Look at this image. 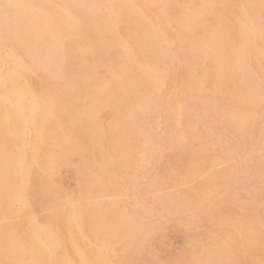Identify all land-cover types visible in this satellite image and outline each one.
<instances>
[{"label": "rangeland", "instance_id": "rangeland-1", "mask_svg": "<svg viewBox=\"0 0 264 264\" xmlns=\"http://www.w3.org/2000/svg\"><path fill=\"white\" fill-rule=\"evenodd\" d=\"M17 1V2H16ZM19 0H0V4H2V5H0V78H2V81H4L5 83H7L6 84V86H7V90L8 91H10V90H13L14 89V87L16 88L15 89V91H10V101H11V98L14 100V98H15V93L14 92H17V93H21L20 95L22 96L23 95V97H25V98H23L22 97V99L23 100H25V101H22V99H21V110L24 112V116L25 117H29V115H30V107L29 106H31V101H30V96L32 95V94H34V95H38L37 97H39L38 99L39 100H42V101H44V102H42V101H40V103H39V106H42V107H40L41 109H42V111L43 112H46V110H47V112H49V113H51V109L53 110V112H52V119H51V117H50V115H44L45 117H46V120H42V119H37V121H35L33 124H30V127H29V124H26L25 126H26V128H28L29 129V134L27 133V131H28V129H26L25 127H24V129H25V131H24V135H26L25 137H24V135H23V137H24V140L25 141H23L24 143H25V147H23V148H25L26 149V151H24L23 153H24V161H25V165H26V167L24 166V165H22V168L21 167H18L17 168V170H16V167H13L11 164V162H8V158H9V161H11V159H10V148L9 149H6V150H4L2 153H0V154H2V155H0V161H1V164H0V170H1V172H0V177L3 175L4 176V174H5V178L3 177H1L0 179H2V180H5L6 178L9 180V177H11V181H19L20 180V182H16L15 181V184L14 185H16V186H14V188H16V191H15V193L17 192V188H18V193H16V195L18 194V198L20 197L22 200L20 201V199H18L17 201H18V204L16 203V201L14 202L15 204L12 206V209L15 207V209H11V211H13V212H10L11 213V215H9V217L10 218H13V219H11V221H9L10 220V218L8 217V215H6L5 214V212L3 211V210H1V208H0V211H1V213H0V222L2 221V222H4L3 224H5L3 227H0L1 228V232H0V240L2 239V238H6V242H5V238H4V240L2 239L1 241H0V243H3V241L5 242L4 243V247L2 246V245H0V247L2 246V248L0 249V260H1V264H7V262L8 263H10V264H25V263H27V264H29V261H30V264H42L41 262L43 261H45V260H49V261H45L44 262V264L46 263V264H52V262H53V260L55 261L56 259L55 258H60L63 262H65V258L64 257H66V255L63 253V252H68L67 254L68 255H70V254H72V255H70V256H74V258H76V259H82L81 258V256L83 257V264H98V262H100V264L102 263V264H108V263H110V264H156L155 262V259L159 256V259L157 258L156 260H158L157 261V264L159 263V264H165V262H166V264H169V262H171L172 263V261H173V264L175 263V264H177V263H179V264H185V263H187V264H202V263H204L203 261L204 260H206L205 262L206 263H204V264H207V262H208V264H210V262H213L214 264H220V263H222V264H232V263H234V264H258V261L259 262H261L262 263V261H264V260H258V256H260V250L262 249V251H264V239H262V238H264V233L262 234L261 232H263L264 230V203H263V201H264V187H263V185H264V175L263 174H261V173H258V172H262V173H264V159H263V157H264V136L262 135V134H264V96H262L263 94H264V91H261V90H263L264 88V81H263V79H264V59H263V57H264V49L262 48V47H264L263 45H264V42H263V40H264V0L262 1V0H252V2H250L251 0H247L245 3H244V0H234L233 2H232V0H215L214 2L212 1V0H199L200 2H202L203 4H205V6L204 5H201V3L198 1V0H190V2H189V0H166V1H164V0H161V1H159V0H88V2L86 3V1L87 0H71V2L73 3V4H71V5H69V3L68 2H70L69 0L66 2V1H64V0H56V1H54V0H39L38 2L36 1V0H28V1H26V0H23V2H22V0H20L19 2H18ZM65 2L66 3V5L64 6L63 5V3H61V2ZM81 1V2H80ZM82 1H85V4H84V2H82ZM169 1H171L170 3H172V4H170L169 3ZM182 1V2H181ZM188 1V2H187ZM193 1V2H192ZM203 1H205V2H203ZM210 2V3H208V2ZM218 1V2H217ZM230 1H231V3H230ZM243 3H242V2ZM254 1V2H253ZM255 1H258L257 3L255 2ZM8 2H10V3H8ZM15 2V3H14ZM42 4H44V5H42ZM53 4H52V3ZM59 2V3H58ZM74 2L76 3V4H74ZM79 2V3H78ZM103 2V3H102ZM116 4H115V3ZM122 2H123V4L126 6V7H128L129 8V10H128V8H126V7H124L123 6V4H122ZM146 2V3H145ZM161 2V3H160ZM167 2V3H166ZM199 4H198V3ZM208 4H207V3ZM219 2H220V4L221 5H219ZM234 2H235V4H234ZM237 2V3H236ZM261 2H262V5L263 6H261L260 4H261ZM7 3V4H6ZM16 3H18V4H16ZM27 3V4H26ZM34 3V4H33ZM51 3V4H50ZM81 3V4H80ZM101 3V4H100ZM105 3V4H104ZM121 3V4H120ZM126 3V4H125ZM147 3L149 4V5H147ZM178 4V6L176 7V8H174L176 5ZM188 3V4H187ZM194 5H193V4ZM196 3V4H195ZM216 3V4H215ZM230 3V4H229ZM247 3H248V5H247ZM254 5H253V4ZM255 3H256V5H257V7H256V5H255ZM4 4V5H3ZM9 4H11L10 6H11V8L13 7V6H17V5H19V6H17V8L16 7H13V8H15V9H13L12 8V10L10 9V7L8 6ZM12 4H13V6H12ZM25 4V5H24ZM48 4H49V6L51 7V5H53V7H54V5L55 6H57V7H55V8H58L57 10L58 11H56V9H54L53 7H51L52 9H53V11H52V9L48 6ZM84 4V5H83ZM87 4V5H86ZM109 6H108V5ZM112 4L115 6V5H122L121 7L123 8H121L120 6H115V7H117V8H115L114 6H112ZM151 4V5H150ZM210 7V8H208V6ZM213 4V5H212ZM223 4H225V6L227 7L228 6V8L230 9H225L224 8V5ZM227 4H229V5H227ZM236 4H237V6H236ZM239 4V5H238ZM246 5V6H243V5ZM252 4V5H251ZM258 4H259V7H258ZM23 5V6H22ZM33 5H35V7L33 6ZM48 6V8H46L45 6ZM74 5V6H73ZM77 5H79V6H82V7H86V8H88V9H86V8H82V7H79V6H77ZM86 5V6H85ZM99 5V6H98ZM110 5H111V7H110ZM163 5V6H162ZM175 5V6H174ZM179 5L180 6H182V8H180L179 7ZM188 5V6H187ZM190 5V6H189ZM223 5V6H222ZM251 6V8H252V10H254L253 12H252V10H251V8H250V6ZM21 6H22V8H21ZM26 6V7H25ZM27 6L28 7H32L31 9L33 10H31V9H29V8H27ZM42 6L44 7V8H42ZM68 6V7H67ZM73 8H75V11H74V9H72V7ZM104 6V7H103ZM107 6H108V8H107ZM165 6H168V8H170L169 9V11H171V12H168V8L167 7H165ZM174 6V7H173ZM198 6V7H197ZM204 6V7H203ZM207 6V7H206ZM213 6V7H212ZM232 6V7H231ZM248 6H249V8H248ZM253 6V7H252ZM25 7V8H24ZM41 7V8H40ZM61 9H63L64 10V12H63V10H60L59 11V9L60 8ZM64 7V8H63ZM69 7H71L70 9L71 10H67V8H69ZM98 7H100V8H102L101 10H100V8H98ZM164 7L166 8V10L164 9ZM174 9H173V8ZM181 9V10H183V16H185L186 15V17H184V19L182 20V12H181V16H179L178 15V13L180 12V10H179V8ZM187 7V8H186ZM197 7V8H196ZM199 7H203L202 9L201 8H199ZM212 7V8H211ZM232 9H231V8ZM248 9H247V8ZM255 7V8H254ZM261 7V8H260ZM77 8V9H76ZM78 8H81L82 10L84 9H86V12L87 11H89V13L87 12V13H85V11H83V12H81V10L79 11L78 10ZM104 8H106V10H104ZM126 8V9H125ZM132 8V9H131ZM149 8V9H148ZM163 8V9H162ZM178 8V9H177ZM221 8V9H220ZM224 8V9H223ZM244 9L243 11L241 10L240 11V9ZM260 8V9H259ZM16 9L18 10V11H16ZM37 9H38V11H37ZM46 9V10H45ZM49 9H51V10H49ZM99 9V10H98ZM111 9V10H110ZM119 11H118V10ZM121 9H122V11H124L123 13H122V11H121ZM144 9V10H143ZM146 9L147 10H149V11H146ZM157 9V10H156ZM174 11V10H178V13L176 12V11H172V10ZM184 9H187V11L185 10L184 11ZM193 9H195V10H193ZM201 9V10H200ZM216 9V10H215ZM223 9V10H222ZM239 11H238V10ZM249 9H250V12H249ZM256 9H258L259 11H258V13H257V10ZM26 10V11H25ZM27 10H28V12H27ZM45 10V11H44ZM73 10V11H72ZM94 11L95 13H93L92 11ZM108 10V11H107ZM109 10L111 11V12H113V13H111V12H109ZM116 10V11H115ZM125 10H127V11H129L130 12V14H129V12H127L128 14H126V12H125ZM132 12H131V11ZM133 10H135V11H133ZM145 12V14H144V12ZM189 10H191L192 12L191 13H193V14H195V15H200L201 13L202 14H204L205 13V11H206V13L204 14V15H200V16H198V17H196V18H198V20L200 19V21H198L196 18H194V16H191L192 14H189L188 12H190ZM214 10V11H213ZM219 10H221V15L223 16V15H225L226 14V16L228 17V18H225V16L223 17V19H225L226 21H224V23H223V19H222V16L220 15V13H219ZM229 10V11H228ZM235 11V12H233L234 13V15L233 16H235L236 17V12H239V13H241V14H238V15H240V16H237L236 18H237V21L238 22H236V18L235 17H233L232 16V11ZM256 10V11H255ZM19 11H20V13H19ZM35 11V12H34ZM65 11L67 12V11H71V12H67V13H65ZM81 12L80 13V15H77V14H79V13H76L75 14V12ZM118 11V12H117ZM140 11H141V14H143V15H141V14H138V13H140ZM159 11V13H157L156 14V12H158ZM200 11V12H199ZM204 13H203V12ZM228 11V12H227ZM26 12V13H25ZM32 12V13H31ZM36 12L37 13H39L38 15L36 14ZM43 14V16H42V14ZM48 14H47V13ZM53 14H52V13ZM59 12V13H58ZM98 12V13H97ZM121 13L122 15H120V14H118V13ZM135 13V15H134V13ZM138 12V13H137ZM155 12V13H154ZM211 12V13H210ZM215 12H216V14H215ZM219 13V16H218V13ZM224 12H225V14H224ZM245 12V13H244ZM247 12H249V13H247ZM252 12V13H251ZM254 12H256L255 14H254ZM63 13V14H62ZM71 13V14H70ZM86 15H85V14ZM97 13V14H96ZM110 13H111V15H110ZM131 13L135 16V17H132L133 15H131ZM169 13H171V14H169ZM200 13V14H199ZM209 13V14H208ZM223 13V14H222ZM231 13V14H230ZM236 13V14H235ZM243 13H244V15H243ZM26 14H28V16L26 15ZM31 16H30V15ZM65 14L66 15H68V17L67 16H65ZM81 14H83V15H81ZM89 14H92V15H94L93 17L91 16V15H89ZM96 14V15H95ZM136 14H138V15H140L139 17H138V15H136ZM150 14H151V16H150ZM156 16H155V15ZM168 14H169V16H168ZM174 14V15H173ZM248 14H250L251 15V17H250V20H248L247 21V18H245V16L246 15H248ZM253 14H254V16H253ZM46 15V16H45ZM64 15V16H63ZM77 15V16H76ZM100 16V18H99V16ZM102 15H105L104 17L102 16ZM106 15H107V18H109V16H111V17H113V18H110L109 20L106 18ZM114 15H115V17H114ZM118 17H117V16ZM119 15H120V17H119ZM123 15H126V17L125 16H123ZM149 15V16H148ZM163 17V19L160 17ZM173 15V16H172ZM175 15H177L176 17L178 18V20H179V22L181 23L182 22V24H179V22H178V20L174 17ZM256 15H257V17L258 16H261V17H258L257 19H256ZM15 18H17V19H15ZM19 16H21V20H20V18H19ZM39 16H42L43 18H45L47 21L46 22H42L43 21V18H41V17H39ZM79 16H81V17H83V18H80V19H83L82 20V22L79 20ZM102 16V17H101ZM123 16V17H122ZM131 16V17H130ZM137 16V17H136ZM146 16H148V17H146ZM154 16V17H153ZM171 16H172V18H173V20H172V18H171ZM179 16V17H178ZM202 16H204L203 18H205V19H202V20H205V21H202L201 22V18H202ZM218 16V21H217V18L216 17ZM241 16H243V17H241ZM31 17H32V19H31ZM71 17V18H70ZM73 17V18H72ZM85 17V18H84ZM97 17V18H96ZM161 19H160V18ZM164 17H167V18H165L164 19ZM169 17V18H168ZM181 17V18H180ZM189 17V18H188ZM240 17V21H239V18ZM248 17V19H249V16H247ZM253 17H255V18H253ZM22 18H25V19H23V21H22ZM34 18V19H33ZM38 19V20H40L41 19V21H38V20H36V19ZM40 18V19H39ZM62 19V20H59L58 21V19ZM75 18V19H74ZM101 18H103V19H101ZM115 18V19H114ZM117 18H118V21H117ZM120 18V19H119ZM126 18V19H125ZM128 18V19H127ZM129 18H131V19H129ZM135 18H137V19H135ZM139 18V19H138ZM207 18V19H206ZM216 18V19H215ZM221 18V19H220ZM233 18H235V19H233ZM244 19V20H242V22H241V19ZM251 18H253L252 20H251ZM260 18V19H259ZM16 21H15V20ZM19 19V20H18ZM113 19V20H112ZM132 19H134V21L132 20ZM142 19H146L147 21H149V25L147 24V22H146V20H142ZM152 19H153V21H152ZM156 19V20H155ZM181 19V20H180ZM188 19H189V21H188ZM192 19V20H191ZM214 19H215V22H214ZM227 19H229V20H227ZM245 19H246V23H245ZM255 19V20H254ZM259 19V20H258ZM36 20V21H35ZM63 20H65V23L66 24H69L70 26H68L67 25V27H68V29H69V27L71 28L69 31H66V32H68V33H66L65 31H64V29L66 30L67 29V27L66 26H64L65 24H64V21ZM73 20V21H72ZM84 20H88V21H86L85 22V24H87V25H85L84 26ZM99 20V21H98ZM101 20H102V22H101ZM123 20V21H122ZM126 20H128L127 22H126ZM130 20L132 21V23L133 24H130L131 22H130ZM137 20V24L135 23V21ZM158 20V21H157ZM163 20L166 22L167 20H169V21H167L166 22V24L163 22ZM177 20V22L175 23L176 25H174V23L173 22H175V21ZM254 20V22H256L254 25H256V26H254L253 25V23H252V21ZM25 21H27V23H31V24H27V25H25L26 24V22ZM53 21V22H52ZM57 21V22H56ZM62 21V22H61ZM95 21V22H94ZM103 21H105V22H103ZM109 21V23H107V22ZM124 22L125 23V25H124V23H122V22ZM142 21H144V23H142ZM198 21V22H197ZM207 21V23L208 22H211V23H215V25L214 24H212L211 25V23H208V24H210V27H211V29H210V27H209V25L207 24V23H203V22H206ZM223 23V28H222V23ZM231 23H230V22ZM243 21H244V23L246 24V26H249L250 28H252V29H250V30H252L251 31V33H247L249 36H250V38H251V36H252V33L254 32V30L253 29H255V31H256V33L254 32L253 33V35L255 34V35H257L256 37H254L253 36V38H259L258 40L256 39V42H257V44L254 42L255 40L253 39L252 40V38L250 39V38H247V34L245 33H241V27L243 26L244 27V25H242L241 26V24H244L243 23ZM261 21H263L262 23H260ZM15 22L17 23L16 25H15ZM19 22H20V24H22V25H20L19 24ZM22 22V23H21ZM50 22H52L53 24L52 25H54L55 27L53 28L51 25H48V24H51ZM56 22V23H55ZM75 22V23H74ZM88 22L90 23V24H88ZM99 24H97V23ZM114 22H116V23H114ZM117 22L119 23L118 25H117ZM154 22V23H153ZM157 22H159V23H157ZM170 22H172V23H170ZM184 22H186L185 24H184ZM194 22H195V24H194ZM216 22H217V25H216ZM226 22V23H225ZM250 22V23H249ZM259 22V23H258ZM25 23V24H24ZM46 23V24H45ZM96 23V24H95ZM102 23H106L105 25H103ZM110 23H112V25L110 24ZM114 23V24H113ZM128 23H129V25H128ZM140 23H142V24H140ZM157 25H156V24ZM190 23L192 24V26L190 25ZM234 23H239L238 24V26L237 25H235ZM252 23V24H251ZM25 26H24V25ZM44 24V25H43ZM56 24V25H55ZM57 24H59L58 26H57ZM61 24V25H60ZM78 24V25H77ZM81 24H83V25H81ZM94 24V25H93ZM108 24V25H107ZM136 24V26H134ZM140 24V25H139ZM155 24V25H154ZM200 24V25H199ZM226 24V25H225ZM232 24H233V26H232ZM2 25V26H1ZM18 25H20V26H18ZM32 25V26H31ZM48 25V26H47ZM77 25V26H76ZM104 28V29H107V31H106V33H104L105 31L104 30H102L103 28L101 27V26ZM109 25H111L110 27H109ZM117 25V26H116ZM124 25V26H123ZM127 25L128 26H134L133 28L131 27V29L129 28V27H127ZM138 25V26H137ZM144 26V29L146 30H144L143 31V28H141L142 26ZM145 25H147V26H149L147 29H148V32L150 33V35H149V33L147 32V29H146V26ZM151 25V26H150ZM167 27H166V26ZM173 25V26H172ZM180 26V30H182L183 29V27H182V25L183 26H186V30H188V31H185V29H183V33H180L181 31H179V28H177V27H179ZM204 26L205 25V29L202 27V26ZM230 26V28H229V26ZM251 25H252V27H251ZM24 28H23V27ZM30 26V27H29ZM34 26V27H33ZM49 26H51V27H49ZM58 28H57V27ZM59 26H61V27H59ZM87 26H89V27H87ZM93 27V28H95L94 30L96 31H94L93 30V28H91V27ZM100 26V27H99ZM121 26H123V28H122V30H120L121 29ZM140 26V27H139ZM155 26H156V29L158 30V32L156 31V29H154L155 28ZM175 26V27H174ZM190 26V29H191V37H192V39L190 40L189 38H187V37H185V36H187L188 35V33L190 34V31H189V27ZM194 26L195 27H197L196 28V30H193V29H195L194 28ZM199 26H201V27H199ZM207 26L209 27V28H207ZM218 26H219V28H218ZM225 26L227 27L226 29H225ZM232 26V27H231ZM261 26H262V28H261ZM3 29H2V28ZM33 27V28H32ZM62 27H64V28H62ZM99 27V28H98ZM114 27H116L117 29H119V31H120V33H119V31L118 30H116V29H114ZM120 27V28H119ZM135 27H136V29H135ZM137 27H139L140 29L138 30V28ZM157 27H159V29L157 28ZM162 27V28H161ZM168 29H166V28ZM235 27V28H234ZM237 27V28H236ZM242 27V28H243ZM47 28V29H46ZM49 28V29H48ZM55 28H57V29H55ZM90 28L92 29V32H91V30H90ZM124 28H125V30H124ZM169 28H171L170 30H169ZM182 28V29H181ZM193 28V29H192ZM206 28H207V31H206ZM212 28H213V30H212ZM215 28H218V30H216ZM259 30H258V29ZM6 29V30H5ZM7 29H9L8 31H7ZM20 29V30H19ZM21 29H22V31L23 32H21ZM53 29H55V30H57V33L55 32V30H53ZM63 29V30H62ZM67 29V30H68ZM83 29V30H82ZM84 29H85V32H84ZM126 29H127V31H126ZM128 29H129V32H128ZM151 29H152V31H151ZM175 29H177V30H175ZM197 29H198V31H200V34L202 35V36H205V37H203L202 39H205L207 36H208V34H210L209 36V40H203L205 43H206V41H209V42H207L208 44H209V46L211 47H209V46H207V43H206V45L205 44H203V42H199L200 41V34H199V32L197 31ZM201 29V30H200ZM215 29V30H214ZM3 30H5V32H2ZM11 30V31H10ZM45 32H44V31ZM97 30H99V32L98 33H100V32H103V33H100V34H97ZM100 30H102V31H100ZM108 30L110 31V34H109V36H110V38H111V36H112V38L110 39L109 38V36H108ZM133 30H135V32L133 31ZM140 30H142V31H140ZM162 32H161V31ZM192 30H193V32H195V33H193L192 32ZM227 30H232V31H234V33L235 34H237L236 35V37H238V38H241V37H243L242 38V40L241 39H236L235 41H234V37H233V35H235L232 31H230V32H232V34L231 33H229V34H227V32L226 31ZM263 30V31H262ZM52 31L53 33L55 32V36H53L54 34L51 32ZM61 31H63V33L64 34H67V35H64V34H62V32ZM74 31V32H73ZM76 31V32H75ZM115 31H117V32H115ZM136 31H139V32H136ZM170 31V32H169ZM173 31V32H172ZM176 31V33H174ZM201 31L203 32V31H205V32H209L208 34L207 33H205V32H203V33H201ZM211 31H215L213 34H212V32ZM223 31V32H222ZM260 31V32H259ZM25 32H27L26 33V35L24 34ZM49 32V33H48ZM69 32H71V34H69ZM78 32V33H77ZM111 32H112V34H113V32H114V36L111 34ZM124 32V33H123ZM132 32V33H131ZM144 33L146 36H144L143 34H141V33ZM155 32H156V34H155ZM167 33V35H161V34H163V33ZM186 32V33H185ZM188 32V33H187ZM217 32V33H216ZM262 32V33H261ZM42 33H44V36H43V34ZM58 33H60V37H58L59 36V34ZM121 33H123V34H121ZM139 34V36H137V35H135V34ZM149 35V37H148V35ZM157 33H158V35H157ZM165 33V34H166ZM171 33V34H170ZM177 33H178V35L180 34V36H182L184 33V35L181 37L183 40H181V43H183V44H181L180 42H175V41H180V39H178V38H180V36H178L177 35ZM258 33V34H257ZM25 36H24V35ZM29 35V37H28V35ZM34 35V37H33V35ZM45 34H51L50 35V38L52 37V40L49 38V36L48 35H46L45 36ZM73 34V35H72ZM76 34H78V36L80 35V36H82L83 38H80V36L78 37ZM85 34H87V36L85 35ZM96 34V35H95ZM101 34H103V35H101ZM107 34V37H105V35ZM124 34H126L125 35V37H127V38H125L124 37ZM127 34H129V35H131V36H129V35H127ZM141 34V35H140ZM160 34V35H159ZM174 34H176L177 36H178V38H177V36L176 35H174ZM182 34V35H181ZM194 34H197V35H194ZM207 36H206V35ZM217 35V36H215V38H214V36H212V35ZM231 34V35H230ZM238 34H240V35H238ZM242 34H244V35H242ZM263 34V35H262ZM8 35H9V37H8ZM14 35V36H13ZM30 35L33 37V39H31L32 37H30ZM90 35H91V37H90ZM98 35V36H97ZM118 35V36H117ZM135 35V36H134ZM157 37H156V36ZM193 35H194V37H196V38H193ZM221 35V38H223V39H220L219 38V36ZM224 35V36H223ZM231 36V38L229 39V40H233V41H231L233 44H231V42L228 40V39H226V38H228V37H230ZM3 36V37H2ZM26 36H27V38H26ZM65 36V37H64ZM69 36H72L73 38V40H69L70 39V37ZM75 36H77V38H78V40H77V38L75 37ZM95 36V37H94ZM115 36H117V38H115L114 39V37ZM142 36L145 38L144 40L142 39ZM158 36H160V37H158ZM161 36H162V38H161ZM165 38H164V37ZM171 37V39H169L170 37ZM173 36V37H172ZM176 36V37H175ZM189 35H188V37H190ZM211 36H212V38H214L215 40L214 41H216V42H214V41H212V42H210V40H213V39H211ZM240 36V37H239ZM248 36V37H249ZM262 36V37H261ZM5 37V38H4ZM8 37V38H7ZM14 37V38H13ZM17 37V38H16ZM39 37H40V39H39ZM63 37V38H62ZM69 37V38H68ZM75 37V38H74ZM129 37H131V38H129ZM132 37H134V39H135V37H136V39L138 38L139 40L141 39V41H139L138 39L137 40H134ZM140 37V38H139ZM148 39H147V38ZM153 37H155L156 39H154ZM167 37V38H166ZM199 37V38H198ZM235 37V38H236ZM244 37H246L245 39H244ZM47 38V39H46ZM58 38V39H57ZM65 38V41L63 40ZM68 38V39H67ZM86 38V39H85ZM100 38H101V40H102V38L104 39L103 40V42H101V40H100ZM119 38V39H118ZM128 38H129V40L131 39V41H129L128 40ZM150 38V39H149ZM161 38V39H160ZM177 38V39H176ZM184 38L186 39V40H184ZM216 38H218V39H216ZM224 38H225V40L226 41H224ZM10 39V40H9ZM13 41H12V40ZM15 39H18L17 41H19V42H15L14 40ZM22 39V40H21ZM26 39V40H25ZM30 39H31V41H30ZM62 39V40H61ZM88 39H89V42H88ZM154 39V40H153ZM164 39H166V40H163ZM171 41V43H169L170 41ZM176 39V40H175ZM201 39V40H202ZM262 39V40H261ZM9 40V41H8ZM23 40H25V41H23ZM77 41V42H75V41ZM83 40H84V42H83ZM106 40V41H105ZM107 40H108V42H107ZM115 40H118V41H115ZM119 40H122V41H120V46H121V48H120V46H119V44H118V42H119ZM148 42H147V41ZM152 40V41H151ZM155 40H156V43H157V45L158 46H161V47H159V49L160 50H158L157 48L158 47H155V46H157L154 42H155ZM173 40H175V41H173ZM193 40H195L196 41V44H195V41H193ZM199 40V41H198ZM218 40V41H217ZM224 42H223V41ZM241 40V41H240ZM251 40V41H250ZM23 41V42H22ZM39 41V42H38ZM64 41V42H63ZM136 41H139L138 43H136ZM163 42V45H161V43ZM167 41H169L168 42V44L171 46V47H169V45H167ZM183 41V42H182ZM227 41H229V44H228V42ZM238 41V42H237ZM244 41H246V42H244ZM249 41V43H247ZM11 42H15V43H12V45H11ZM43 44H42V43ZM65 42H74V43H76V44H74V43H65ZM88 42V44H86ZM92 42V43H91ZM105 42H107V43H105ZM132 42H133V44H135V45H133L132 44ZM140 42L142 43V42H146V45H144V43H142V44H140ZM150 42L152 43V45L150 44ZM165 42H166V44H165ZM174 42V43H173ZM184 42H190V43H184ZM193 42V43H192ZM218 42V43H217ZM220 42H222L221 43V45H219V43ZM244 42V43H243ZM253 42V43H252ZM261 42H263V43H261ZM3 43V44H2ZM19 43H23V44H21L20 46H17ZM86 44V45H83V44ZM122 43V44H121ZM160 43V44H159ZM175 43H177V44H175ZM197 43H199V44H201V51L200 50H198V52L196 53V54H194L193 53V51H195L196 52V50L197 49H200V46L199 45H197ZM224 43V44H223ZM227 43V44H226ZM236 43H240V44H236ZM255 43V44H254ZM262 44V46H260L261 44ZM5 44V45H4ZM41 44H42V46H41ZM62 44V45H61ZM66 44L68 45L67 47H66ZM73 44V45H72ZM78 44L80 45V47H78ZM97 46H96V45ZM98 44L100 45V47L98 46ZM110 44V45H109ZM114 44H115V47H113L114 46ZM118 44V45H117ZM125 45V46H123L124 48H122V45ZM138 44V46H136ZM149 44L151 45V50L150 51H148L146 48L147 47H150L149 46ZM153 44H155L154 46H153ZM194 46H193V45ZM212 44V45H211ZM216 44V45H215ZM247 44H249V45H247ZM258 44H260L259 46L261 47V48H259L257 45ZM4 45V46H3ZM15 45V46H14ZM63 46L64 48H66V49H64L63 47H61V46ZM65 45V46H64ZM107 45V46H106ZM113 45V46H112ZM139 45L141 46V45H143L142 46V48H144V49H142L141 47H139ZM167 45V46H166ZM177 45H181L180 46V49H179V46H176ZM186 45V46H185ZM203 45V46H202ZM217 45H219V46H221L222 48H220L219 46H217ZM226 45V46H225ZM228 45H230L229 47H228ZM235 45H236V47H235ZM244 45H246L245 47L247 48V53H245L246 52V48L244 47ZM250 45H252L251 46V48H252V50H251V48L249 47ZM255 45V46H254ZM7 46V47H6ZM14 46V47H13ZM39 46V47H38ZM57 46H59V48L57 47ZM86 48H85V47ZM91 47V49H90V47ZM110 46V47H109ZM128 46H129V48H128ZM182 46H184V47H182ZM192 46V48H190ZM199 46V47H198ZM205 46H207V47H205ZM213 46V47H212ZM257 46V47H256ZM16 47V48H15ZM22 47H25V48H22ZM70 47V48H69ZM84 47V48H83ZM107 47H109V50H110V52H109V50H108V48ZM112 47V48H111ZM133 47H135L136 49H134ZM153 47H155L156 48V51L155 50H153L154 48ZM164 47V48H163ZM174 47V48H173ZM196 47H198L196 50H195V48ZM202 47H205V48H209L208 50H206L205 48H204V50H203V48ZM217 47L218 48H220L221 50L219 51V49H217ZM224 47H225V52H224ZM237 47H239V50H238V48ZM243 48V50H242V48ZM248 47H249V49H250V51L248 50ZM33 48V49H32ZM41 48H42V50H41ZM88 48H89V50H88ZM114 48V49H113ZM127 48H128V50H127ZM164 50H162V49ZM166 48L167 49H169V50H166ZM178 48V49H177ZM228 48V49H227ZM241 48V49H240ZM257 48H259L258 49V51H260L261 52V54L263 55H261V57L259 58V53L260 52H256L257 51ZM4 51H3V50ZM15 49V50H14ZM18 51H17V50ZM25 49V50H24ZM38 49L40 50V51H38ZM68 49V50H67ZM122 49V50H121ZM136 50V51H134V50ZM145 49H146V51H145ZM149 49V48H148ZM177 49V50H176ZM183 51H182V50ZM187 49V50H186ZM262 49V50H261ZM59 50V51H58ZM63 50H65V51H63ZM71 52H70V51ZM100 50H102V51H104V52H102V51H100ZM123 50H125V52H127L128 53V59H127V56L125 55L126 53H124V51ZM127 50V51H126ZM171 50H172V52L175 50V53H172L171 52ZM180 50V51H179ZM188 50H189V52H188ZM210 50V52H207L206 53V51H209ZM218 50V51H217ZM227 50V51H226ZM228 50L229 51H231L232 53L230 54L229 52H228ZM233 50V51H232ZM239 52V55L240 56H236V55H234V54H236L237 52ZM7 51V52H6ZM9 51V52H8ZM43 51V52H42ZM73 51V52H72ZM82 51V52H81ZM89 51L90 52V58L88 57V55H89V52L87 53V52ZM92 51V52H91ZM115 51V52H114ZM118 51V52H117ZM120 51H122L121 53H119ZM136 54V55H138V57H136V55L135 54H132L133 52ZM155 51V52H154ZM167 51V52H166ZM178 51H179V54H178ZM192 51V53H190ZM199 51H200V53L201 54H199ZM204 51V53H205V55H204V53H202ZM221 51H223V52H221ZM242 51H243V53H242ZM249 51V52H248ZM253 51V54L251 53ZM13 52V53H12ZM16 52H17V54H16ZM55 52V53H54ZM78 52V53H77ZM81 53V55H80V53ZM84 52H86V53H84ZM97 52V53H96ZM106 52V53H105ZM109 52V53H108ZM114 53L113 54V57H112V55L110 56V54L111 53ZM117 52V53H116ZM132 52V53H131ZM139 52V53H138ZM145 52H147V53H145ZM148 52H149V55H151V57L149 56V55H147L148 54ZM159 52H160V56H162V57H159V58H157V56H159ZM164 52V53H163ZM217 52H219L221 55H222V57L220 56V54H219V56L217 55ZM241 52V53H240ZM14 54V55H12V54ZM92 53H94L95 54V56H94V54H92ZM150 53H152V54H154V56L152 55V54H150ZM157 53V54H156ZM167 54V56H166V54ZM172 53V54H171ZM183 53V54H182ZM225 53V54H224ZM226 53H228V54H226ZM251 53V54H250ZM4 54V55H3ZM43 54V55H42ZM55 54H56V56H55ZM107 54V55H106ZM118 54H119V56H118ZM124 54V55H123ZM130 54H131V56H134V57H136L138 60H139V58L140 57H144V59H143V57L142 58H140V60L138 61H135L136 63H138V65L137 64H135V62L132 60V57H130ZM142 56H141V55ZM162 54V55H161ZM177 54V55H176ZM182 54V55H181ZM184 54H188L187 56H189V54H194V58H193V55L192 56H189V57H192V58H187V56L186 55H184ZM212 54V55H211ZM232 54L234 55V56H232ZM238 54V53H237ZM248 54V55H247ZM59 57H58V56ZM73 55V56H72ZM86 55V56H85ZM118 56L117 58H116V56ZM123 55V56H122ZM147 55V56H146ZM181 56V57H179V56ZM198 55V56H197ZM208 55H209V59H208ZM224 55H226V56H230V57H226V56H224ZM246 55V56H245ZM250 55V56H249ZM255 56V59H256V61H252V59L254 58V56ZM257 55H259V56H257ZM8 56V57H7ZM10 56V57H9ZM71 56V57H70ZM98 56V57H97ZM109 56V57H108ZM148 56H149V58H148ZM156 56V57H155ZM177 56V57H176ZM200 56V57H199ZM207 56V59H208V61H207V59H205V57ZM213 56V57H212ZM218 56V58L217 59H215L216 57ZM223 56H224V58H223ZM243 56H244V58H243ZM253 56V57H252ZM17 57H19V58H17ZM57 57L59 58V59H57ZM67 57V58H66ZM87 57V58H86ZM95 59H94V58ZM101 57V58H100ZM103 57H105V59L103 58ZM115 57V58H114ZM121 57L124 59H122L121 60ZM130 57V58H129ZM154 57V58H153ZM165 57V58H164ZM166 57H167V59H169V57H170V59L169 60H167L166 59ZM198 59H197V58ZM203 57V59H205V61L203 60V59H200V58H202ZM210 57H212V58H210ZM227 59H226V58ZM236 57V58H235ZM238 57H239V59H238ZM28 58V59H27ZM68 58L70 59V61L68 60ZM89 58V59H88ZM91 58H93V59H91ZM100 58V59H99ZM108 60H107V59ZM110 58V59H109ZM145 58H146V60H148V61H150V62H152L153 61V59H154V61L153 62H155V63H153L152 62V65H149L150 63L148 62V61H145ZM155 58L156 59H159V60H156L155 61ZM161 58H162V60H161ZM172 58V59H171ZM176 58V59H175ZM178 58H180V59H178ZM186 58V59H185ZM223 58V62H222V59ZM230 58V59H229ZM233 58H234V60H233ZM241 58V59H240ZM252 58V59H251ZM262 58V59H261ZM3 59V60H2ZM17 61H16V60ZM19 59V60H18ZM57 60V62H56V60ZM61 59L63 60L62 62H64L66 59H67V61L68 62H64V63H62L61 62ZM97 59V60H96ZM99 59V60H98ZM104 59V60H103ZM119 59H120V61H119ZM133 59H135V58H133ZM151 59H152V61H151ZM188 59V60H187ZM194 59H197V62H196V60H194ZM211 59V60H210ZM224 59H225V61H228V64H227V62H225L226 64H224ZM230 60V62H229V60ZM249 59V61H248V63H247V61L246 60H248ZM7 60V61H6ZM14 60V61H13ZM35 61L38 65H36L35 64V62L33 63V61ZM85 61V64L84 63H82V62H84ZM95 60V61H94ZM128 62H127V61ZM163 60H164V62L166 61L167 62V65H166V62H165V64H164V62H163ZM172 60V61H171ZM177 60V61H176ZM191 60V61H190ZM200 60H202V61H200ZM210 60V61H209ZM235 60H237L238 61V63H236L237 61H235ZM254 60V59H253ZM262 60V61H261ZM24 61V62H23ZM27 61V62H26ZM59 61V62H58ZM82 61V62H81ZM88 62V64H87V62ZM99 61V62H98ZM104 61V62H103ZM109 61V62H108ZM114 61H118L117 63L115 62L114 63ZM131 61L132 62H134V65L131 63ZM177 63H176V62ZM179 61V62H178ZM185 61V62H184ZM189 61L191 62V63H193V61L196 63L195 65H199V66H196L195 67V65H194V63L190 66V63H189ZM212 61H213V63L215 64H213L212 63ZM215 61V62H214ZM216 61H218V65L216 64ZM221 61V62H220ZM231 61H234V62H231ZM7 62V63H6ZM9 62V63H8ZM18 62H19V65H18ZM27 64H26V63ZM29 62V63H28ZM32 62V63H31ZM73 62L75 63V62H77L76 64H73ZM100 62H102V63H100ZM108 62V63H107ZM120 62H121V64H122V62H123V64H125V67L123 66V64L121 65L120 64ZM126 62H127V64H126ZM148 62V63H147ZM158 62L159 63H161L162 64V66L163 65H165L164 67H160L161 65L159 64L158 65ZM173 64H172V63ZM199 62V63H198ZM202 62V63H201ZM205 62V65L203 64ZM209 62H211L210 64V66L208 65L209 64ZM251 62V63H250ZM257 64L256 66H258L259 67V69H258V67H257V69H256V66H255V63ZM261 64H260V63ZM24 63H25V65H24ZM59 63H62V64H59ZM65 63H69L68 65H66ZM70 63L71 64H73V66L75 67V66H78V68L80 67V69H78L77 67V69H74V67L72 66V65H70ZM107 63V64H106ZM169 63V64H168ZM174 63H176V64H174ZM179 63V64H178ZM201 63V64H200ZM221 63V64H220ZM231 63H233V64H235L234 66L235 67H237V68H231L230 69V66L231 67H233V65L231 64ZM240 63V64H239ZM254 63V64H253ZM11 64H13V66H11ZM23 66H22V65ZM56 64H58L59 66H64V68H65V70L63 69V67L62 68H60L59 66L57 67L56 66ZM82 64V65H81ZM100 64L101 66H98V65ZM128 64H129V68H128ZM142 64L144 67H142V66H140V65ZM145 64L147 65V67L145 66ZM154 64V65H153ZM182 64H184V67H186V70H185V68H183V73L185 72L186 73V75L187 76H185L183 73L181 74V72H182ZM187 64H189V65H187ZM202 64H203V66H202ZM220 64V65H219ZM28 65V67L26 68V66ZM29 65H31V67L29 66ZM70 65V66H69ZM93 65V66H92ZM105 65V66H104ZM114 65V66H113ZM119 65H121V66H123V68H121V66H119ZM169 65V66H168ZM178 65H179V67H178ZM194 65V67H192ZM201 65V66H200ZM214 65V66H213ZM224 65V66H229V67H227L228 69H226V70H224L225 69V67H224V69H222L221 67ZM254 65V66H253ZM3 66V67H2ZM11 67L12 68V70H11V68H9V67ZM37 66V67H36ZM42 66H44V70L42 69L43 67ZM82 66V67H81ZM91 66H92V68H91ZM111 66V67H110ZM134 66V67H133ZM138 66V67H137ZM156 66V67H155ZM157 66H159V67H157ZM175 66V67H174ZM190 66V67H189ZM204 66H206V68H204ZM244 66V67H243ZM6 67V68H5ZM40 67V68H39ZM85 67H86V69H85ZM87 67H89V69L87 70ZM97 67V68H96ZM131 67H133L132 69H131ZM141 67V68H140ZM199 67H203V68H199ZM207 67H208V69H207ZM209 67L210 68H212L213 70H212V72H214V75H213V73L210 71L211 69H209ZM216 67V68H215ZM2 68H4V69H6L5 71H4V69H2ZM19 68V69H18ZM22 68H24V70L22 69ZM33 68H35V69H33ZM59 68H60V70H59ZM106 68V69H105ZM143 68V69H142ZM145 68H147V69H145ZM150 68H152L153 70H154V73L156 74V69H157V71H161V72H163L162 73V75H163V78H162V76L160 77V73L159 72H157L158 74H154L153 72H152V69L150 70L151 71V73L152 74H150L149 73V71H146V70H149ZM154 68H156V69H154ZM161 68V69H160ZM172 68V70H168V69H171ZM175 68V69H174ZM178 68V69H177ZM180 68V69H179ZM190 69L191 68V70L192 69H195V70H188V69ZM198 68V69H197ZM220 68V69H219ZM239 68V69H238ZM242 68V69H241ZM249 68H250V71H248V74L246 75V76H244L245 74H246V72H247V69L249 70ZM255 68V69H254ZM263 68V69H262ZM13 69H17L18 71H13ZM28 69V72H26V70ZM39 70V71H37V70ZM40 69H42V70H40ZM56 69H57V71H59V72H57L56 71ZM82 69V70H81ZM84 69V70H83ZM115 71H114V70ZM117 69V70H116ZM122 71H121V70ZM124 69V70H123ZM125 69H127L126 71H125ZM160 69V70H159ZM163 69H165V71L163 70ZM200 69H202V71L200 70ZM203 69H205L204 70V72H203ZM222 69V70H221ZM230 69V73H229V71H227V70H229ZM234 69V70H233ZM244 69H245V71H244ZM61 70L63 71V72H61ZM71 70H74L75 72H77V74L74 72V71H71ZM85 70H87V72L85 71ZM110 70H112V71H110ZM137 70H139V71H137ZM140 70H141V72H143V73H138V75H137V72H140ZM178 70V71H177ZM179 70H180V72H179ZM197 70V71H196ZM200 70V71H199ZM207 70H209V72H207ZM226 71L227 72V76H226V72H224V71ZM234 72H232V71ZM237 70H239L240 71V74H241V76H240V74H239V72H238V74L239 75H237ZM253 70H255V71H253ZM260 71V72H257L256 73V71ZM6 71H11L12 73H13V76H12V78H9V80L7 81V77H6V75L4 74ZM21 71V72H20ZM25 71V72H24ZM34 71H36V73L34 72ZM42 71H44V72H42ZM45 71H47V73L49 74H46V72ZM67 71H71L70 72V74H68L69 72H67ZM80 71V72H79ZM84 72L83 74L85 75V73H86V76H87V74L88 73H90L89 74V78H87V79H85L86 77L83 75L82 76V73L81 72ZM90 71H92V72H90ZM107 72V73H104L106 76L107 75H109L110 77L112 76V78L114 79L113 80V82H112V79H110L109 80V76H108V78H106V76L103 74V72ZM119 73H121L120 74V76H119V74H117L118 72ZM169 71V72H168ZM170 71H172L173 73H174V75H172L171 74V72ZM175 71V72H174ZM189 71L190 72V74H188L187 72ZM201 72V73H199V72ZM219 71V73H217ZM242 71H244L243 73H241ZM18 72V73H17ZM41 72H42V74H41ZM53 72V73H52ZM67 73V74H65V73ZM73 72V73H72ZM78 72H79V74H78ZM117 72V73H116ZM125 72H126V75H125ZM130 74H129V73ZM133 72H134V74H133ZM136 72V73H135ZM145 72H148L149 73V76L151 77V76H153V74H154V76H155V78H157L158 79V81L156 82L157 84H159L158 86H157V84L156 83H152V82H148V80L147 79H145L146 77V75H148L147 73H145ZM178 72L180 73V75L178 74ZM203 72V73H202ZM225 73L224 75L225 76H220V74L221 73ZM233 74H236V76L234 77V76H230L232 73ZM253 74H252V73ZM3 73V74H2ZM7 73V72H6ZM26 73H28V74H26ZM50 73H52L53 74V76H52V74L50 75ZM55 73H57V74H59V76L57 75H54ZM60 73H62L61 75H60ZM75 73V74H74ZM81 73V74H80ZM95 73V74H94ZM98 73V74H97ZM116 75H115V74ZM123 73V74H122ZM128 73V74H127ZM168 73H170L171 75H172V77L168 74ZM193 73H198L197 75L196 74H194L193 76H192V74ZM207 73V74H206ZM230 75H229V74ZM18 74V75H17ZM20 74V75H19ZM30 74H31V76H30ZM38 74H40V76L38 75ZM45 74V75H44ZM63 74H64V76H63ZM94 74V75H93ZM96 74H97V76H96ZM111 74V75H110ZM134 76H133V75ZM160 74V75H159ZM212 74V75H211ZM217 74H219V75H217ZM244 74V75H243ZM251 74V75H250ZM3 75H4V77H3ZM23 75V76H22ZM44 75V76H43ZM65 75H68L67 77L65 76ZM73 75V76H72ZM80 75L82 76V77H80ZM104 76V77H101V76ZM125 75V80L124 79H122V78H124L123 76ZM129 77H128V76ZM130 75H132V76H130ZM135 75H137L136 77H135ZM157 75H159V76H157ZM167 75V76H166ZM181 75H184L185 77L183 78V76H181ZM205 75V76H204ZM209 75V76H208ZM221 75H223V74H221ZM230 77H229V76ZM253 75H256V77L255 76H253ZM15 76V77H14ZM20 76V77H19ZM39 76V77H38ZM45 76H48L47 78H49V76H50V80H48ZM52 76V77H51ZM55 76V77H54ZM61 76V77H60ZM75 76H77L76 78H75ZM91 76H93L94 78H92ZM95 76H96V78H95ZM100 76V77H99ZM121 76H122V78H121ZM126 76L128 77V80L129 81H133V82H128L127 81V78H126ZM141 76V77H140ZM199 76H203L201 79H199ZM210 76H211V78H210ZM218 76H220V77H218ZM238 76H240V77H242V78H238ZM262 76V77H261ZM43 77V78H42ZM65 79H64V78ZM78 77L80 78V79H78ZM85 77V78H84ZM88 77V76H87ZM117 77V78H116ZM133 77V78H132ZM142 77H144V79L142 78ZM173 78L174 80H171V78ZM179 77V78H178ZM188 77V80H191L192 81V79H190L191 77H194L193 79V82L191 83L190 81H188L187 82V79H185V78H187ZM190 77V78H189ZM227 77H229V78H227ZM233 77H234V80H236L237 79V81H238V79H239V81L238 82H246V83H244L243 85H241L242 84V82H241V84L240 83H238L237 81H231V78L233 79ZM16 78V79H15ZM21 78V79H20ZM27 78H29V79H27ZM42 78V79H41ZM52 78H54V82L52 81ZM56 78V79H55ZM67 78V79H66ZM69 78H72L71 79V82H73V84L71 83V85H70V83H68V82H70V79ZM82 78H84L85 80H88V79H90V80H88V81H85V80H83L84 82H86L85 83V85H87V86H85L84 85V82L83 81H81L80 82V80L82 79ZM106 78V79H105ZM119 78V79H118ZM164 78H166V79H164ZM176 78H177V80H179L178 82L176 81ZM183 78V79H182ZM197 78V79H196ZM223 78V79H222ZM225 78H227V79H225ZM244 78H246V79H248L249 78V81H248V83L249 84H247V81L244 79ZM255 78V79H254ZM4 79V80H3ZM23 79V80H22ZM39 79H41L40 81H39ZM44 79H46L47 81V83H45L44 81ZM63 79V80H62ZM69 79V80H68ZM74 79V80H73ZM79 81H78V80ZM94 79H95V81H97V82H95L94 81ZM100 79H103L105 82H103V80H101V81H99ZM108 79V80H107ZM118 79V80H117ZM144 81H147L146 82V84H145V82H142L143 80ZM152 79H154V77H151V80ZM157 79H155L154 81H156ZM162 79H164V81L162 80ZM199 79V80H198ZM212 79V80H211ZM230 79V81H228ZM243 79V80H242ZM28 80V81H27ZM30 80V81H29ZM55 80H58V81H60V83H58V81H55ZM62 80V81H61ZM67 80H68V82H67ZM73 80V81H72ZM92 80V81H91ZM136 80H138V82H136ZM162 80V81H161ZM168 80H169V82H168ZM186 82H185V81ZM201 80H204V81H201ZM226 80V81H225ZM241 80V81H240ZM256 80V81H255ZM259 82H261V83H257L258 81ZM50 81V82H49ZM63 81H65V83L66 84H68V86L66 85V84H64L63 83ZM108 81V82H107ZM111 81V82H110ZM116 81V83H117V81H118V83H117V85H116V83H114ZM127 81V82H126ZM153 81V80H152ZM153 81V82H154ZM161 81V82H160ZM165 81H166V83L168 82L169 84H171V85H168V83L166 84L165 83ZM174 81V82H173ZM194 81H197L198 82V84H197V82H194ZM223 83H222V82ZM253 81H255V82H253ZM12 82H13V85H10V84H12ZM110 82V83H109ZM139 82H140V84H139ZM176 82H177V85H176ZM179 82H180V84H179ZM182 82L184 83L183 85H182ZM204 82V83H203ZM212 82V83H211ZM218 82H219V84H218ZM227 82V83H226ZM233 82H237L235 85L234 84H232ZM251 82H253V85L251 86ZM45 83V84H44ZM63 83V84H62ZM104 83V84H103ZM105 83H107V84H105ZM109 83V84H108ZM112 83V84H111ZM120 83V84H119ZM123 83V84H122ZM130 83H133V84H130ZM134 83L136 84V85H134ZM138 83V84H137ZM145 85H148V86H145ZM150 83L151 84H153L157 89H155V87H154V89L156 90L155 92H157V94L160 92V93H163V91H164V93L163 94H161V97H162V99H159V97H160V94H156V93H154V91H152V90H154L153 88H149V87H152V85H150ZM163 85H162V84ZM175 83V84H174ZM188 83V84H187ZM194 83H196L197 85H198V88H195L197 85L196 84H194ZM205 83H206V85H205ZM215 83V84H214ZM254 83H256V86L254 85ZM55 84V85H54ZM59 84V86L62 88V90H64V91H62L61 90V88H57V87H59V86H57ZM60 84H62V85H64V86H62V85H60ZM88 84H90L89 85V87H91V89L88 87ZM91 84H96V85H98V87H95L94 86V88L92 87L93 85H91ZM121 84H122V86H121ZM127 84V85H126ZM128 84H130V85H128ZM162 85V87H160L161 85ZM187 84V85H186ZM190 84V85H189ZM210 84V86H213V88H211L210 86H208ZM212 84V85H211ZM221 84H225V85H222L223 87L221 88ZM234 86V91L236 92V94H234L235 92L232 90L233 89V87H231L232 85ZM238 84H239V86H238ZM48 85V86H47ZM53 85V86H56V87H52V89H51V86ZM73 85V86H72ZM79 85L81 86H83L82 88H84V89H82L81 88V90L79 89L78 90V87H79ZM102 87H101V86ZM113 87H112V86ZM122 87L121 89H120V86ZM124 85H125V87H124ZM131 85H133V87L131 86ZM140 85H141V87H140ZM169 86L168 87V89H167V91L168 92H166L165 91V89L167 88V86ZM179 85H182L183 86V88H182V86H180V87H178ZM185 85V86H184ZM215 85V86H214ZM219 85H220V87H219ZM238 86L237 88H235V86ZM248 85V86H247ZM251 87H250V86ZM258 85L259 86H262V87H258ZM12 86H13V88H12ZM33 86V87H32ZM41 86V87H40ZM46 87L47 89H48V87L50 88V89H48V90H51V91H49L50 93H48L47 91H46V88H44V87ZM75 86V87H74ZM101 88H100V87ZM117 87V89H116V87ZM128 86H129V90H130V87H131V90L132 91H134V92H132L131 90H130V95L128 94V92H129V90H126V88L128 89ZM139 87V88H136V87ZM166 88H165V87ZM174 87V91H175V93H174V91L172 90L171 91V89H173V87ZM175 86L176 87H178V88H176L175 89ZM191 87V86H194L193 87V89L196 91H194L193 92V90H192V88H186V87ZM199 86L200 87H204L203 89H204V91L206 92H203V91H201V90H203L202 88H199ZM253 86H255V88L253 87ZM9 87V88H8ZM11 87V88H10ZM70 87H71V89H70ZM103 87H105L104 89H106V90H103ZM119 87V88H118ZM144 87V88H143ZM146 87H148L149 88V90H148V88H146ZM170 87H171V89H170ZM185 87V88H184ZM211 89H210V88ZM217 87V88H216ZM246 87H248V88H246V89H251V88H253V89H251L250 91L249 90H247L248 92H250V93H252V95H250V93H249V95L250 96H247L248 95V93L246 94H243V92H245V91H243V90H246L245 88ZM45 90H44V89ZM53 88H55V89H53ZM56 88L57 89H59V90H56ZM64 88V89H63ZM89 88V89H88ZM133 88V89H132ZM135 88L136 89H138L139 90V92L138 93H140V94H138V95H136V96H138V97H136V99L138 100L140 97V99L137 101L136 99H134L135 97L132 95V94H136L135 92H137L136 90H135ZM141 88V89H140ZM182 89L181 91H180V89ZM218 88H220V90L222 91V94H220L221 93V91L219 90V91H217L218 90ZM230 89L231 88V90L234 92H232V91H230L229 92V90H227V89ZM238 88H242V90H240V89H238ZM18 89V90H17ZM23 89V90H22ZM27 89V90H26ZM30 89V90H29ZM34 89H36V90H34ZM39 89H43L42 91L41 90H39ZM69 89V90H68ZM111 89V90H110ZM120 89V90H119ZM125 89V90H124ZM147 89V90H146ZM152 89V90H151ZM179 91H178V90ZM199 89H200V91H199ZM208 90V92H210V94L207 92V90ZM225 89H226V91L230 94V95H228L227 94V92L225 91ZM258 89L260 90V92L262 93V95H260L261 93H259L258 92ZM20 90V92H18ZM37 90H39V91H37ZM89 90H92V91H90L89 92ZM96 90V91H95ZM99 90V91H98ZM112 90H114V92L112 91ZM123 90V91H122ZM141 90H146V92L148 91V93L149 94H151V95H149V94H147V93H145V91L142 93V91ZM151 90V91H150ZM160 90V91H159ZM184 90V91H183ZM191 90H192V92H191ZM210 90V91H209ZM213 90V91H212ZM223 90H224V92H223ZM238 90H240V92H242V95H246V97L245 96H242L241 95V93L240 92H238ZM254 90H257V91H254ZM36 91V92H35ZM62 91V92H61ZM93 91H95L94 92V94H93V96L95 97V100L93 99V96H92V92ZM104 91L107 93L108 92V95L107 94H105L104 93ZM119 91H122V92H124L125 91V96H127V95H129L130 96V98H128V96L127 97H124V94H122V92H119ZM170 91V92H169ZM188 91H190V92H188ZM213 92V94H211L212 92ZM254 91V92H253ZM12 92V93H11ZM28 92L30 93V95L28 94ZM43 92H44V95H43ZM46 92V93H45ZM86 92V93H85ZM98 92V93H97ZM151 92V93H150ZM171 92H173V93H171ZM176 92H178V94L176 93ZM186 92H188L189 94H183V93H186ZM201 93V94H199V96L201 97H199L198 96V93ZM216 92V93H215ZM217 92H220V93H217ZM225 92H226V94H225ZM238 92V93H237ZM256 92H258L259 93V95H257L258 93H256ZM53 93H55V94H57L56 95V98H55V94H53ZM60 93H64V94H62V95H60L61 97H59L58 95L60 94ZM100 93V94H99ZM111 95H110V94ZM113 93V94H112ZM115 93H116V95H115ZM120 93V94H119ZM173 94V96L171 95V94ZM197 95V96H195V94ZM223 93H224V95H223ZM231 93H233L234 94V96L235 97H230V96H232V94ZM239 93H240V96H242V97H240L239 96ZM254 93V94H253ZM52 94H53V96H52ZM82 94V95H81ZM88 94V95H87ZM156 95L155 96V99H154V95ZM169 94V95H168ZM183 95L184 96V98H186V99H184L183 100V96H181V95ZM191 94V95H190ZM192 94H194V95H192ZM203 94H208V95H203ZM256 94V95H255ZM14 95V96H13ZM49 95L51 96V97H49ZM101 95V96H100ZM120 95H122V96H120ZM153 95V96H152ZM178 97V95H179V97L178 98H181V99H178L176 96ZM186 95V96H185ZM210 95H211V97H215V98H212L214 101H212V99H211V97H210ZM213 95V96H212ZM223 97H222V96ZM253 95H255L254 97H251V96H253ZM29 96V97H28ZM48 96V97H47ZM58 96V97H57ZM99 96H100V98H99ZM149 96H152V97H149ZM166 96V97H165ZM168 96H170V97H168ZM172 96V97H171ZM194 97V99L192 98H190V97ZM208 96H209V98L211 99H208ZM218 96V97H217ZM262 96V97H261ZM27 97V98H26ZM62 97H64V98H62ZM89 97V98H88ZM113 97V99H111ZM115 97H117V98H115ZM121 97H124L125 99H126V103L128 104V101H129V108L127 107L128 105L127 104H125V100H124V98H121ZM131 97H134V98H131ZM196 97H198V99H196ZM204 97V98H203ZM217 97V98H216ZM238 97H240V99H238ZM244 97L247 99H244ZM249 97H251V101H254V102H251L250 100H249ZM257 97H259V100H257L258 98ZM28 98H29V100H28ZM41 98V99H40ZM43 98V99H42ZM149 98H150V100H149ZM153 98V99H152ZM168 98H170L169 100H168ZM173 98H175V99H177L176 101H173L174 99ZM199 98H200V100H199ZM220 98V99H219ZM225 98V100L227 101H225V100H222V99H224ZM228 98V99H227ZM229 98H230V100L232 101V103H236L235 105H236V107L234 106L233 107V104L232 103H229V102H231L230 100H229ZM231 98H235L236 99V101H234L233 102V99H231ZM261 98V99H260ZM45 99V100H44ZM50 99H51V101H50ZM54 99H57V102L54 100ZM59 99V100H58ZM68 99V100H67ZM86 99H90V101L88 100H86ZM98 99V100H97ZM105 99H107V100H105ZM130 99H133L132 101L130 100ZM157 99H159L158 101H160L161 102V104L163 103V105H159V103H158V101H157ZM165 100V99H167V100H165V101H162V100ZM173 99V100H172ZM188 99H190V102H189V100ZM234 99V100H235ZM241 99H243L244 101H242ZM255 99V100H254ZM12 100V101H13ZM66 100V101H65ZM76 100V101H75ZM79 100H81V101H79ZM99 100H101V101H103V103L100 101L99 102ZM121 100H123V101H121ZM155 100V101H154ZM188 101V105L190 106V107H192V109L193 110H195L194 112H192L193 110L189 107V109H191V110H189L188 109V107L186 106V103H184V102H186V101ZM203 100V101H202ZM204 100H207L206 102L208 103V105H207V103H205V101ZM216 100V101H215ZM237 100H239V101H237ZM248 100H249V102H248ZM26 101L28 102V103H26ZM45 101H47V103H45ZM85 101L88 103V104H86L85 103ZM94 101H96V103L94 102ZM132 103H131V102ZM141 101H142V103H141ZM168 101L170 102V103H168ZM173 101V103H172V105L174 106H172L171 105V102ZM208 101H211V103L210 102H208ZM219 102V104H218V107H217V105L216 104H214V102L216 103V102ZM223 101V102H222ZM246 101V102H245ZM255 101H258V102H255ZM260 101V102H259ZM118 102V103H117ZM120 102V103H119ZM121 102H124V104L125 105H122L123 103H121ZM138 102V103H137ZM147 102L148 103H150L149 105L147 104ZM156 102V103H155ZM174 102H177V103H174ZM180 102H181V104H180ZM197 102V103H196ZM241 102V103H240ZM245 102V103H244ZM248 102V103H247ZM251 102V103H250ZM261 102L263 103L262 105H261ZM30 103V104H29ZM44 103V104H43ZM54 103V104H53ZM64 103H65V106H64ZM93 103V104H92ZM97 103H99V104H97ZM134 103L136 104V106H134ZM153 103H155V104H153ZM166 103V104H165ZM195 103H196V105H195ZM203 104V105H200V104ZM223 103H228V105L227 106H225V105H223ZM238 103H240V104H238ZM250 103V104H249ZM256 104L257 106V108H255L254 106H253V108L256 110V111H252V105L251 104ZM23 104H25V105H23ZM28 104V105H27ZM45 104H46V106H45ZM79 104V105H78ZM83 104H85V105H83ZM97 104V105H96ZM104 104V105H103ZM111 106H113V105H115L116 106V108H114L115 109V113H116V110H117V113L115 114V117H114V112H112L113 110L111 109V108H109V107H111ZM117 104V105H116ZM118 104H120L121 105V108H120V105H118ZM158 104V106H156ZM175 104H179V106L178 105H175ZM214 106H213V105ZM223 106H222V105ZM230 104V105H229ZM249 104V106H247V105ZM89 105V106H88ZM92 105V106H91ZM106 105V107H105V109L103 110V107L102 106H105ZM107 105H109L108 107H107ZM130 105H133V106H130ZM141 105H143V107L141 106ZM145 105V106H144ZM148 107H147V106ZM185 105V106H184ZM207 105V106H206ZM216 105V106H215ZM222 106V109H221V107L220 106ZM240 105V106H239ZM243 105H246V107H248V108H246L245 106V110H246V112H245V110L243 109L242 110V106ZM258 105H260V108L258 107ZM60 106V107H59ZM67 106V107H66ZM72 106V107H71ZM73 106H74V108H73ZM79 106V107H78ZM84 106V107H83ZM119 106V107H118ZM124 108H123V107ZM137 106L138 107H142V108H137ZM176 106V107H175ZM197 106V107H196ZM206 106V107H205ZM210 106V107H209ZM212 106V107H211ZM237 106H238V108H237ZM29 107V108H28ZM70 107V108H69ZM78 107V108H77ZM81 107H83V109L81 108ZM87 107V108H86ZM93 107V108H92ZM102 107V108H101ZM147 107V108H146ZM157 107H159V108H157ZM162 107H164L163 108V110H161V108ZM172 107H173V109H172ZM180 107H182V108H180ZM218 108V109H220V110H215L214 108ZM225 108V111H226V108H227V111L231 108L232 110H229V113H230V115L229 114H226L227 113V111H226V113H223V115H221L222 113H221V111L223 110L224 111V108ZM240 107H242V108H240ZM25 108H28V112H26V109ZM67 108V109H66ZM71 108H73V109H75V108H77V110L75 111V110H73V109H71ZM80 108V109H79ZM97 108V109H96ZM107 108V109H106ZM136 108V109H135ZM144 108V109H143ZM179 110H178V109ZM195 108H197V109H195ZM201 108L202 109H205L206 111H208V114H207V112L206 111H204V110H202V111H200L201 110ZM208 108V109H207ZM210 108L213 110V111H215V112H213V111H211L210 110ZM229 108V109H228ZM233 108H235L236 110H239V111H237V112H235V110L233 109ZM240 108V109H239ZM45 109V110H44ZM70 109V110H69ZM86 109H88V110H86ZM89 109H93V111L91 110H89ZM94 109H96V110H94ZM112 110L111 112H110V110ZM120 109H124V110H120ZM146 109V110H145ZM154 110V111H152V110ZM158 109V110H161V111H156V110ZM175 109H177V110H175ZM183 109H185V110H187V111H183V112H186V114H188L190 111L192 112V113H194V115H192L191 113H189L187 116H188V118H187V116H185L186 114L184 113V114H182V115H180L181 113H183V112H181L180 113V111H182ZM200 109V110H199ZM2 110H4V107L3 106H0V112L2 113ZM56 110V111H55ZM58 110L60 111L59 112V115L60 116H62V117H64V118H62V117H60L59 115H58ZM79 110V112H80V110H81V114L82 115H84V114H87V113H89V115L90 114H92V115H88L87 114V116L85 117V115L82 117L81 116V114L80 113H78L77 111ZM85 110H86V112L87 113H85ZM103 110V111H102ZM128 110V111H127ZM135 111V113H134V111ZM141 110V111H140ZM168 110V112H166ZM198 110H199V113H198ZM210 110V111H209ZM247 110L249 111V110H251V112H247ZM261 110V111H260ZM100 111V112H99ZM102 111V112H101ZM108 111L110 112V114H107L108 113ZM119 111V112H118ZM120 111H124V112H120ZM143 111H149V112H151L150 114H148L147 112L146 113H144ZM156 111V112H155ZM171 111H173V112H171ZM220 114H218L217 112ZM231 111H233V112H231ZM242 111V112H241ZM263 111V112H262ZM22 112V113H23ZM70 112V113H69ZM83 112V113H82ZM91 112V113H90ZM94 112H97L98 114H96V113H94ZM125 112H126V114H127V116H125L126 114H125ZM137 112H140V114L143 112L144 114H145V116H147V117H145L144 115H143V113L140 115L139 113V116H141L142 117V119H141V117H138L137 116ZM153 112V113H152ZM158 112V113H157ZM160 112V113H159ZM177 112H179L178 114H177ZM204 113L203 114V116H207L206 117V119H205V117L203 118V117H201V115H202V113ZM214 114V118H213V114ZM240 112V113H239ZM244 112V113H243ZM1 113H0V119H1ZM111 113H113V115H111ZM121 113H122V115H121ZM129 113V114H128ZM132 113V114H131ZM165 113V114H164ZM169 113V120H170V122L169 123H165V122H168V120H167V116H166V114H168ZM172 115H171V114ZM174 113V114H173ZM241 113H243V115L241 114ZM248 114V115H246V114ZM251 113V114H250ZM253 113L255 114V115H253ZM65 114L67 115L66 117L67 118H69L68 116H69V114L71 115L70 116V118H69V120H67L66 119V117H65ZM99 114H100V116H99ZM132 116H131V115ZM136 114V115H135ZM147 114V115H146ZM196 114V115H195ZM235 114V115H234ZM240 114L241 116H243V117H240V115L238 116V115ZM257 114H259V117L257 116ZM262 114V115H261ZM57 115V116H56ZM96 115H98V116H96ZM107 115V116H106ZM109 115V116H108ZM123 115H124V117L126 118V120H124L125 118L123 117ZM143 115V116H142ZM149 115V116H148ZM151 115V116H150ZM158 117H157V116ZM161 115L163 116L162 117V121H163V123H162V121H160V119H161ZM174 115V117H172ZM176 115H178V117L176 116ZM212 115V116H211ZM217 115H219V117L217 116ZM231 116L230 118L232 119V121H231V119L228 117H223V116ZM234 115V116H233ZM252 115V116H251ZM43 116V115H42ZM78 116H79V119H78ZM102 116H104V117H102ZM106 116V117H105ZM111 116H112V118H111ZM117 116H120V118L122 117V119H120L119 118V121H118V117ZM156 118H155V117ZM170 116L172 117V119L174 118V121L172 120V119H170ZM189 116H190V118L191 119H189ZM192 116H195V118H193ZM197 116H200V117H198V119H197ZM221 116V117H220ZM237 116H238V119H239V122L237 121L238 119H237ZM249 118V116H251V118L250 119H248L247 117ZM254 116H256V118H258V119H255V117ZM82 117V119H80ZM88 117H90V118H88ZM94 117V118H93ZM96 117H97V119H96ZM108 117V118H107ZM145 117V118H144ZM148 117L150 118V119H152V117H153V120L155 119L156 120V123H154V121L153 120H151V127H150V119H148ZM180 117H182L183 118V120L186 118V120L187 121H185L186 122V124L188 123V124H190V123H192V121H193V123L191 124V127H190V125H186L187 127V129H189V131H184V136H183V131L182 132H180V131H178L179 130V128H180V125L181 126H184L185 125V122L183 123L182 122V119L180 118ZM213 119H212V118ZM30 118V117H29ZM48 118H50V121L48 120ZM54 118H56L55 120H56V122H55V120H54ZM61 118V119H60ZM90 121V119L92 118V119H94L93 121L95 122V129L93 128V126L90 128V126L91 125H93V124H88V120ZM101 118H103V119H101ZM105 118V119H104ZM135 118V119H134ZM138 120H137V119ZM140 118V119H139ZM143 118H144V120H143ZM147 118V120H148V122L146 121L145 122V119ZM176 118H179V120H180V122L176 119ZM193 118V119H192ZM221 118V119H220ZM235 120H234V119ZM240 118H242L241 120L242 121H244L243 123L241 122V120H240ZM253 118V123H252V119ZM260 118V119H259ZM62 120V121H60V120ZM75 119V122H73L72 120H74ZM86 119V120H85ZM91 119V120H92ZM98 120V121H96V120ZM111 119H112V122H113V120H114V124H112V122H111ZM117 119V120H116ZM198 120V122H197V120ZM200 119H202V120H200ZM203 119H205V120H203ZM217 119V120H216ZM225 119H227V121H225ZM245 119H246V121L247 120H251V122H249L248 121V123H246V121H245ZM263 119V120H262ZM40 120H41V122H40ZM65 120V121H64ZM80 120H82L83 121V123H82V121H80ZM103 120V121H102ZM124 122H126V123H123V121ZM127 120H128V122H127ZM135 120H137L138 122H140V123H138V122H135ZM157 120H158V124H161V125H158L157 126ZM167 120V121H166ZM194 120H196V125H195V122H194ZM200 120V121H199ZM208 120V121H207ZM223 120V121H222ZM44 121V122H43ZM58 121H60V125L58 124ZM64 121V122H63ZM84 121H87L86 122V124H85V122ZM100 121V122H99ZM105 121V122H104ZM108 121V122H107ZM117 122V124H116V122ZM132 121V122H131ZM178 121V122H177ZM201 121H203V122H201ZM236 121V122H235ZM254 121H256V122H258V123H254ZM42 126V128H44L45 126H47L48 124L50 125V127H49V125H48V128L50 129H48V128H44V129H42L41 128V126L38 124V123ZM53 122L54 123H56L57 124V126H56V124H53ZM70 122V123H69ZM79 122V126L78 127H80V124L82 123V125H81V127H83L84 128V125H85V130L83 129V128H81L80 127V129L82 130L81 132L80 131H78L79 130V128L77 127V123ZM81 122V123H80ZM92 121H90L89 123H91ZM93 122V123H94ZM98 124H97V123ZM110 122V125L113 127V128H111V126L110 125H108V124H106V123H109ZM119 122L120 123H122L121 125L119 124ZM134 122H135V124H134ZM159 122H161V123H159ZM200 122V123H199ZM223 122H226V123H228V124H226L225 123V125H224V123ZM230 122H231V125H233V126H231V125H229L230 124ZM232 122H234L233 124H232ZM260 122V123H259ZM46 123H47V125H46ZM68 123V124H67ZM76 125H75V124ZM143 125H142V124ZM168 125L169 127H171L172 125H173V128H175V130H173L172 128H169L168 126V128L169 129H171V130H168V128H166V125ZM172 123H175V124H172ZM177 123L179 124L177 127H174V125L176 126L177 125ZM180 123H183L184 125H182V124H180ZM198 123V124H197ZM206 125H205V124ZM212 125V126H209L210 124ZM216 123V124H215ZM245 123H246V125H245ZM0 124L2 125V123H1V120H0ZM51 124H53V125H51ZM62 124H63V126H62ZM102 126H101V125ZM132 124V125H131ZM138 124V125H137ZM139 124H141L142 126H140ZM144 124H148V126L147 125H144ZM155 124H156V127H158V128H156L155 127ZM170 124H171V126H170ZM202 124V125H201ZM224 125V126H226V125H229V126H231V127H228V126H226L227 128H228V130L229 131H227V130H225L226 129V127H221L222 125ZM234 124H239V125H237V127H238V129L240 130L239 132H240V135H241V137H240V135H239V132H236V131H238V130H236L235 131V129L237 128L236 127V125L234 126ZM247 124H249V126L247 125ZM250 124H251V126H250ZM64 125H68L67 127H65ZM71 125V127H69ZM101 127H100V126ZM103 125H104V127H103ZM108 125V126H107ZM123 125H124V127H123ZM204 126L205 125V127H204V129H203V127H201V126ZM208 125V126H207ZM219 125V126H218ZM242 126V129H243V126H246V128H249V130H250V128H253V129H251L250 131L247 129V131L246 132H248L247 134L249 135V132H251L250 133V135H249V137L248 136H246L247 134H246V132L245 133H243V132H241V130L242 129H240L241 128V126ZM262 125V126H261ZM40 128H38V127ZM106 126L108 127V128H106ZM121 126V127H120ZM133 127V128H131V129H133V131L132 132H135L136 131V133H134L133 135L130 133L131 132V130H130V127ZM144 126V127H143ZM145 126H147V128L148 129H150V130H148L147 131V133H146V127ZM164 127L165 129H167L166 130V132L167 133H169L170 131L173 133V131L175 132L176 130H177V132L179 133H177L178 135H180V133H182V136L181 137H179L178 135H176L175 133V136H173L174 134H172L171 132V134H168V135H166L167 133H165L164 131H165V129L163 128L162 129V127ZM195 128H194V127ZM200 128H199V127ZM216 126V127H215ZM4 126H0V133H1V136L0 137H3L4 136V139H5V137L7 138V136H5V134L6 133H4L6 130H5V127L3 128ZM31 127H32V129H31ZM36 127V128H35ZM62 127H64V128H66L65 130H64V128H62ZM74 127H76V128H78V130L77 129H75ZM99 127H100V129H99ZM141 127V128H140ZM143 127V128H142ZM159 127H161V128H159ZM212 127V128H211ZM216 129H215V128ZM218 127V128H217ZM234 127H236L235 129H234ZM240 127V128H239ZM36 129V130H38L37 132H34V129ZM56 128H57V130H56ZM61 128V129H60ZM76 130H74V129ZM86 128L89 130V133H88V130L86 131ZM105 128V129H104ZM112 129V132H111V129ZM118 128V129H117ZM126 128V129H125ZM136 128V129H135ZM153 128H155L154 130H153ZM182 128V127H181ZM180 128V129H181ZM186 128H184L183 130H187ZM191 128V129H190ZM209 128V129H208ZM220 128V130H218ZM233 128V129H232ZM262 129V131H261V129ZM32 130V132L35 134V136H34V134L31 132V130ZM48 130L47 132H48V134L51 136L50 138H49V136H48V134L46 133L45 134V132H46V130ZM63 129V130H62ZM68 129V130H67ZM70 129H71V133H70ZM98 129V130H97ZM104 129V130H103ZM109 130V132L107 131V130ZM120 129V130H119ZM140 129L142 130V131H140ZM144 129H145V131H144ZM154 131V133L153 134H155V135H153L152 134V130ZM159 129V130H158ZM160 129L162 130V131H160ZM200 129H202V131H203V133H201L202 131L200 130ZM207 129V130H206ZM214 131H213V130ZM5 130V131H4ZM42 130L44 131L43 133L45 134H43V133H41L42 132ZM55 130V131H54ZM59 130V131H58ZM61 130V131H60ZM74 130V131H73ZM92 130H93V132H92ZM94 130H97V132L95 131L94 132ZM125 130V131H124ZM128 130V131H127ZM138 130V131H137ZM159 132H158V131ZM195 130V131H194ZM210 134L211 133V131H212V134H210V136H209V134L206 132V131ZM232 132H231V131ZM253 130V131H252ZM259 130H260V132H263L262 134L261 133H259ZM69 131V132H68ZM78 131V132H77ZM85 131V132H84ZM99 131V132H98ZM117 132V131H119V132H117V133H114L113 134V132ZM130 131V132H129ZM190 131L192 132V133H190ZM205 131V132H204ZM221 133L222 135H224V136H226V137H224V136H219V134L217 133ZM233 131H235V132H233ZM244 131H245V128H244ZM258 133H257V132ZM55 132L56 133H58V134H55ZM61 132H63V134H64V136H63V134L61 135ZM67 134H66V133ZM73 132L74 133H77V134H73ZM87 132V133H86ZM107 132V133H106ZM124 132V133H123ZM129 134V136L126 134ZM129 132V133H128ZM140 132H141V134H143V135H146L148 138H151L152 140H150V139H148L147 137H146V139H144L145 138V136H143V135H141L140 134ZM156 132H157V135H156ZM162 132H164L165 134H164V136H162L163 134H161ZM194 132V133H193ZM195 132H196V134H198V135H196L195 134ZM198 132V133H197ZM26 133V134H25ZM30 133H32V134H30ZM39 133V135L40 136H42V137H40L39 139H38V141H36V140H34V137L36 138V135ZM93 133H96V135L98 136V137H100L102 134V136L103 137H100L101 138V140H102V138H104L103 139V142H97V144L99 145V146H97L96 147V140H99V139H97V138H94L95 137V135L93 134ZM102 133V134H101ZM104 133H106V135L104 134ZM109 133V134H108ZM119 133V134H118ZM121 133L123 134V136L121 135ZM160 133V134H159ZM185 133H186V135H185ZM207 134V136H206V134ZM223 133H226V134H223ZM229 133V134H228ZM242 133L243 134H245V135H242ZM52 134V135H51ZM68 134H70V135H68ZM90 136H89V135ZM94 136H93V135ZM99 134V135H98ZM113 134V135H112ZM115 134H117V135H115ZM141 135V136H139V135ZM148 134V135H147ZM199 134L200 135H202L203 137H201L203 140L201 141V138L199 137ZM220 134V135H221ZM233 134H235V136L233 135ZM251 134H252V136L253 135H256V134H258L256 137L255 136H253V137H255L254 139L256 140V141H254V139H253V137L251 136ZM7 135V134H6ZM30 135L32 136V139H31V137H30ZM56 135V136H55ZM58 135V136H57ZM81 135H84L83 137L81 136ZM115 135V138L113 137ZM118 135H119V137H118ZM135 135V136H134ZM154 137H153V136ZM194 135V139L192 138V136ZM214 135H217L216 136V138L214 137ZM239 135V136H238ZM59 136H63L62 138H59ZM76 138H78L76 141L78 142H80V141H82L83 143H76V141H75V137ZM87 136H89V137H87ZM117 136V137H116ZM120 136H122V137H120ZM129 138H128V137ZM133 136V137H132ZM152 136V137H151ZM159 136V137H158ZM162 136V137H161ZM165 136H167L166 138H165V140H164V137ZM178 136V138H181V139H179V142H180V140H185L186 138H190V136H191V139H193V141L191 140V139H189V144H187V142H188V140H187V142H185V141H181V143L183 144V145H186L187 144V146H189V148H190V154L192 155V153H193V150L195 149V151L194 152H196V153H193L194 155H190V154H188V153H186L187 151H186V148L184 149V147L182 146V147H180V145H179V142L177 141V139H176V143H175V139L174 138H176ZM206 136V137H205ZM243 136L245 137V138H243ZM26 137H28V138H26ZM39 137V136H38ZM66 137V138H65ZM132 137V138H131ZM136 137H138V138H136ZM142 137H143V139H142ZM170 137V138H169ZM199 137V138H198ZM210 137V139H209V141H207V143H206V139H208ZM219 137H221V138H219ZM230 137H232V139L230 138ZM248 137V139H250V140H248V139H246ZM44 138V139H43ZM71 140H69V139ZM82 138V139H81ZM84 138V139H83ZM86 138V139H85ZM87 138H90V142L88 141V139ZM111 138V139H110ZM119 138H121V139H119ZM126 138V140L125 141H127L128 143H129V141H131V144H130V151H131V153H127V152H124V150H128V147L126 146L128 143L126 142V145L124 146L125 148L127 147V149H125L123 146H122V143L124 142H122V140H124ZM154 138H155V140L156 141H154V142H151V141H153L154 140ZM159 138V139H158ZM167 138H169L170 139V141L168 142V140L169 139H167ZM173 138V139H172ZM197 138V139H196ZM214 139V143H215V140H216V145L217 146H214V143H213V139ZM224 138V139H223ZM225 138H228V140L226 139V141H225ZM239 138H241V139H243L241 142H240V140H239ZM258 138V139H257ZM262 138V139H261ZM29 139H30V141H29ZM50 139H52L53 140V142H51L52 140H50ZM56 139H57V141H58V143H57V141H56ZM62 139V140H61ZM68 140V143H69V146L70 147H67L68 146V143L66 144V143H64V144H62L63 142V140ZM108 140V139H110V140H108V141H106L105 142V140ZM132 139H135L136 141H137V139L139 140V142H137L138 144H135V145H132V143L134 144V142H135V140L133 141ZM160 139H163V142H162V140H160ZM167 139V140H166ZM195 139L196 140H198V142L197 141H195ZM223 139V141H221ZM238 139V140H237ZM33 140V141H32ZM41 140V141H40ZM46 141V143H45V141ZM64 140V141H65ZM73 140V141H72ZM93 140H95L94 142H93ZM113 140V141H112ZM121 140V141H120ZM141 140V141H140ZM142 140H144V141H142ZM172 140H174V141H172ZM202 142H200V141ZM218 140L219 141H221V142H223L222 144H223V146L221 145V143L219 144V143H217L218 142ZM230 140H231V142L233 143H231L230 142ZM245 140H247V141H245ZM259 140V141H258ZM260 140H261V142H260ZM57 143H55V142ZM59 141H60V143H59ZM110 141H112V142H110ZM117 141H118V143H117ZM146 141V142H145ZM150 141V142H149ZM166 141V142H165ZM205 141V143L207 144V146L205 145V143H204V145L206 146L205 148H203L204 147V145H203V142ZM235 141V142H234ZM250 141V142H249ZM252 141V142H251ZM0 142L2 143V139H0ZM22 142V146H24V143ZM28 142V143H27ZM31 142V144L29 145V143ZM38 142V143H37ZM62 142V143H61ZM67 142V141H66ZM72 142V143H71ZM75 142V143H74ZM121 144H120V143ZM141 142H142V144L144 145V146H146V148H144L143 147V145L141 144ZM144 142V143H143ZM148 142V145L146 144ZM209 142H211V144L209 145ZM227 143V145H226V143ZM230 142V143H229ZM240 142V144H239V146H235L236 145V143H239ZM247 142V143H246ZM251 143V144H249V143ZM254 142V143H253ZM258 142V143H257ZM8 143H9V141H8ZM7 142H6V144H7V146L9 145ZM27 143V144H26ZM34 143V144H33ZM36 143V144H35ZM42 143V144H41ZM51 143H53L52 144V146L54 147V149H57V150H55L56 151V153L59 155H61V153H59L60 151L61 152H63L64 154H62V156L60 157L59 156V158H62L61 159V163L60 164H62V160H63V156H64V158L66 157V155L68 156L67 158H65L64 160H63V163L65 164V167H64V164H62L63 166L61 167V168H65V169H61L60 167H59V160L60 159H58V160H56V162L58 163H55V165H53V167H52V169L54 170H52L51 168H48L45 164H42L45 160L44 159H47V155H50V156H52L51 155V153H48V152H46V154L44 155V153L42 154L40 151H42L43 152V150H42V148L41 147H43L44 145H50V147H51V149H49L50 151H52V150H54L53 148H52V146H51ZM103 145H102V144ZM136 143V142H135ZM152 143H154V145H152V147H151V144ZM168 143H169V145H168ZM170 143H172V144H170ZM194 143H197V144H194ZM255 143H257L258 145H256ZM39 144V145H38ZM59 144L62 146V147H60L59 146ZM71 144H72V146H75L76 145V147L77 148H79V150L81 151V152H83V153H89V154H92L91 152L93 151V149H94V154H92V155H95V156H92L93 157V159H92V162L94 161L95 163V165L94 164H92L91 166H95L94 167V169H95V171H96V173H97V175H96V178H90V177H87V179H88V181H91V182H93V184L92 183H88L86 180V182L85 181H81V180H83L82 178H81V180H80V178L78 177V175L76 176V174L77 173H74L75 172V169H76V165H77V163H74V162H71V161H73L74 159V161H76L77 160V158H76V156H77V154L79 153H76L77 151H78V149L76 148L75 150H73V151H71V152H73V154L71 155V152L70 151H68V149L67 148H69V150H71L72 148H74V147H71ZM80 144H82V145H84L83 147H81L80 146ZM92 144V145H91ZM93 144H95V145H93ZM113 144V145H112ZM124 144H125V142H124ZM123 144V145H124ZM139 144H140V146L142 147V149H139ZM150 144V145H149ZM160 146L159 148H158V146ZM163 144V145H162ZM167 144V145H166ZM175 144H178V145H175ZM194 144V145H193ZM200 144V145H199ZM201 144H202V146H201ZM235 144V145H234ZM244 144V145H243ZM246 144V145H245ZM21 145V143H19V146ZM32 145V146H31ZM65 145H67L65 148L66 149H64L63 147L65 146ZM88 145H91V146H88ZM107 145V146H106ZM123 147V148H120L121 146ZM139 147H138V146ZM171 145H173V146H171ZM193 147H192V146ZM200 146V147H198V146ZM212 145V146H211ZM219 145V146H218ZM234 145V146H233ZM238 145V144H237ZM241 145V146H240ZM251 145V146H250ZM253 145H254V147H253ZM263 145V146H262ZM32 148L31 150H35V152L36 153H31V151H30V147ZM93 146V147H92ZM113 146V147H112ZM136 146V148H135V150H134V147ZM151 147L150 148V151L151 152H153V153H150L149 152V148L148 147ZM170 146V147H169ZM175 146H178V148L177 147H175ZM198 148H197V147ZM222 146V147H221ZM225 146H227V148H226V154L224 153V152H221V154L223 155H226L225 156V158H227V160L225 159V158H223L224 160H226V161H224V160H222V155L220 154V151H222V149H225L224 147ZM228 146H230V148L228 147ZM248 146V147H247ZM256 146H259V147H261V148H257ZM27 147V148H26ZM84 147H86V148H84ZM94 147H96V148H94ZM107 148V151H106V148ZM109 147H112L111 148V150H112V152H111V150H110V148ZM118 147H119V149H118ZM140 147V148H141ZM166 147H168L167 149H166ZM180 147V148H179ZM212 147L214 148V149H212ZM236 147H240L239 149L238 148H236ZM241 147H242V152H241ZM263 147V148H262ZM62 148L64 149V150H62ZM83 148H84V150H83ZM93 148V149H92ZM99 148H102V149H99ZM113 148H115V149H113ZM138 148V150H136ZM144 148V149H143ZM160 148H162V149H160ZM175 148H177V150L175 149ZM181 148L183 149L182 151H179V149L181 150ZM188 148V147H187ZM194 148V149H193ZM202 149V153L201 152H199L201 149ZM208 148H210V149H208ZM244 148V149H243ZM252 148V149H251ZM256 148V149H255ZM24 149V150H25ZM28 149V150H27ZM91 151H89V150ZM96 149V150H95ZM99 151H98V150ZM105 150V152H104V150ZM124 149V150H123ZM148 151H146V150ZM158 149V150H157ZM160 149V150H159ZM172 150V151H167V150ZM175 149V150H174ZM191 149H192V153H191ZM205 149H207V152H208V154H205V153H207V152H205L204 153V151H206ZM217 149V150H216ZM219 149H221V150H219ZM231 149L232 150H236V152L237 153H235L234 151L233 152H231ZM238 149V150H237ZM247 149H249L248 150V152H246L247 151ZM259 149V150H258ZM8 150V151H7ZM38 150H40L39 152H38ZM60 150V151H59ZM67 150V151H66ZM83 150V151H82ZM86 150H88V151H86ZM100 150H102V151H100ZM129 150H128V152H129ZM136 151V152H134V151ZM166 150V151H165ZM188 151H189V149H187ZM209 150V151H208ZM213 150V151H212ZM215 150H216V152H215ZM243 150H245V151H243ZM259 152H261V153H258V151ZM261 150V151H260ZM7 151V152H6ZM59 151V152H58ZM64 151H66V152H69V154L67 153H65ZM98 151V152H97ZM109 151V152H108ZM116 151V152H115ZM117 151H121L120 152V154L123 152L124 153V155L123 154H121V156H120V154H119V152H117ZM139 151V152H138ZM140 151H142V155H146V156H142L141 155V153H140ZM159 151V152H158ZM165 151V152H164ZM178 151H179V153H178ZM184 151V152H183ZM186 151V152H185ZM251 151H253V152H251ZM1 152V151H0ZM34 152V151H33ZM107 152V153H106ZM137 153L138 152V155L140 156L139 158H138V155L137 154H135L134 155V153ZM147 152V153H146ZM154 152L156 153V154H154ZM182 152V153H181ZM239 152V153H238ZM240 152L242 153L241 155H240ZM26 153H27V155H26ZM29 153L31 154V155H29ZM98 153H99V155H98ZM103 153V154H102ZM116 153H117V155H116ZM133 153V154H132ZM160 153V154H159ZM164 153V154H163ZM173 153H177V154H174L173 155ZM184 153H186V155H184ZM212 153V154H211ZM216 153V154H215ZM234 154V155H232V154ZM245 153H246V155H245ZM248 153V154H247ZM249 153H251V155L249 154ZM33 154H34V156H33ZM35 154H36V158H35ZM39 154V155H38ZM40 154H42V155H44L43 157H42V155H41V158H39L40 157ZM76 154V155H75ZM96 154H97V158H98V156H99V159H95V157H96ZM125 154H128L127 156H125ZM130 154L132 155V156H130ZM148 154H149V157H150V154H151V157L149 158V160H148ZM153 154V155H152ZM190 156V157H192L193 158V160L195 161V163H194V161H189V159H191V158H189L188 157V155ZM197 154V155H196ZM200 154V155H199ZM258 154H259V157H260V159L259 158H257L258 157ZM261 154H262V156H261ZM4 155H5V157H4ZM75 155V156H74ZM101 155V156H100ZM102 155L105 157H102ZM111 157H110V156ZM137 155V156H136ZM155 155V156H154ZM158 155H161V157L160 156H158ZM208 155V156H207ZM210 155L213 157V159L214 158H216V157H218V156H220V158L221 159H219V157L218 158H216L217 160H218V163L220 164L221 162H223L222 163V165H220V167L218 166L219 164L217 163V160L216 159H214V160H212V159H209L208 157H210ZM213 155H216V156H213ZM218 155V156H217ZM231 155V157H232V160H231V157H229ZM244 156V158L243 157H241V156ZM46 156V157H45ZM70 156V157H69ZM106 156H108V162H107V157ZM115 156H117V157H115ZM124 156V157H123ZM135 157V159L136 160H138V161H141V163L140 162H138V161H136L135 159H134V157ZM142 156V157H141ZM163 156V157H162ZM173 156V157H172ZM176 156H178L177 158H178V160H177V158H176ZM229 158H228V157ZM234 156V157H233ZM238 156V157H237ZM254 156V157H253ZM8 157V158H7ZM28 157V158H27ZM31 157H33L34 158V160H33V158H31ZM124 159H123V158ZM125 157L127 158V157H129V158H131L130 160H132V161H134V162H132V161H130L129 162V158H127V159H125ZM137 157V158H136ZM157 157V158H156ZM158 157H160L159 158V160H158ZM174 157L176 158V159H174ZM184 157V158H183ZM189 158V159H187V158ZM197 157H198V159H197ZM224 157V156H223ZM251 158V159H248V158ZM255 157H256V161H255ZM262 157V158H261ZM69 158H70V160H69ZM106 159V160H104V159ZM116 158V159H115ZM118 158V159H117ZM141 158V160H139ZM142 158H144V160H142ZM163 158V159H162ZM167 158V159H166ZM211 158V157H210ZM253 158V159H252ZM5 159H7V161H4ZM26 159V160H25ZM36 159V160H35ZM41 159H43L42 161H40ZM102 159V160H101ZM168 160V162H169V160H172L171 161V165H173V164H176V166H175V168H174V165L172 166V167H169V168H167V164H168V162H165L166 160ZM196 159V160H195ZM201 159V160H200ZM206 159H209V160H206ZM228 159H230L231 161H229ZM261 159H263V160H261ZM4 162H3V161ZM31 161V160H33V161H31V162H28V161ZM103 160H104V162H103ZM121 160V161H120ZM124 160V161H123ZM165 160V161H164ZM181 162H180V161ZM192 160V159H191ZM216 160V161H215ZM239 160H241V161H239V164H241V165H238V161ZM250 160V161H249ZM260 161L259 162V164H258V161ZM24 161H23V164H24ZM26 161H27V163H26ZM36 161V162H35ZM38 161V162H37ZM41 163H40V162ZM46 161H48V159L46 160ZM65 161H67V162H65ZM101 163H100V162ZM135 161H136V163H135ZM143 161H145L147 164H145ZM152 161V162H151ZM163 161V162H162ZM179 163H178V162ZM191 162V164L193 163V164H195V165H191V164H189V162ZM197 161H199L198 163H197ZM201 161H204V162H202L201 163ZM209 162V164L207 163V162ZM213 162V164H212V162ZM214 161H215V164H214ZM228 161H229V163L231 164L232 162V166L228 163ZM237 161V162H236ZM249 161V162H248ZM2 162H3V165L5 166V164L4 163H6V166L3 168L1 165H2ZM53 162V161H52ZM77 162V161H76ZM98 162V163H97ZM114 162H117L119 165V167H120V169L122 168L123 170H120L119 169V167L117 168V166H114L115 164H114ZM123 162V163H122ZM124 162H126L127 164H129L128 166L126 165V163H124ZM149 162V163H148ZM155 162V163H154ZM158 162V163H157ZM167 163L166 164V166H165V163ZM177 162V163H176ZM186 162H188L187 164H189V165H187L186 164ZM226 162V163H225ZM234 162H235V164L237 165V166H240V167H237V166H235V164H234ZM244 162V163H243ZM247 162V163H246ZM262 162H263V164H262ZM38 163H40V165L38 164ZM71 164V165H69V164ZM109 163V164H108ZM111 163V164H110ZM116 163V164H117ZM140 163V166L138 165ZM151 163V164H150ZM153 163V164H152ZM163 163V164H162ZM170 163V162H169ZM173 163V164H172ZM197 163V164H196ZM211 163V164H210ZM256 163V164H255ZM29 164V165H28ZM32 164H33V166H32ZM108 164V165H107ZM113 164V169H114V167H116L117 168V170H116V168H115V170L113 171L112 169H110V168H108V166L110 167L111 165ZM123 164H125V165H123ZM136 164V165H135ZM143 164H145V165H147V167L145 166L144 167V165ZM159 164V165H158ZM178 164H180V166L178 165ZM183 166H182V165ZM200 164V165H199ZM202 164H204V166H201ZM27 165L28 166H30V169H31V171L29 170V168H27ZM45 165V166H44ZM69 165V166H68ZM97 165V166H96ZM106 165V166H105ZM143 165V166H142ZM156 165V166H155ZM157 165H158V167H157ZM169 165V164H168ZM171 165H169V166H171ZM208 165V166H207ZM210 165V166H209ZM215 166L214 168H215V170H216V174L217 173H219L220 175H222L221 177H223V176H225L226 175V171L228 172L227 173V176L226 177H223V178H220V175L218 174L217 176H216V174H215V172L214 171H212V170H214V168H212L213 166ZM224 165H226V168H225V166ZM251 165H253V166H251ZM261 165V166H260ZM7 166H11L10 168H8ZM35 166L37 167V168H35ZM66 166H68L67 168H66ZM75 166V167H74ZM103 166V167H102ZM124 166V167H123ZM142 166V167H141ZM152 166H155V168L153 169L152 168ZM161 166V167H160ZM162 166H164L163 167V170H162ZM187 166V167H186ZM188 166H191L190 168H188ZM196 166H198V167H196ZM199 166H201V169H204L205 171H203V173H202V171H200L201 169H199L200 167ZM224 166V167H223ZM258 166H260L259 167V169H258ZM262 166H263V168H262ZM31 167H33V168H31ZM41 167H43V168H41ZM45 167V168H44ZM97 167V168H96ZM100 167H102V168H100ZM105 167H107V168H105ZM133 167V168H132ZM139 167V168H138ZM177 167H178V169H177ZM181 167V168H180ZM187 168V170H189L188 172L186 171V168ZM207 167V168H206ZM210 169H209V168ZM219 167V168H218ZM227 167H229V168H227ZM234 169H233V168ZM237 167V168H236ZM248 167H250V169L248 168ZM2 168H3V170H2ZM8 170V171H10V169L12 168V170L9 172V174L11 175L12 173H14V171L16 170V174H14L15 175V177H14V175L12 176H10L9 174H8V171L6 170V169ZM21 168V169H20ZM57 168H59L60 169V172L58 173V170L59 169H57ZM75 168V169H74ZM77 168H78V165H77ZM98 168H100V169H98ZM131 168V170H128V169H130ZM142 168H145L146 170H149L150 171V176L149 175H147L148 173V171L146 172L145 171V169H142ZM151 168V169H150ZM171 168L173 169V171H175L174 169H177V171L176 172H178L177 173V175H175L176 174V172H172V171H168V169L169 170H171ZM221 168H225L224 169V172L222 171V169ZM236 168V169H235ZM253 168H254V170H253ZM261 168V169H260ZM26 169V170H25ZM40 170V172L39 171H37V170ZM41 169L43 170V171H41ZM46 169V170H45ZM47 169H48V171H47ZM50 169V170H49ZM55 169H56V171H55ZM102 169H104V170H102ZM112 170L111 172H113V173H111L110 171H108V170ZM118 169L122 172H120V174L118 175V173H119V171H118ZM165 169V170H164ZM192 169V170H191ZM195 169V171H196V173L197 174H200L201 173V176L203 177H200V175H195V176H198V177H195L194 176V174H193V172H195V171H193ZM196 169H199V171H197ZM206 169H208V170H206ZM212 169V170H211ZM218 169V170H217ZM230 169H232V170H230ZM263 169V170H262ZM21 170H24V172L26 171L27 172V174L26 173H24L23 171H21ZM29 170V171H28ZM35 170L37 171V172H39V175L37 174V172H36V176L35 177H39V179L41 180V178L43 179V177H44V180L45 181H47V180H49V179H53L52 180V182L55 184V187H58L59 189H57L58 191H59V194H60V192H61V194H62V192L64 193V194H60L61 196H59L58 195V191L56 192L55 190H54V197H55V199H56V204H57V206L59 205V204H63V202H66V201H70V202H72V203H74V199H75V203H77L78 201V203H81V204H83L82 206L83 207H86V209H88V210H91L90 208V206H91V204L93 205H96V207H98V209L101 207V209L99 210V211H97L98 209L97 208H95L93 211H92V213L91 214H93V216H96L97 215V213H98V215L96 216V217H94L95 218V220L93 221H90V220H86V221H83V223H82V225H88L89 224V226L90 225H92L91 226V228H92V230L91 231H86L85 230V226H82V228H83V230L87 233V235H85L84 233L82 234L81 232H78L77 230H78V227L76 228L75 227V224H72V223H74V222H72V221H68V222H66L65 220H61V221H59L60 223H61V225H59V223H55V224H57V226H55V224H54V222H52L51 223V221H50V219L47 221V218H49V216H52L53 215V213H55L58 209H60V207L58 206V209H57V207H56V205L54 204V206H52V208H51V204H49V203H43V202H45L46 200L44 199L45 197H44V195H43V193H41L42 192V190H40L41 188V186L39 187L38 186V184H41V182H40V180L38 179H35L33 176V174L32 173H35ZM45 170V171H44ZM101 170V171H100ZM126 170V171H125ZM128 170V171H127ZM132 170H135L134 172L135 173H133V171ZM144 170V171H143ZM153 170L156 172V174H158L159 176H157L154 172H153ZM181 170H182V172H183V175L181 174ZM248 170V171H247ZM256 170V171H255ZM18 171L19 172H21V173H19V175L17 174L18 173ZM53 173H52V172ZM100 171V172H99ZM104 171V172H103ZM105 171L106 172H108V174L107 173H105ZM116 171H118L117 172V174H116ZM144 172L143 174H146V175H143L142 174V172ZM153 173H152V172ZM171 172V174L170 173H168V172ZM192 171V172H191ZM229 171H232V172H229ZM247 171V172H246ZM250 171H252V172H250ZM258 171V172H257ZM2 172H3V174H2ZM5 172V173H4ZM44 174H43V173ZM47 172V173H46ZM48 172H50V173H48ZM56 172H57V174H56ZM100 173V175H99V173ZM102 172V173H101ZM146 172V173H145ZM180 172V173H179ZM185 172H186V174H185ZM190 172V173H189ZM199 172V173H198ZM205 172H207V173H205ZM208 172H210V174H211V176H210V174L208 175ZM254 172V173H253ZM24 173V175H20V174H23ZM132 174V177L134 176L135 177V175H136V177H135V179H137V181L135 180V182H134V177L133 178H131V177H128V176H131V174ZM163 175H162V174ZM165 173H167V174H165ZM222 173V174H221ZM249 174V176L247 175L246 176V174ZM251 173V174H250ZM6 174H8V175H6ZM25 174H26V176H27V178H26V176H25ZM29 174H30V177H29ZM44 175L43 177L41 176V175ZM55 174V175H54ZM107 174V175H106ZM111 174V175H110ZM115 174V175H114ZM121 174H122V178H121ZM123 174H125L126 176H124ZM128 174H130V175H128ZM135 174V175H134ZM161 174V175H160ZM168 174H169V176H168ZM184 174H185V177H184ZM191 174V175H190ZM204 174H206V175H204ZM225 174V175H224ZM231 175V177H230V175ZM253 174H255V175H253ZM256 174H257V176H256ZM260 174V175H259ZM17 175V176H16ZM51 175H52V177H51ZM57 175V176H56ZM59 175H61V176H59ZM140 175V176H139ZM155 176L154 178H149V177H153V176ZM164 175H166V176H164ZM180 175H182V177L180 176ZM188 175V176H187ZM192 175L195 177L193 180H192ZM205 177H204V176ZM229 175V176H228ZM21 176H23V178L21 177ZM47 176V177H46ZM49 176V177H48ZM103 176H105V177H103ZM108 176V177H107ZM109 176H111V178H109ZM115 176V178L116 177H120L121 178V180H124V181H122L121 182V180H120V178L118 177V179L120 180L119 182L117 181L118 179H114V178H112V177H114ZM138 176L140 177V178H138ZM160 176H163V178H160ZM215 177V178H213V177ZM219 176V177H218ZM260 176L262 177V178H260ZM17 177H20V178H22L23 180L21 181V179L20 178H17ZM33 177V178H32ZM79 178V179H77V178ZM100 177H102V179L100 180L99 178ZM108 178V180H107V178ZM124 177H126V179H128V181L129 182H127V180L126 179H124ZM128 177V178H127ZM156 177H158V179H160V180H158ZM167 177L169 178L170 177V179L168 180L167 179ZM172 177H175L174 179L172 178ZM187 177H189L188 179H190L189 180V184L188 183H186V182H183V181H187L188 179H187ZM208 177V178H207ZM210 177H212L214 180H212V179H210ZM229 177L231 178V179H229ZM28 178H29V181H28ZM49 178V179H48ZM86 178V177H85ZM104 178V179H103ZM164 178H165V181H169V182H167V183H165V181H163L164 180ZM183 178H185L184 180H183ZM202 178V179H201ZM208 180H207V179ZM224 178H226L227 179V181H225L226 179H224ZM246 178V179H245ZM250 178V179H249ZM252 178V179H251ZM258 178V179H257ZM260 178V179H259ZM24 179H26V180H24ZM32 179V180H31ZM33 179H34V182H32L33 181ZM70 179H72V180H70ZM113 179H114V181H113ZM129 179H131V180H129ZM155 179H157V180H155ZM181 180L182 181V183H180L181 181H177V180ZM215 179H216V181H215ZM223 179H224V182H222V185L220 184L219 185V181H223ZM31 180V181H30ZM36 180V181H35ZM80 181V183H82V182H84L85 183V185H84V187L82 188V186H83V184H82V186H81V184L79 183L78 184V181ZM95 180V181H94ZM111 180V181H110ZM133 180V181H132ZM151 180V181H150ZM163 182H162V181ZM174 180V181H173ZM205 180H207V181H210V182H205ZM219 180V181H218ZM230 180V181H229ZM233 180V181H232ZM236 181V183H234L235 181ZM255 180V181H254ZM261 181V180H263L262 181V183H260V181H259V185H257V181ZM23 181H26V183H22ZM61 183H60V182ZM73 181H77L76 183L78 184H74V182ZM109 181V182H108ZM132 181V182H131ZM154 181H156V182H158V183H153ZM201 181V182H200ZM214 181H215V183L217 184L218 183V185H216L215 184V187H213L212 185H214ZM232 181V182H231ZM2 182V181H1ZM0 182V183H1ZM4 182V181H3ZM2 182V183H3ZM31 182V183H30ZM56 182H59V183H56ZM97 182V183H96ZM114 182H115V184H114ZM116 182H118V183H116ZM121 182V183H120ZM125 182V183H124ZM128 183V185H127V183ZM160 182H162L161 184L163 185H161L160 184V187H159V183ZM231 184H233V185H231ZM242 182V183H241ZM255 182V183H254ZM34 183V184H33ZM37 183V184H36ZM88 183V185L87 186H89L90 184V187L88 188V187H86V184ZM114 184L116 187H113L114 185H112V188L110 187V185H105V184ZM122 185H120V184ZM132 183H134L132 186L134 187H132L131 188V184ZM137 183H139V184H141V185H139V184H137ZM164 183H165V186H164ZM174 183V184H173ZM186 183V184H185ZM198 183V184H197ZM221 183V182H220ZM226 183V184H225ZM241 183V184H240ZM251 183H252V185L254 184L255 186H256V188L255 187H253L252 185H251ZM9 184H11V182L9 183ZM19 184V185H18ZM25 184V185H24ZM29 184L31 185V186H29ZM36 184V185H35ZM59 184V185H58ZM66 184V185H65ZM68 184V185H67ZM97 184V186L98 185H104V186H99V188L98 187H96L95 185ZM118 184L120 185L119 187L121 188V187H123L121 190L118 188ZM124 184H125V186H124ZM156 184V185H155ZM167 184H169V185H167ZM173 184V185H172ZM185 184V185H184ZM204 184H206L209 188H210V192H209V189H208V187L205 185V187H204ZM212 184V185H211ZM227 184H230V185H227ZM243 184V186H240V185H242ZM246 184V185H245ZM247 184H248V188H247ZM262 184V185H261ZM1 186L3 185V184H0ZM21 185V186H20ZM27 185V186H26ZM38 186V188L37 187H35V186ZM58 185V186H57ZM94 185V188L92 187ZM157 187V185H158V187L156 188L155 186ZM189 185H191V186H189ZM223 185L226 187V185H227V189L229 190V191H226L224 188L225 187H223ZM236 185V187H234ZM245 185V186H244ZM20 186V187H19ZM23 186H26L25 188H32L33 186V188L35 189H38L39 190V192L41 193H39L38 192V190H34L35 191V194H36V196H34L35 194H34V192H33V194L32 195H30V191L31 190H33V188L30 190V189H28L29 191H28V193H29V201H28V193H27V189L25 190V188L23 187ZM29 186V187H28ZM76 186V187H75ZM127 186V187H126ZM138 186H141V187H138ZM142 186H143V188H142ZM162 186V187H161ZM170 186V187H169ZM216 186H218V188L216 187ZM223 188H222V187ZM229 186V187H228ZM231 186H233V188L231 187ZM260 187V186H262V187H260L259 189H258V187ZM8 187H9V190H12L11 188H13L12 186H9L8 185ZM8 187L7 188H5L4 190H6L7 191V189H8ZM23 188V190L24 191H26V192H22V188ZM55 187H54V189H55ZM63 187H65V188H63ZM98 188V189H96V188ZM126 187V188H125ZM128 187H130V188H128ZM156 188V190H161V192L158 190V195L157 194H155L156 193V191L155 190H153V188ZM169 187V189H167ZM191 187V188H190ZM195 187V188H194ZM196 187H199V188H197L198 190H197V194L195 193V191H196ZM219 187H221L220 188V190H219ZM238 187V188H237ZM242 187V188H241ZM243 187H246V190H247V193H246V191H245V193H243V191L245 190V188H243ZM61 188V189H60ZM68 188V189H67ZM105 188H108V190H106ZM111 190H110V189ZM116 188V189H115ZM118 188V189H117ZM144 188H145V191H143L142 192V190H144ZM146 188H148V189H146ZM190 189V191H189V189ZM193 188V189H192ZM201 188V189H200ZM202 188H204V191L206 192H204V191H202ZM215 188H217V190L215 189ZM244 189V190H242V191H240V190H237L236 191V189ZM253 188H254V190H253ZM262 188V189H261ZM84 189V190H83ZM93 189H96V191L94 192V190ZM101 189H102V191L103 192H101ZM137 189L139 190V189H141L140 191H137ZM152 189V191H150ZM165 189V190H164ZM167 189V190H166ZM175 190L176 192H173L172 193V191H170V193H169V190ZM178 189V190H177ZM192 189V190H191ZM214 191H213V190ZM222 189H224V190H222ZM232 189V191L230 192V190ZM255 189L256 190H258L257 192L259 193V195H260V197L261 198H259L257 195H256V193L257 192H253V191H255ZM260 189L262 190L261 192L263 193V196H262V193L260 192ZM71 190V191H70ZM80 190V191H79ZM82 190V191H81ZM118 190V191H117ZM127 190H129L128 192H127ZM133 190V191H132ZM188 191V194H186L185 192H187ZM200 190V191H199ZM219 190V191H218ZM236 192H234V191ZM249 190V191H248ZM5 191V193H4V191H3V194H1L0 193V198L1 197H5V196H3L4 194L6 195V193H8V192H6ZM69 191H70V193H69ZM101 193H100V192ZM109 191V192H108ZM112 191V192H111ZM116 193H115V192ZM124 191H125V193L127 194H125L124 193ZM147 191V192H146ZM163 191H165V193L163 194ZM166 191L168 192V193H166ZM181 191L184 193H181ZM194 191V192H193ZM209 193H208V192ZM250 191H252L251 193H250ZM22 193V196H20L21 195V193ZM31 192V193H32ZM39 193V194H37V193ZM67 192V193H66ZM77 192V193H76ZM80 192H82V193H80ZM97 192V193H96ZM105 192V194H103ZM121 192H123V193H121ZM140 192H141V194H143V195H141V197H143L142 199L140 198ZM178 192V193H177ZM192 192V193H191ZM202 192H204L205 194H201ZM212 192V193H211ZM215 192V193H214ZM222 192H224L223 193V195H222ZM240 192V193H239ZM19 193H20V195H19ZM129 193H130V198H131V200L129 199ZM136 194V196L134 195V194ZM152 193H154L156 196H154L155 198H157V196H158V198H159V196H160V200L162 201V202H160V200L159 199H157V200H159V201H156V199L153 197V195L154 194H152ZM172 193V194H171ZM177 195H176V194ZM194 193H195V195H194ZM208 193V194H207ZM216 193H218V194H216ZM249 193V194H248ZM254 193V194H253ZM25 194V198H26V201H24V199H23V195ZM56 194V195H55ZM70 195L71 197H70V200H69V196L68 195ZM76 194H78V196L76 195ZM86 195V197L88 196V198H86L85 197V195ZM122 194H124L125 196L123 197V195ZM152 194V195H151ZM162 194H163V196L165 195V200H163L162 198H161V196H162ZM167 194V195H166ZM169 194V195H168ZM178 194H183V195H181L182 196V198L180 197V195H178ZM235 194V195H234ZM237 194V195H236ZM247 194H248V199L247 198H245V197H247ZM2 195V196H1ZM39 195V196H38ZM42 195V196H41ZM57 195H58V197H59V199H58V197H57ZM64 195H67V197H65ZM81 195H83V196H81ZM93 195V196H92ZM100 195H102V196H104V197H106L105 198V200H104V198L102 197V196H100ZM111 195V196H110ZM200 195H204V196H201L200 197V199H202L199 203H198V201L200 200L199 199V196ZM205 195H210L211 197L213 196V195H217L218 197H219V199H225L224 201H222V199L220 200V201H217V200H219L218 199V197H217V199H216V197L215 196H213V198H210V196L208 197V196H206L207 197V199H206V197H205ZM220 195H221V197H220ZM226 195H227V197H226ZM230 195H232V196H230ZM239 195V197H241V198H239V197H237ZM250 195V196H249ZM27 196V197H26ZM31 196V197H30ZM34 196V197H33ZM91 196V197H90ZM109 196V197H108ZM127 196V198L125 199V197ZM151 196V197H150ZM167 196V197H166ZM170 196H172L173 198H170ZM175 196L176 197H178V198H175ZM185 196H188V198H186ZM190 196V197H189ZM194 196V197H193ZM225 196V197H224ZM237 197V198H234V197ZM257 198H256V197ZM34 198V202H32L33 201V198ZM78 197H80V198H78ZM81 197H83L82 199H81ZM135 197H137V198H135ZM146 199H145V198ZM170 198L172 201H174V199H175V201L174 202H170L171 200L170 199H168V200H166V198ZM195 197L197 198L198 197V201L197 200H195ZM204 197V198H203ZM253 197H255L254 198V200L252 199ZM40 198V199H39ZM64 198H67V199H64ZM77 198H78V201H77ZM92 198H93V200H92ZM103 198V199H102ZM107 198H111V201L110 202H112V204H110V202L109 203H107V201H109V199H107ZM115 198H117V200H115ZM124 199V202H123V199ZM183 199L182 200V202H181V199ZM190 198V200L191 201H188V199ZM192 198V199H191ZM208 198H210V199H208ZM226 198H227V200H230V201H233V200H231V198H234V201H233V203L235 202V203H239V202H236V200L239 198L240 200L242 199L243 200V202L242 201H240V204H235V205H233V203L231 204V202L230 201H228L226 204H225V201H227L226 200ZM2 199V198H1ZM0 199V200H1ZM31 199V200H30ZM58 199V200H57ZM71 199H73V200H71ZM84 199V200H83ZM89 199V200H92L93 202H94V200H96L94 203H92V201H90V203L91 204H89V200L87 201V200ZM107 199V200H106ZM119 199V200H118ZM135 199V200H134ZM145 199V200H144ZM154 199V200H153ZM185 199H186V201H188V202H186V203H184L183 201H185ZM195 200V202H194V200ZM205 199V200H204ZM212 199V201H210ZM215 199V200H214ZM245 199V200H244ZM262 199V200H261ZM41 200H42V202H41ZM62 200H63V202H62ZM65 200V201H64ZM82 200V201H81ZM125 200H129V202H127V201H125ZM152 200V201H151ZM177 200H179L178 202H181V203H177V204H179V205H177L175 202H177ZM193 200V201H192ZM214 200V201H213ZM248 200V201H247ZM250 200H252V205H254L255 204V200L258 202L259 201V203H257L256 202V204L254 205V206H251V203H247V202H250ZM31 201V202H30ZM38 201L40 202V204L38 203ZM59 201H61L60 203H59ZM81 201V202H80ZM85 201H86V203H85ZM102 201V202H101ZM118 201V202H117ZM136 201V202H135ZM138 201V202H137ZM146 201V202H145ZM151 201V202H150ZM155 201H156V203H155ZM204 201H206V202H204ZM210 201V202H209ZM222 201V202H221ZM239 201V200H238ZM254 201V202H253ZM24 202V203H23ZM25 202H26V205H25ZM84 202V203H83ZM88 202V203H87ZM99 202V203H98ZM120 202H123L124 204H126L125 206H124V204L123 203H121L120 204ZM132 202H134L133 203V205L131 204ZM139 202H141V204H143V206L141 205V207H140V203ZM143 202V203H142ZM152 204H150V203ZM167 202H169L170 204H168ZM191 202H193V204L191 203ZM212 202V203H211ZM214 202H216V203H214ZM224 202V203H223ZM241 202H242V204H241ZM22 203V205H25V207L24 206H20L19 204H21ZM32 203V204H31ZM35 203V204H34ZM37 203H38V205H37ZM59 203V204H58ZM96 203V204H95ZM101 203H104V204H106V205H104V204H101ZM139 203V204H138ZM149 203V204H148ZM160 203V204H159ZM162 203V204H161ZM164 203H165V205H164ZM195 203H196V205H195ZM202 203L204 204L203 205V207H208L209 205H210V207H209V209L211 210V211H208L209 209L208 208H202ZM207 203H209V205L207 204ZM213 203H214V205H213ZM217 203H220V205L219 204H217ZM245 203H246V205H245ZM261 203V206L260 205H258V208L256 207V205L257 204H260ZM44 204H46V205H44ZM49 204V205H48ZM85 204H87V205H85ZM109 204V205H108ZM113 204H116V205H114V207L116 208L115 210H114V208H113ZM123 204V205H122ZM135 204H137V206L135 205ZM167 204V205H166ZM175 204L178 206V208H177V206H175ZM188 204H190V205H188ZM198 204H200V206L198 205ZM212 204V205H211ZM217 204V205H216ZM229 204V205H228ZM262 204H263V206H262ZM18 205V206H17ZM29 205V206H28ZM31 205H33V207L31 206ZM43 205H44V207H43ZM88 205H89V207H88ZM131 205V206H130ZM165 207H164V206ZM180 205H181V208H179L180 207ZM206 205V206H205ZM208 205V206H207ZM219 205V206H218ZM241 205H244V207H243V209H242V206ZM250 205V206H249ZM21 207V209L24 211V213H22L23 211L20 209V211H19V209H17V214H16V212H15V215H18V216H21V217H18V216H15V215H12V213H14V210L16 211V208L17 207ZM41 206H42V208H44L43 210H42V208H41ZM46 206V207H45ZM100 206V207H99ZM105 206V207H104ZM122 206H124V207H126V209L124 208H122ZM130 206V207H129ZM154 208H153V207ZM156 206V207H155ZM168 206V207H167ZM173 206H175V207H173ZM184 206V207H183ZM193 206H194V209H196V210H194L193 209ZM196 206H198V207H196ZM215 207V210L213 211V208ZM237 206V207H236ZM261 207V209L263 210V213H261L262 211H261V209H260V207ZM19 207V208H20ZM49 207V208H48ZM54 207V208H53ZM56 207V208H55ZM110 209H109V208ZM111 207L113 208V210L114 211H112V209H111ZM131 207H133V208H131ZM135 207V208H134ZM143 207V208H142ZM160 207H162V208H160ZM188 207V208H187ZM192 207V208H191ZM225 207H230V209H231V212H229V210L230 209H225ZM250 208V209H247V208ZM252 207V208H251ZM28 208L30 209V211H27L28 210ZM40 208H41V210L42 211H40ZM107 210V211H109V212H106L105 210ZM108 208V209H107ZM120 208V211L118 210ZM139 208H141V209H139ZM160 208V209H159ZM169 208H173L174 209V211H173V209L171 210V209H169ZM188 210V211H186V209ZM216 208L218 209L219 208V210H216ZM221 208V209H220ZM238 208H240V209H238ZM3 209V208H2ZM27 209V210H26ZM33 209V210H32ZM85 208H84V212L85 213H87L88 214V217L90 216L89 215V213L87 212V210H86ZM130 209H132V210H130ZM136 209H137V211H136ZM179 209V211L181 210V212H179V211H177ZM185 209V210H184ZM198 209H206V210H202L203 211V213H205V211H206V213H208L209 214V216H211L212 218L214 217L215 219L212 221V219H210V217H205V216H207L208 214H204L203 215V213H201ZM233 209H235V210H233ZM245 209H247V211H244ZM254 210L253 212H256V213H253V214H251V213H249V212H252V210ZM258 211H257V210ZM25 210H26V212H25ZM192 210V211H191ZM226 210V211H225ZM251 210V211H250ZM4 213H3V212ZM22 211V212H21ZM35 212V214H34V212L33 213H30V212ZM45 211L46 212H48V213H45ZM55 211V212H54ZM126 211H128L127 213H126ZM164 211H166V212H164ZM169 211V212H168ZM177 211V212H176ZM190 211V212H189ZM217 211V212H216ZM219 211V212H218ZM228 211V212H227ZM237 213L236 215H235V213ZM238 211H241V213L240 212H238ZM20 212H21V214L23 215H25V214H27L28 216H29V218H30V220L34 223V222H36V224L35 225H38V226H36V228H35V225H33L32 224V222H29L28 221V216L26 215L25 217H27V218H24V215H23V217H22V215L20 214ZM29 212V213H28ZM50 212L52 213V214H50ZM103 212V213H102ZM107 214H109V213H111V212H113L112 214H111V216H110V214L109 215H107ZM119 212V213H118ZM125 212V213H124ZM130 212H132V213H130ZM138 212H139V214H138ZM141 212H143L142 213V215H140L141 214ZM162 212V213H161ZM186 212H188L190 215H188V213H186ZM196 212V213H195ZM199 212V213H198ZM210 212V213H209ZM221 212H223V213H221ZM227 212V213H226ZM242 212H244V216H243V214H242ZM258 212V213H257ZM9 213V214H10ZM19 213V214H18ZM94 213H95V215H94ZM129 213V214H128ZM134 213H135V215H137V217L134 215ZM148 213V214H147ZM153 213V214H152ZM166 213V215L164 216V214ZM178 213V214H177ZM180 213H185L186 215H184V214H180ZM193 213V214H192ZM195 213V214H194ZM213 213H217V214H213ZM224 213L226 214L225 216H224ZM228 213H230L231 215H235V216H231V215H228ZM245 213H247L248 215L250 214V216H248V215H246ZM33 215V217H32V219H31V217L30 216H32ZM42 214H43V216H42ZM47 214H50V215H48V217H47ZM114 214V215H113ZM127 214V215H126ZM131 214V216H129ZM133 214V215H132ZM147 214V215H146ZM149 214H150V216L151 217H147V216H149ZM169 214V215H168ZM173 214H175V215H173ZM210 214H212V215H210ZM219 214L223 217L224 216V218L223 219H225V218H227V216L229 217H233V219L231 218V220L230 219H226V220H224V221H226V223H228V224H226L225 225V223H224V221L223 222H221V224H218V223H220V221H222L223 219H221V218H219L220 216H219ZM223 214V215H222ZM239 214H241V215H239ZM255 214V215H254ZM4 215V217L6 218H4V217H2ZM46 215V217L47 218H45L44 216ZM147 217H145V216ZM153 215H154V217H153ZM162 215H163V218L162 219H160L161 217H162ZM172 215H173V217H172ZM177 215V216H176ZM196 215V216H195ZM205 217V218H203V220L201 219V220H199L200 218H202L203 216ZM217 215V217L218 218H216L215 216ZM246 215V216H245ZM259 215V217H255V216H258ZM16 218H15V217ZM35 216H36V218H35ZM101 216V217H100ZM112 216H114V217H112ZM141 216H142V218H141ZM178 216H180V217H178ZM182 216V217H181ZM188 216V217H187ZM202 216V217H201ZM236 216H238V217H236ZM241 216L243 217V218H245V219H242L241 218ZM248 216V217H247ZM254 216V217H253ZM41 217V218H40ZM91 217V216H90ZM97 217H100V219H98ZM102 217H104L103 219H102ZM106 217L108 218V219H113V220H109V221H107V219H106ZM122 217H124V218H122ZM128 217H129V219H128ZM176 217V218H175ZM186 217V218H185ZM194 217V218H193ZM229 217V218H230ZM263 217V218H262ZM18 218V220H20V221H16V219ZM20 218V219H19ZM44 218V219H43ZM115 218H117V219H115ZM123 219V220H120V219ZM136 218V219H135ZM141 218V220H139ZM153 220H152V219ZM180 218H182L181 220L182 221H180ZM193 218V220H191V219ZM208 218H209V220H208ZM250 218V219H249ZM2 219V220H1ZM5 219V220H4ZM42 219V220H41ZM106 219V220H105ZM115 219V220H114ZM125 219V220H124ZM134 221H133V220ZM145 219H147L148 220V222H147V220L145 221ZM160 219V220H159ZM178 219H179V222H177L178 221ZM184 219V220H183ZM197 219V220H196ZM216 219H217V221H216ZM220 219V220H219ZM242 219V220H241ZM256 219H258V220H256ZM261 219H263V220H261ZM25 220H27L29 223H30V226H29V224H27L28 222L27 221H25ZM119 220V222H118V225L119 226H121L120 224H121V222L122 223H126L127 225H122V227H120L121 228V231H122V235H121V231H120V228H119V226L117 225V221ZM137 220H138V224H137ZM152 220V221H151ZM158 220V221H157ZM167 220V221H166ZM197 222H196V221ZM208 221V223H207V221ZM218 220H219V222H218ZM235 220V221H234ZM241 220V221H240ZM253 220L255 221V222H257V221H259L258 223H261V221H262V223H261V228H260V225L257 223V224H255V223H253ZM6 221V222H5ZM7 221H9V222H7ZM16 221V222H15ZM21 221H23V222H21ZM41 221V222H40ZM90 221V222H89ZM95 221H97V222H95ZM100 221H101V223L103 224H101L100 223ZM105 221V222H104ZM125 221V222H124ZM132 221V222H131ZM140 221V222H139ZM157 221V222H156ZM173 221L174 222H176V223H173ZM200 222V226L198 225V223ZM206 221V222H205ZM209 221H211L210 222V224H209ZM214 221H216V222H214ZM230 221V222H229ZM231 221H232V223H231ZM237 221V222H236ZM27 222V223H26ZM42 222H44L43 224H42ZM50 223V224H53L54 226H53V228L55 229V231H54V234H56L55 235V237L58 235V238L60 239V238H62L63 239V241L61 240V242H60V240L59 241H57L56 240V242L57 243H53V242H51L52 241V239L51 238H53V240L54 239H58L57 237L55 238V237H47V239H48V241H45V239L46 238H43V235H42V228L41 227H44V225H47L48 223ZM67 224H69V225H71L72 224V228H70V226H67L66 227V223ZM92 222V224H90ZM106 222H107V224H108V226H107V224H106ZM111 222V223H110ZM113 222H114V224H113ZM130 222V223H129ZM136 222V223H135ZM144 222H146V223H144ZM160 222V224H158ZM161 222H162V224H161ZM165 222V223H164ZM167 222V223H166ZM172 222V223H171ZM183 222V223H182ZM188 222V223H187ZM189 222H191V223H189ZM213 222V223H212ZM238 222H240V224H237L236 225V223H238ZM243 222V223H242ZM247 222V224H245ZM8 225H7V224ZM9 223H10V225L11 226H9ZM47 223V224H46ZM65 223V224H64ZM85 223V224H84ZM97 223V224H96ZM100 223V224H99ZM131 223H132V225H131ZM152 223H154V224H152ZM182 223V224H181ZM185 223V225H183ZM204 225H203V224ZM212 223V224H211ZM224 223V224H223ZM231 223V225H229ZM3 224H0V226L1 225H3ZM12 224L13 225H15V227L13 226V229H12ZM63 224H64V226H63ZM111 224V225H110ZM134 224L136 225V227L138 228L139 226H140V228H134ZM145 224V225H144ZM149 224H150V226H151V228H150V226H149ZM155 224H158V225H155ZM181 224V225H180ZM188 224V225H187ZM194 224L196 225V227H197V225L200 227L199 229L198 228H196L195 226H194ZM202 224V225H201ZM208 224V225H207ZM218 224V225H217ZM235 224V225H234ZM242 224V225H241ZM249 224H250V226H249ZM27 225V226H26ZM34 226V230H32L33 228V226ZM42 225V226H41ZM86 225V227H88ZM100 225V226H99ZM109 225L110 226H112V227H110L109 228ZM138 225V226H137ZM153 225V226H152ZM155 225V226H154ZM161 225H164L163 227L160 226ZM169 225V226H168ZM173 225H175V226H173ZM178 225V226H177ZM216 225V226H215ZM220 225V226H219ZM240 225V226H239ZM255 225H256V227H255ZM7 226L8 227H10L11 228V230H10V228H7ZM17 226H18V228H17ZM21 226V227H20ZM99 228H98V227ZM114 226V227H113ZM118 226V227H117ZM124 226H125V228H124ZM128 226H131V227H128ZM158 228H157V227ZM166 226H168V227H166ZM171 226V227H170ZM184 226V227H183ZM187 226V227H186ZM195 227V228H192V227ZM205 226V227H204ZM207 226V227H206ZM210 226H212V227H210ZM234 226H236V227H234ZM244 227L245 229L247 228V230L248 231H244L243 229H239L240 227ZM37 227L40 229H37ZM65 227H66V230H65ZM68 227H69V230H68V232H67V229H68ZM100 227H103V228H100ZM201 227H203V228H201ZM209 227V228H208ZM221 227L222 228H224V230L222 229L221 230ZM232 227V228H231ZM233 227H234V229L235 230H237V231H240V232H236L234 229H233ZM237 227H238V229H237ZM241 227V228H242ZM251 227H255V229H256V231H254L253 230V228H251L252 230H251V232H252V235H251V232H250V228ZM7 228V229H6ZM14 228L16 229V231H14ZM22 228V229H21ZM29 228V229H28ZM98 228L99 230H96V229ZM111 228H113L112 229V232L110 231L111 230ZM117 228H118V230H117ZM123 228V229H122ZM133 228V229H132ZM162 228V229H161ZM188 228V229H187ZM192 228V229H191ZM204 228H206V229H204ZM208 228V229H207ZM260 228V229H259ZM4 229V230H3ZM18 229H19V236L17 235V231H18ZM32 231H31V230ZM72 229V230H71ZM74 229H76V231L74 230ZM115 229V230H114ZM127 229H129V230H127ZM135 229H137V230H135ZM160 231H159V230ZM195 229V230H194ZM211 229H213V230H211ZM7 230V231H6ZM21 230V231H20ZM22 230H24L25 231V233L26 234H24L23 233V231ZM58 230V231H57ZM70 230H71V232H70ZM124 230V231H123ZM134 230V231H133ZM142 230H144V231H146V232H144V231H142ZM151 230H153L152 232H151ZM154 230H156L155 232H158L159 233V235L157 236V234L154 236V234H155V232H154ZM158 230V231H157ZM166 230V231H165ZM208 230V231H207ZM221 231V232H218V231ZM262 230V231H261ZM9 231V232H8ZM12 231H14V232H12ZM34 231L35 232H37V234L36 233H34ZM92 231H94L95 233H91ZM99 231V234H97V232ZM100 231H101V234H100ZM106 231H107V236H105L106 235ZM116 231V232H115ZM118 231H120L119 233H118ZM128 233H127V232ZM150 233H149V232ZM183 231V232H182ZM191 231H192V233H191ZM194 231H196V233L194 232ZM212 231V232H211ZM215 231V232H214ZM227 231H229V232H232V233H234V234H231V233H228L229 235H231V237L232 238H229L230 236L228 235V234H226V232ZM244 231V232H243ZM57 232V233H56ZM60 232V233H59ZM73 232L77 235V236H79V238L75 235V234H73ZM89 232H90V234H89ZM104 232V233H103ZM124 232V233H123ZM132 232H134V233H132ZM139 232H140V234H139ZM154 232V233H153ZM161 232V233H160ZM247 232H249V233H247ZM254 232V233H253ZM258 232H260V233H258ZM13 233V235H17V240H19L18 242L16 241L15 243V245H19V246H16V248H18L19 249V254H21L22 255V248L24 247V250L26 249V247L27 246H29L30 244H29V242L31 241V240H29V239H36L35 238V236L36 237H38L40 240H42L41 242L40 241H38L37 240V243H39L40 244V250L41 251H39V253L42 255V256H44L45 258H47L46 256L48 255V258L47 259H45L44 260V257H43V259H42V256H37V254H36V256L35 255H33L32 256V258L33 259H27V261H26V257H24V255H22V260H18V259H11V258H8L7 256H9V254L8 253H10L12 250H14L13 248H14V241L13 242H11L12 241V237H13V235H11V237H10V234H12ZM15 233V234H14ZM77 233H79V234H77ZM111 233H113L112 235H110ZM130 235V238H131V240H130V238H128V236L126 235ZM137 233H138V235H137ZM144 233V234H143ZM153 233V234H152ZM195 233V234H194ZM206 233V234H205ZM214 233V234H213ZM216 233V234H215ZM222 233V235L220 236V234ZM243 233H244V235H243ZM246 233L247 234H249V235H251V236H249L248 237V235H246ZM258 233V235H256V234ZM61 234V235H60ZM83 235V241H82V235ZM95 234V235H94ZM103 234H105V235H103ZM109 234V235H108ZM119 234H120V236H119ZM142 234H143V236H142ZM146 234L148 235V237L146 236ZM149 234H151L150 236H149ZM201 234V235H200ZM203 234V235H202ZM210 235V236H207L206 237V235ZM213 234V235H212ZM217 234H219V236L217 235ZM228 236V237H224V236H226V235ZM239 234H242V235H239ZM2 235V236H1ZM29 235H31V238H30V236ZM64 235V236H63ZM85 235V236H84ZM90 235H93V236H90ZM115 235V236H114ZM117 235V236H116ZM124 235V236H123ZM139 235H141V236H139ZM190 237H189V236ZM192 235V236H191ZM194 235H196L197 237L196 238H198L199 239V237L201 236V238H200V240H198V242L196 241L197 239L195 238V236ZM198 235H199V237H198ZM233 235V236H232ZM235 235V236H234ZM239 235V236H238ZM246 235V236H245ZM259 235L260 236H262V238L261 237H259ZM9 236V237H8ZM40 236V237H39ZM59 236H62V237H59ZM66 236V237H65ZM70 236H72V237H70ZM118 236H119V238H118ZM146 236V238H144ZM152 236H154V237H152ZM203 236V237H202ZM217 236H218V238H221V239H224L225 238V240H218V238H217ZM224 238H223V237ZM243 236V237H242ZM15 237V236H14ZM23 237V238H22ZM65 237V238H64ZM68 237V238H67ZM75 237V238H74ZM85 237H86V239H85ZM109 238V240H108V238ZM111 237V238H110ZM133 237H134V239H133ZM161 237V238H160ZM214 237V238H213ZM234 237H236V239L234 238ZM245 237V238H244ZM252 237H253V239H252ZM10 240H9V239ZM42 238V239H41ZM67 238V239H66ZM95 238V239H94ZM142 238H143V240H142ZM147 238H150L151 239V241L149 240V239H147ZM188 238V239H187ZM193 238H195L196 240H194ZM210 238V239H209ZM240 238H241V240H240ZM245 239L246 241L245 242H241L242 241V239ZM249 239V240H247V239ZM22 239H24V242L22 241ZM32 239V240H33ZM43 239H44V241H43ZM46 239V240H47ZM51 239V240H50ZM88 239V240H87ZM115 241H114V240ZM148 241H147V240ZM191 239V240H190ZM203 239H204V241H203ZM205 239H207L206 240V242H205ZM213 239V240H212ZM214 239L216 240V241H214ZM230 242V244L227 242V240ZM233 239V240H232ZM234 239H235V241L236 242H234ZM238 239V240H237ZM244 239H243V241H244ZM252 239V240H251ZM254 239H256V240H254ZM29 241V242H27L26 243V241ZM96 240V241H95ZM119 240V241H118ZM123 240V241H122ZM142 242H140V241ZM191 241V243H189L190 241ZM192 240H193V242H192ZM211 240V241H210ZM231 240V241H230ZM240 240V241H239ZM71 241V242H70ZM89 241H91L92 243H90ZM186 241V242H185ZM188 241V242H187ZM203 241V245L201 244V242ZM207 241H210V242H208V247H207ZM221 241H223L224 243H225V241H226V243L227 244H224L223 242H221ZM263 241V242H262ZM9 242L10 243H12L11 245L9 244ZM44 242V243H43ZM47 242H49L51 245H49ZM62 243L63 245H59V246H57V245H55V244H58V243ZM87 242H89V243H87ZM118 242V244H116ZM146 242V243H145ZM149 242V243H148ZM183 242V243H182ZM196 242V243H195ZM231 242H234V244L233 243H231ZM247 242V244H248V247H247V244H245ZM254 242V243H253ZM256 242V243H255ZM258 242V243H257ZM19 243V244H18ZM24 244V246L22 247L21 245H23ZM45 243H46V245H45ZM52 243H53V245L55 246V247H57V249L55 250L54 248L55 247H53V245H52ZM69 243V244H68ZM74 245H73V244ZM93 243H95V244H93ZM144 243L146 244V247H145V249H144ZM148 243V244H147ZM187 244V245H185V244ZM197 243H198V246H196L197 245ZM206 243V244H205ZM216 244V245H214V244ZM218 243V244H217ZM242 243V244H241ZM256 244V246H258L259 247V249H258V247H255L254 245V248H253V246H249L250 244ZM48 244V245H47ZM82 244V245H81ZM109 246H108V245ZM142 244V245H141ZM151 244H152V246H151ZM193 244H195L194 246H193ZM201 244V245H200ZM212 244H213V246L215 247V249H212V248H214V247H212ZM222 244H224L223 246H222ZM229 244V245H228ZM233 244V245H232ZM251 244V245H252ZM259 244V245H258ZM73 245V246H72ZM87 245H90V247H87ZM96 245V246H95ZM137 245V246H136ZM189 245H191V246H193L192 248H191V246H189ZM205 245V246H204ZM209 245H210V247H209ZM218 245V246H217ZM225 245H226V247L227 246H230L229 248H228V250L229 249H231V250H229V252H228V250L227 251H225V248H223L224 249V253L226 254V255H222V254H224L223 253V251H220V250H218V248H220L221 250H223L222 248H221V246L222 247H225ZM244 245H246L245 247H244ZM26 246V247H25ZM50 246H52V247H50ZM93 246V247H92ZM98 246V247H97ZM102 246V248H100ZM151 246V247H150ZM154 246V247H153ZM189 246V247H188ZM242 246V247H241ZM11 247V251H10V248ZM13 247V248H12ZM45 247H47V249L46 250H44V248ZM104 247H106V248H104ZM148 247V248H147ZM195 247V248H194ZM203 247V249L205 250H203V249H201V248ZM206 247V248H205ZM64 248V249H63ZM65 248H66V250H65ZM96 248V249H95ZM100 248V249H99ZM109 249L108 251L106 250V249ZM125 248V249H124ZM139 248H141L142 250H140ZM150 248H154L153 250L152 249H150ZM180 248H183V249H180ZM190 250H189V249ZM198 248V249H197ZM241 248H242V252L243 251H245L244 253H241ZM244 248V249H243ZM247 248V249H246ZM248 248L250 249L251 248V250H248ZM253 248V249H252ZM256 248V249H255ZM22 249V250H21ZM49 249H52V250H50L49 251ZM59 249H60V251L61 252H59ZM94 251H93V250ZM107 251H105V250ZM195 249H197L198 250V252H197V250H196V252L195 253H193V251L192 250H195ZM203 250L202 251V254H206V256L207 255H209V256H207V257H205V255H201V250ZM206 249H208V250H206ZM254 249L255 250H257V251H255V253H254ZM2 250H6V251H2ZM65 250V251H64ZM97 250V251H96ZM101 250V252H103V250L105 251V255H103V257H102V253L100 254V251ZM110 250H112V251H110ZM146 250H148V251H146ZM181 252H180V251ZM187 250H189V251H187ZM215 250V251H214ZM217 250H218V252H217ZM7 251H10V252H7ZM51 251H52V255L53 256H49V254L51 255ZM153 251V252H152ZM180 252L179 254H178V252ZM183 251H185L184 253L185 254H182L183 253ZM187 251V252H186ZM209 251V252H208ZM212 251L214 252L213 254H211L212 253ZM247 251H250L249 252V254H251V256H253V257H250V255L248 254V252ZM5 252H7V254L8 255H6V253ZM44 254H42V253ZM46 252V253H45ZM55 252V253H54ZM99 252V253H98ZM109 252V253H108ZM112 252V253H111ZM177 252V253H176ZM189 252L191 253V254H189ZM215 252H217L216 254H215ZM222 252V253H221ZM231 252L234 254V256H236L235 258H233L234 256H232L233 254H231ZM5 255H4V254ZM59 253V254H58ZM70 253V254H69ZM115 253V254H114ZM141 253H143V254H141ZM145 253V254H144ZM148 253V254H147ZM199 253H200V255L202 256V259L201 260H203L204 258V260L203 261H200V260H198L197 258L199 257V258H201V256L199 255ZM228 253H229V255H228ZM257 253H259V255H256ZM264 253V252H263ZM262 253V254H263ZM56 254H58V256L56 255ZM62 254H64V255H62ZM78 254V255H77ZM81 254V255H80ZM96 254L98 255V259H97V256H96ZM99 254H100V256H99ZM107 254V255H106ZM153 254V255H152ZM211 254V255H210ZM261 254V256H262V258L264 259V255H262ZM46 255V256H45ZM77 255V256H76ZM156 255V256H155ZM158 255V256H157ZM175 255H177V256H175ZM180 255V256H179ZM183 255H185V256H183ZM186 255H188V256H186ZM193 255V256H192ZM219 255H221V256H219ZM1 256H3V257H1ZM80 258H79V257ZM95 256V257H94ZM113 256V257H112ZM150 256H152V257H150ZM163 256H165V257H167L166 259H165V257H163ZM196 256H198V257H195ZM216 256H218V258L220 257V258H223L222 260H221V262L219 261L220 259H214V257L216 258ZM225 256V257H224ZM232 256V257H231ZM261 256L259 257V259L261 258ZM37 257L39 258L38 260H36L37 259ZM54 257V258H53ZM93 257H94V260H93ZM100 257H102L101 259H100ZM105 257V258H104ZM169 257H171V259L169 258ZM176 257H178V258H181L180 260L177 258V261H179V262H177L176 261ZM187 257V258H186ZM254 257L257 259V261H256V259H254ZM35 258V259H34ZM96 258V259H95ZM104 258V259H103ZM152 258H154L153 260H152ZM160 258H162V259H160ZM170 259L169 260V262H168V260L167 259ZM173 258H175V259H173ZM186 260H185V259ZM191 258V259H190ZM208 258V259H207ZM210 258H212V260L213 261H210L209 259ZM226 258V259H225ZM8 259V260H7ZM41 259V260H40ZM60 259H57L56 261V263L55 262H53V264H62L63 262H61V261H58V260H60ZM90 259V260H89ZM151 259V261H149ZM164 259H165V262H164ZM173 259V260H172ZM194 260V262L192 263V262H189V260L191 261V260ZM232 259H234V261L236 262H234ZM40 260V262H38L37 263V261H39ZM96 260H97V262H96ZM102 260H104V261H102ZM161 260V261H160ZM163 260V261H162ZM188 260V261H187ZM253 260H255V263H254V261ZM23 261H25V262H23ZM33 261H35L34 263H31V262H33ZM50 261H52V262H50ZM155 261V262H154ZM198 261V262H197ZM5 262V263H4ZM160 262H163V263H160ZM197 262V263H196ZM225 262H227V263H225ZM232 262V263H231ZM249 262V263H248ZM68 263V262H67ZM67 263H63V264H67ZM170 263V264H171ZM213 263H211V264H213ZM261 263H259V264H261ZM82 264V263H81ZM262 264H264V262L262 263Z\"/></svg>", "mask_w": 264, "mask_h": 264}, {"label": "bare ground", "instance_id": "bare-ground-1", "mask_svg": "<svg viewBox=\"0 0 264 264\" xmlns=\"http://www.w3.org/2000/svg\"><path fill=\"white\" fill-rule=\"evenodd\" d=\"M7 1H8V0H7ZM12 1H13V0H12ZM14 1H15V0H14ZM19 1H20V0H19ZM19 1H18V2H19ZM26 1H28V0H26ZM31 1H32V0H31ZM33 1H34V0H33ZM36 1L38 2L39 0H36ZM46 1H47V0H46ZM54 1H56V0H54ZM64 1H66V0H64ZM67 1H68V0H67ZM67 1H66V2H67ZM69 1H70V2H68L69 5L73 4V3L71 2V0H69ZM94 1H95V0H94ZM97 1H98V0H97ZM110 1H111V0H110ZM116 1H117V0H116ZM159 1H161V0H159ZM164 1H166V0H164ZM175 1H176V0H175ZM185 1H186V0H185ZM198 1H199V0H198ZM209 1H210V0H209ZM212 1L214 2L215 0H212ZM222 1H223V0H222ZM226 1H227V0H226ZM233 1H234V0H232V2H233ZM238 1H239V0H238ZM246 1H247V0H244V3H245ZM248 1H249V0H248ZM262 1H263V0H262ZM16 2H17V1H16ZM22 2H23V0H22ZM47 2H48V1H47ZM60 2H61V1H60ZM80 2H81V1H80ZM82 2H84V4H85V1H82ZM87 2H88V0L86 1V3H87ZM98 2H99V1H98ZM161 2H162V1H161ZM161 2H160V3H161ZM170 2H171V1H169V3H170ZM181 2H182V1H181ZM187 2H188V1H187ZM189 2H190V0H189ZM192 2H193V1H192ZM199 2H200V1H199ZM203 2H205V1H203ZM207 2H208V1H207ZM207 2H206V3H207ZM217 2H218V1H217ZM239 2H240V1H239ZM241 2H242V1H241ZM250 2H252V0H251ZM253 2H254V1H253ZM255 2L257 3L258 1H255ZM263 2H264V1H263ZM8 3H10V2H8ZM14 3H15V2H14ZM19 3H20V2H19ZM40 3H41V2H40ZM51 3H52V2H51ZM51 3H50V4H51ZM58 3H59V2H58ZM61 3H63V5H64V4L66 5L65 2H61ZM70 3H71V4H70ZM78 3H79V2H78ZM102 3H103V2H102ZM114 3H115V2H114ZM145 3H146V2H145ZM166 3H167V2H166ZM197 3H198V2H197ZM200 3H201V5H204V6H205V4H203L202 2H200ZM208 3H210V2H208ZM208 3H207V4H208ZM230 3H231V1H230ZM230 3H229V4H230ZM236 3H237V2H236ZM242 3H243V2H242ZM256 3H255V5H256ZM6 4H7V3H6ZM16 4H18V3H16ZM26 4H27V3H26ZM33 4H34V3H33ZM41 4H42V3H41ZM52 4H53V3H52ZM74 4H76V3L74 2ZM80 4H81V3H80ZM84 4H83V5H84ZM100 4H101V3H100ZM104 4H105V3H104ZM115 4H116V3H115ZM120 4H121V3H120ZM122 4H123V2H122ZM125 4H126V3H125ZM170 4H172V3H170ZM174 4H175V3H174ZM187 4H188V3H187ZM192 4H193V3H192ZM195 4H196V3H195ZM198 4H199V3H198ZM207 4H206V5H207ZM215 4H216V3H215ZM229 4H227V5H229ZM234 4H235V2H234ZM252 4H253V3H252ZM252 4H251V5H252ZM263 4H264V3H263ZM0 5H2V4H0ZM3 5H4V4H3ZM10 5H11V4H9L8 6L10 7L11 10H12L13 7H16V8H17V6H19V5H17V6H13V4H12L13 7L11 8ZM24 5H25V4H24ZM42 5H44V4H42ZM65 5H64V6H65ZM86 5H87V4H86ZM86 5H85V6H86ZM107 5H108V4H107ZM147 5H149V4L147 3ZM150 5H151V4H150ZM175 5H176V4H175ZM175 5H174V6H175ZM193 5H194V4H193ZM212 5H213V4H212ZM219 5H221L220 2H219ZM223 5H224V8H225V7H226L225 4H223ZM223 5H222V6H223ZM238 5H239V4H238ZM242 5H243V4H242ZM247 5H248V3H247ZM253 5H254V4H253ZM260 5L263 6V5H262V2H261ZM22 6H23V5H22ZM22 6H21V8H22ZM33 6L35 7V5H33ZM48 6H49V4H48ZM48 6L46 5L45 7L48 8ZM73 6H74V5H73ZM77 6H79V5H77ZM98 6H99V5H98ZM108 6H109V5H108ZM108 6H107V8H108ZM112 6H114V5L112 4ZM115 6H120V7H121L122 5H115ZM115 6H114V7H115ZM123 6L126 7L124 4H123ZM162 6H163V5H162ZM174 6H173V7H174ZM177 6H178V4H177L174 8H176ZM187 6H188V5H187ZM189 6H190V5H189ZM204 6H203V7H204ZM207 6H208V5H207ZM207 6H206V7H207ZM236 6H237V4H236ZM243 6H246V5H243ZM249 6H250V5H249ZM249 6H248V8H249ZM25 7H26V6H25ZM25 7H24V8H25ZM49 7H50V6H49ZM51 7H53V5H51ZM51 7H50V8H51ZM55 7H57V6L54 5L53 8L56 9V11H58V10H57L58 8H55ZM67 7H68V6H67ZM71 7H72V6H71ZM71 7L67 8V10H68V9L71 10V9H70ZM79 7H82V6H79ZM103 7H104V6H103ZM110 7H111V5H110ZM165 7L168 8V6H165ZM165 7H164V9L166 10ZM173 7H172V8H173ZM179 7L182 8V6H180V5H179ZM179 7H178V8H179ZM197 7H198V6H197ZM197 7H196V8H197ZM203 7H202V8H203ZM212 7H213V6H212ZM212 7H211V8H212ZM231 7H232V6H231ZM231 7H230V8H231ZM252 7H253V6H252ZM256 7H257V5H256ZM258 7H259V4H258ZM27 8L31 9L32 7L30 8V7L27 6ZM40 8H41V7H40ZM42 8H44V7L42 6ZM59 8H60V7H59ZM63 8H64V7H63ZM82 8H86V7H82ZM98 8H100V7H98ZM115 8H117V7H115ZM121 8H122V7H121ZM126 8H128V7H126ZM126 8H125V9H126ZM174 8H173V9H174ZM178 8H177V9H178ZM180 8H179V10H180L179 13H178V10H177V11L174 10V11H176V12L178 13V15L180 14L179 16H181V12H182V16H183V15H184V14H183V10H181ZM186 8H187V7H186ZM199 8H201V7H199ZM202 8H201V9H202ZM208 8H210V7L208 6ZM224 8H223V9H224ZM227 8H228V6H227L225 9H227ZM246 8H247V7H246ZM248 8H247V9H248ZM250 8H251V6H250ZM254 8H255V7H254ZM260 8H261V7H260ZM260 8H259V9H260ZM13 9H15V8H13ZM32 9H33V8H32ZM32 9H31V10H32ZM51 9H52V8H51ZM51 9H49V10H51ZM72 9H74V11H75V8L72 7ZM76 9H77V8H76ZM86 9H88V8H86ZM86 9H85V10H84V9L82 10L81 8H78V10H79V11L81 10V12L85 11V13H87V12L89 13V11L86 12ZM101 9H102V8H100V10H101ZM108 9H109V8H108ZM122 9H123V8H122ZM122 9H121V11H122ZM131 9H132V8H131ZM148 9H149V8H148ZM162 9H163V8H162ZM169 9H170V8H168V12H171V11H169ZM201 9H200V10H201ZM203 9H204V8H203ZM205 9H206V8H205ZM205 9H204V10H205ZM220 9H221V8H220ZM223 9H222V10H223ZM228 9H229V8H228ZM231 9H232V8H231ZM239 9H240V8H239ZM33 10H34V9H33ZM33 10H32V11H33ZM45 10H46V9H45ZM45 10H44V11H45ZM60 10H63V9L60 8L59 11H60ZM98 10H99V9H98ZM104 10H106V8H104ZM110 10H111V9H110ZM110 10H109V12H111ZM117 10H118V9H117ZM128 10H129V8H128ZM143 10H144V9H143ZM143 10H142V11H143ZM156 10H157V9H156ZM171 10H172V9H171ZM185 10L187 11V9H184V11H185ZM193 10H195V9H193ZM206 10H207V9H206ZM215 10H216V9H215ZM229 10H230V9H229ZM229 10H228V11H229ZM237 10H238V9H237ZM241 10H242V9H240V11H241ZM243 10H244V9H243ZM243 10H242V11H243ZM251 10H252V8H251ZM256 10H257V13H258L259 10H258V9H256ZM256 10H255V11H256ZM16 11H18V10L16 9ZM25 11H26V10H25ZM37 11H38V9H37ZM52 11H53V9H52ZM72 11H73V10H72ZM91 11H92V10H91ZM101 11H102V10H101ZM107 11H108V10H107ZM115 11H116V10H115ZM118 11H119V10H118ZM118 11H117V12H118ZM126 11H127V10H125V12H126ZM130 11H131V10H130ZM133 11H135V10H133ZM146 11H149V10L146 9ZM172 11H173V10H172ZM174 11H173V12H174ZM189 11H190V12H188V13H189V14H192L191 16H194V18H196V17H198V16H200V15L202 14V13H201V14L199 13L200 15H195V14L191 13V12H192L191 10H189ZM207 11H208V10H207ZM213 11H214V10H213ZM228 11H227V12H228ZM238 11H239V10H238ZM253 11H254V10H252V12H253ZM27 12H28V10H27ZM34 12H35V11H34ZM38 12H39V11H38ZM63 12H64V10H63ZM67 12H71V11H67ZM67 12L65 11V13H67ZM81 12H77V11H76L75 14H76V13H79V14H77V15H80ZM92 12L95 13L94 11H92ZM123 12H124V11H122V13H123ZM127 12H129V11H127ZM127 12H126V14H128ZM131 12H132V11H131ZM135 12H136V11H135ZM143 12H144V11H143ZM199 12H200V11H199ZM202 12H203V11H202ZM233 12H235V11L233 10V11L231 12V13H232V16L234 15ZM249 12H250V9H249ZM249 12H247V13H249ZM252 12H251V13H252ZM19 13H20V11H19ZM25 13H26V12H25ZM31 13H32V12H31ZM40 13H41V12H40ZM46 13H47V12H46ZM51 13H52V12H51ZM58 13H59V12H58ZM71 13H72V12H71ZM71 13H70V14H71ZM85 13H84V14H85ZM97 13H98V12H97ZM97 13H96V14H97ZM111 13H113V12H111ZM111 13H110V15H111ZM133 13H134V12H133ZM137 13H138V12H137ZM154 13H155V12H154ZM157 13H159V11L156 12V14H157ZM171 13H172V12H171ZM171 13H169V14H171ZM203 13H204V12H203ZM205 13H206V11H205ZM205 13H204V14H205ZM210 13H211V12H210ZM217 13H218V12H217ZM219 13H220V15H221V10H219ZM219 13H218V16H219ZM231 13H230V14H231ZM236 13H237V14H236ZM236 13H235V14H236V17H237V16H240V15H238V14H241V13H239V12H236ZM244 13H245V12H244ZM244 13H243V15H244ZM255 13H256V12H254V14H255ZM20 14H21V13H20ZM36 14L38 15L39 13L36 12ZM41 14H42V13H41ZM47 14H48V13H47ZM52 14H53V13H52ZM62 14H63V13H62ZM67 14H68V13H67ZM96 14H95V15H96ZM113 14H114V13H113ZM118 14L122 15L120 12H119ZM123 14H124V13H123ZM129 14H130V12H129ZM138 14H141V11H140V13H138ZM138 14H136V15H138ZM144 14H145V12H144ZM169 14H168V16H169ZM204 14H202V15H204ZM208 14H209V13H208ZM215 14H216V12H215ZM222 14H223V13H222ZM224 14H225V12H224ZM254 14H253V16H254ZM26 15L28 16V14H26ZM29 15H30V14H29ZM77 15H76V16H77ZM81 15H83V14H81ZM85 15H86V14H85ZM89 15H91L92 17L94 16V15H92V14H89ZM120 15H119V17H120ZM131 15H133V14L131 13ZM134 15H135V13H134ZM134 15H133L132 17H135ZM141 15H143V14H141ZM145 15H146V14H145ZM154 15H155V14H154ZM173 15H174V14H173ZM173 15H172V16H173ZM216 15H217V14H216ZM30 16H31V15H30ZM42 16H43V14H42ZM42 16H39V17L43 18L44 16H43V17H42ZM45 16H46V15H45ZM63 16H64V15H63ZM65 16L68 17V15H66V14H65ZM98 16H99V15H98ZM102 16L104 17L105 15H102ZM102 16H101V17H102ZM111 16H112V15H111ZM111 16H109V18H107V15H106V18L109 20L110 18H113V17H111ZM116 16H117V15H116ZM123 16L126 17V15H123ZM123 16H122V17H123ZM139 16H140V15H138V17H139ZM143 16H144V15H143ZM148 16H149V15H148ZM148 16H146V17H148ZM150 16H151V14H150ZM155 16H156V15H155ZM159 16H160V15H159ZM172 16H171V18H172ZM176 16H177V15H175L174 17L178 20V18H177ZM179 16H178V17H179ZM218 16H217V17L215 16V17L217 18V21H218ZM221 16H222V15H221ZM224 16H225V18H228V17L226 16V14H225V15L222 16V19H223ZM247 16H249V19H248ZM0 17H1V16H0ZM13 17H14V16H13ZM114 17H115V15H114ZM117 17H118V16H117ZM130 17H131V16H130ZM136 17H137V16H136ZM153 17H154V16H153ZM160 17H161V16H160ZM160 17H159V18H160ZM184 17H186V15L182 17V20L184 19ZM203 17H204V16H202V18H201V22H202V21H205V20H202V19H205V18H203ZM233 17H235V16H233ZM236 17H235V18H236ZM241 17H243V16H241ZM250 17H251L250 14H248V15L245 16V18H247V21L250 20ZM258 17H261V16H258ZM258 17H257V15H256V19H257ZM14 18H15V17H14ZM19 18H20V20H21V16H19ZM70 18H71V17H70ZM72 18H73V17H72ZM78 18H79V20L82 22L83 19H80V18H83V17L79 16ZM84 18H85V17H84ZM96 18H97V17H96ZM99 18H100V16H99ZM148 18H149V17H148ZM161 18L163 19V17H161ZM161 18H160V19H161ZM165 18H167V17H164V19H165ZM168 18H169V17H168ZM180 18H181V17H180ZM188 18H189V17H188ZM216 18H215V19H216ZM235 18H233V19H235ZM253 18H255V17H253ZM253 18H251V20H252ZM15 19H17V18H15ZM15 19H14V20H15ZM23 19H25V18H22V21H23ZM31 19H32V17H31ZM33 19H34V18H33ZM35 19H36V18H35ZM39 19H40V18H39ZM57 19H58V18H57ZM74 19H75V18H74ZM101 19H103V18H101ZM114 19H115V18H114ZM119 19H120V18H119ZM125 19H126V18H125ZM127 19H128V18H127ZM129 19H131V18H129ZM135 19H137V18H135ZM138 19H139V18H138ZM196 19L198 20V18H196ZM206 19H207V18H206ZM215 19H214V22H215ZM220 19H221V18H220ZM238 19H239V21H240V17H239ZM259 19H260V18H259ZM259 19H258V20H259ZM18 20H19V19H18ZM36 20H38V19H36ZM36 20H35V21H36ZM59 20H62V19H58V21H59ZM112 20H113V19H112ZM132 20L134 21V19H132ZM142 20H146V19H142ZM155 20H156V19H155ZM172 20H173V18H172ZM177 20H176V21L174 20V21H175V22H173L174 25H176L175 23L177 22ZM180 20H181V19H180ZM191 20H192V19H191ZM227 20H229V19H227ZM242 20H244V19L242 18V19H241V22H242ZM254 20H255V19H254ZM254 20L252 21V23L254 22ZM15 21H16V20H15ZM38 21H41V19L38 20ZM46 21H47V20H46L45 18H43V21H42V22H46ZM63 21H64V24H65L64 26H66V27H67V25L70 26L69 24H66L67 22L65 23V20H63ZM72 21H73V20H72ZM86 21H88V20H84V26L87 25V24H85ZM98 21H99V20H98ZM117 21H118V18H117ZM122 21H123V20H122ZM122 21H121V22H122ZM127 21H128V20H126V22H127ZM152 21H153V19H152ZM157 21H158V20H157ZM167 21H169V20H167ZM167 21H166V22H167ZM188 21H189V19H188ZM198 21H200V19H199ZM198 21H197V22H198ZM222 21H223V23H224V21H226V20L223 19ZM247 21H246V19H245V23H246ZM25 22H26V24L24 23L25 25H27V24H31L30 22H29V23H27V21H25ZM52 22H53V21H52ZM52 22H50L51 24H48V25H51V26L54 28L55 26L52 25V24H53ZM56 22H57V21H56ZM56 22H55V23H56ZM61 22H62V21H61ZM94 22H95V21H94ZM101 22H102V20H101ZM103 22H105V21H103ZM106 22H107V21H106ZM130 22H131L130 24H133L131 20H130ZM136 22H137V20L135 21V23H136ZM146 22H147L148 25L151 23V22L149 23V21H147V20H146ZM163 22L166 24V22H165L164 20H163ZM178 22H179V20H178ZM220 22H221V21H220ZM229 22H230V21H229ZM236 22H238V21H237V18H236ZM262 22H263V21H261L260 23H262ZM0 23H1V22H0ZM21 23H22V22H21ZM74 23H75V22H74ZM86 23H87V22H86ZM90 23H91V22H90ZM90 23L88 22V24H90ZM96 23H97V22H96ZM96 23H95V24H96ZM107 23H109V21H108ZM114 23H116V22H114ZM114 23H113V24H114ZM122 23H124V22H122ZM137 23H138V22H137ZM137 23H136V24H137ZM142 23H144V21H142ZM142 23H140V24H142ZM153 23H154V22H153ZM157 23H159V22H157ZM170 23H172V22H170ZM185 23H186V22H184V24H185ZM203 23L205 24V23H207V21H206V22H203ZM208 23H211V22H208ZM208 23H207V24H208ZM221 23H222V22H221ZM223 23H222V28H223ZM225 23H226V22H225ZM230 23H231V22H230ZM243 23H244V21H243ZM245 23H244V24H241V26L244 25V27L242 26L243 28L241 27V33H244V34H245V33H246V34H247V33H251L252 30H250V29L253 28L252 25H251L252 28H250L249 26H246ZM249 23H250V22H249ZM252 23H251V24H252ZM255 23H256V22H254L253 25H254ZM258 23H259V22H258ZM16 24H17V23L15 22V25H16ZM19 24H20V22H19ZM24 24H23V25H24ZM45 24H46V23H45ZM97 24H98V23H97ZM102 24L105 25L106 23H102ZM110 24L112 25V23H110ZM118 24H119V23L117 22V25H118ZM136 24H135L134 26H136ZM140 24H139V25H140ZM144 24H145V23H144ZM155 24H156V23H155ZM155 24H154V25H155ZM179 24H182V22H181V23L179 22ZM194 24H195V22H194ZM212 24L215 25V23H211V25H212ZM234 24L238 26L239 23H238V24H237V23H234ZM20 25H22V24H20ZM20 25H18V26H20ZM25 25H24V26H25ZM43 25H44V24H43ZM48 25H47V26H48ZM55 25H56V24H55ZM58 25H59V24H57V26H58ZM60 25H61V24H60ZM77 25H78V24H77ZM77 25H76V26H77ZM81 25H83V24H81ZM93 25H94V24H93ZM98 25H99V24H98ZM103 25H102V26H103ZM107 25H108V24H107ZM111 25H109V27H110ZM117 25H116V26H117ZM124 25H125V23H124ZM124 25H123V26H124ZM128 25H129V23H128ZM128 25H127V27H129L130 29H131V27H132V28L134 27V26H132V25H131V26H128ZM156 25H157V24H156ZM166 25H167V24H166ZM166 25H165V26H166ZM190 25L192 26L191 23H190ZM199 25H200V24H199ZM208 25H209V27H210V24H208ZM216 25H217V22H216ZM225 25H226V24H225ZM1 26H2V25H1ZM16 26H17V25H16ZM31 26H32V25H31ZM51 26H49V27H51ZM57 26H56V27H57ZM100 26H101V25H100ZM100 26H99V27H100ZM102 26H101V27H102ZM123 26H121V29H120V30H122ZM137 26H138V25H137ZM141 26H142V25H141ZM145 26H146V29L149 27V26H147V25H145ZM150 26H151V25H150ZM172 26H173V25H172ZM178 26H179V25H178ZM186 26H187V25H186ZM186 26H183V25H182L183 29H185V31H188V30H186ZM201 26H202V25H201ZM201 26H199V27H201ZM228 26H229V25H228ZM232 26H233V24H232ZM232 26H231V27H232ZM254 26H256V25H254ZM22 27H23V26H22ZM29 27H30V26H29ZM33 27H34V26H33ZM33 27H32V28H33ZM59 27H61V26H59ZM87 27H89V26H87ZM90 27H91V26H90ZM93 27H94V26H93ZM93 27H91V28H93ZM99 27H98V28H99ZM111 27H112V26H111ZM111 27H110V28H111ZM139 27H140V26H139ZM139 27H137L138 30L140 29ZM166 27H167V26H166ZM166 27H165V28H166ZM174 27H175V26H174ZM202 27L204 28L205 25L202 26ZM209 27L207 26V28H209ZM263 27H264V26H263ZM1 28H2V27H1ZM23 28H24V27H23ZM57 28H58V27H57ZM57 28H55V29H57ZM62 28H64V27H62ZM91 28H90V30H91V32H92V29H91ZM102 28H103V27H102ZM104 28H105V27H104ZM104 28H103L102 30H104V31H105L104 33H106L107 29H104ZM119 28H120V27H119ZM141 28H143V31L145 30V29H144V26H142ZM157 28L159 29V27H157ZM161 28H162V27H161ZM177 28H179V31H181L180 33H183V29L181 28L182 30H180V26L177 27ZM188 28H189L190 34H189L188 32H187V33H188V35L190 36V35L192 34V33H191L190 26H189ZM194 28H195V29H193V28H192V29H193V30H196L197 27L194 26ZM207 28H206V31H207ZM218 28H219V26H218ZM218 28H215V29L218 30ZM226 28H227V27L225 26V29H226ZM229 28H230V26H229ZM234 28H235V27H234ZM236 28H237V27H236ZM261 28H262V26H261ZM2 29H3V28H2ZM46 29H47V28H46ZM48 29H49V28H48ZM55 29H53V30H55ZM67 29H68V27H67ZM67 29H66V30L64 29V31H65V32H66V31H69L71 28L69 27V29H68V30H67ZM94 29H95V28H93V30H94ZM114 29H116V30L119 31V29H117L116 27H114ZM135 29H136V27H135ZM154 29H156V26H155ZM166 29H167V28H166ZM170 29H171V28H169V30H170ZM204 29H205V28H204ZM210 29H211V27H210ZM215 29H214V30H215ZM257 29H258V28H257ZM0 30H1V29H0ZM5 30H6V29H5ZM5 30H3L2 32H5ZM8 30H9V29H7V31H8ZM19 30H20V29H19ZM62 30H63V29H62ZM82 30H83V29H82ZM95 30H96V29H95ZM95 30H94V31H95ZM102 30H100V31H102ZM124 30H125V28H124ZM167 30H168V29H167ZM175 30H177V29H175ZM193 30H192V32H193ZM200 30H201V29H200ZM212 30H213V28H212ZM253 30H254V32L256 33L257 30H256V31H255V29H253ZM258 30H259V29H258ZM10 31H11V30H10ZM43 31H44V30H43ZM126 31H127V29H126ZM133 31L135 32V30H133ZM140 31H142V30H140ZM145 31H146V30H145ZM151 31H152V29H151ZM156 31L158 32L157 29H156ZM160 31H161V30H160ZM162 31H163V30H162ZM162 31H161V32H162ZM177 31H178V30H177ZM197 31H198V29H197ZM225 31H226V30H225ZM230 31H232V30H230ZM230 31L227 30V31H226L227 34H229V33L232 34V32L234 33V31H232V32H230ZM262 31H263V30H262ZM8 32H9V31H8ZM21 32H23L22 29H21ZM44 32H45V31H44ZM49 32H50V31H49ZM49 32H48V33H49ZM51 32H52V31H51ZM51 32H50V33H51ZM55 32L57 33V30H55ZM55 32H54V33L52 32V33L54 34L53 36H55ZM61 32H62V34L65 33V32L63 33V31H61ZM73 32H74V31H73ZM75 32H76V31H75ZM84 32H85V29H84ZM95 32H96V31H95ZM98 32H99V30H97V34L103 33V32H100V33H98ZM108 32H109V33H108V36H109L110 31L108 30ZM115 32H117V31H115ZM128 32H129V29H128ZM136 32H139V31H136ZM147 32H148V29H147ZM149 32H150V31H149ZM149 32H148V33H149ZM169 32H170V31H169ZM172 32H173V31H172ZM198 32H199V34H200V31H198ZM203 32H205V31H203ZM203 32L201 31V33H203ZM211 32H212V34H213L215 31H214V32L211 31ZM222 32H223V31H222ZM228 32H229V33H228ZM254 32H253V33H254ZM259 32H260V31H259ZM26 33H27V32H25L24 34L26 35ZM66 33H68V32H66ZM77 33H78V32H77ZM92 33H93V32H92ZM104 33H103V34H104ZM119 33H120V31H119ZM123 33H124V32H123ZM123 33H121V34H123ZM131 33H132V32H131ZM140 33H141V32H140ZM158 33H159V32H158ZM158 33H157V35H158ZM165 33H166V32H165ZM165 33H163V34H161V35H164V36L167 35V33H166V34H165ZM174 33H176V31H175ZM185 33H186V32H185ZM185 33H184V34H185ZM193 33H195V32H193ZM205 33L208 34L209 32H205ZM216 33H217V32H216ZM253 33H252L251 38H252V40L254 39V40H255L254 42L257 44L258 41L256 42V39L258 40L259 38H253V36H254V37L257 36V35H255V34L253 35ZM261 33H262V32H261ZM24 34H23V35H24ZM42 34H43V36H44V33H42ZM58 34H59L58 37H60V36H61L60 33H58ZM69 34H71V32H69ZM103 34H101V35H103ZM111 34H112V32H111ZM134 34H135V33H134ZM141 34H143L144 36H146L144 33H141ZM141 34H140V35H141ZM146 34H147V33H146ZM155 34H156V32H155ZM170 34H171V33H170ZM184 34H183V35H184ZM212 34H211V35H212ZM231 34H230V35H231ZM234 34H235V33H234ZM244 34H242V35H244ZM257 34H258V33H257ZM0 35H1V34H0ZM25 35H24V36H25ZM27 35H28V34H27ZM32 35H33V34H32ZM46 35H48L49 38H50V35H51V34H50V35H49V34H45V36H46ZM64 35H67V34H64ZM72 35H73V34H72ZM76 35L78 36V34H76ZM85 35L87 36V34H85ZM95 35H96V34H95ZM112 35L114 36V32H113ZM125 35H126V34H124V37H125ZM127 35H129V34H127ZM131 35H132V34H131ZM131 35H129V36H131ZM135 35H137V34H135ZM135 35H134V36H135ZM147 35H148V34H147ZM149 35H150V33H149ZM149 35H148V37H149ZM159 35H160V34H159ZM174 35H176V34H174ZM177 35H178V33H177ZM177 35H176V36H177ZM181 35H182V34H181ZM183 35H182V36H183ZM188 35L185 36V37H187V38H189V39L191 40V39H192V37H191L192 35H191L190 37H188ZM194 35H197V34H194ZM194 35H193V38H196V37H194ZM205 35H206V34H205ZM209 35H210V34H208V36L206 35L207 37H206L205 39H202V38L205 37V36H202V35L200 34V36H199L200 38L198 37V38L200 39V41H199V40H198V41H199V42H203V44L206 45V43L209 42V41H206V43H205L204 41H205L207 38H208L207 40L210 39V38H209V37H210ZM230 35H229V36H230ZM236 35H237V34L233 35V37H234V36L236 37ZM238 35H240V34H238ZM247 35H248V34H247ZM262 35H263V34H262ZM13 36H14V35H13ZM67 36H68V35H67ZM77 36H75V37L77 38ZM79 36H80V35H79ZM79 36H78V37H79ZM97 36H98V35H97ZM117 36H118V35H117ZM117 36H115L114 39L117 38ZM137 36H139V34H138ZM155 36H156V35H155ZM164 36H163V37H164ZM167 36H168V35H167ZM176 36H175V37H176ZM178 36H180V34H179ZM178 36H177V38H178ZM182 36H180V38H178V39H180V41H175L177 38H176L175 40H173V41H175V42H180V43H181V40H183V39H182V38H183ZM212 36H214V35H212ZM212 36H211V39H213V40H210V42L214 41V40H215L214 38H215V36H217V35H215L214 38H212ZM223 36H224V35H223ZM248 36H249V35H248ZM248 36H247V38H250V36H249V37H248ZM0 37H1V36H0ZM2 37H3V36H2ZM8 37H9V35H8ZM8 37H7V38H8ZM28 37H29V35H28ZM30 37H32V36L30 35ZM33 37H34V35H33ZM33 37H32L31 39H33ZM64 37H65V36H64ZM69 37H70L69 40H73V39H72V38H73L72 36H69ZM69 37H68V38H69ZM75 37H74V38H75ZM90 37H91V35H90ZM94 37H95V36H94ZM105 37H107V34L105 35ZM156 37H157V36H156ZM158 37H160V36H158ZM169 37H170V36H169ZM172 37H173V36H172ZM181 37H182V38H181ZM235 37H234V41L238 38V37H236V38H235ZM239 37H240V36H239ZM261 37H262V36H261ZM4 38H5V37H4ZM13 38H14V37H13ZM16 38H17V37H16ZM26 38H27V36H26ZM34 38H35V37H34ZM60 38H61V37H60ZM62 38H63V37H62ZM68 38H67V39H68ZM80 38H83V37L80 36ZM109 38H110V36H109ZM111 38H112V36H111ZM111 38H110V39H111ZM125 38H127V37H125ZM129 38H131V37H129ZM129 38H128V40H129ZM132 38L134 39V37H132ZM139 38H140V37H139ZM146 38H147V37H146ZM153 38L156 39L155 37H153ZM161 38H162V36H161ZM161 38H160V39H161ZM164 38H165V37H164ZM166 38H167V37H166ZM187 38H186V39H187ZM219 38H220V39H223V38H221V35L219 36ZM230 38H231V36L228 37V38H226V39L229 40ZM242 38H243V37L238 38V39H241V40H242ZM245 38H246V37H244V39H245ZM251 38H250V39H251ZM31 39H30V41H31ZM39 39H40V37H39ZM46 39H47V38H46ZM50 39L52 40V37H51ZM57 39H58V38H57ZM85 39H86V38H85ZM112 39H113V38H112ZM118 39H119V38H118ZM137 39H138V38H137ZM137 39H136V37H135L134 40H137ZM142 39L144 40L145 38L142 36ZM147 39H148V38H147ZM149 39H150V38H149ZM154 39H153V40H154ZM169 39H171V37H170ZM169 39H168V40H169ZM186 39L184 38V40H186ZM201 39H202V40H201ZM216 39H218V38H216ZM238 39H237V40H238ZM9 40H10V39H9ZM9 40H8V41H9ZM11 40H12V39H11ZM17 40H18V39H15L14 41L16 42ZM21 40H22V39H21ZM25 40H26V39H25ZM25 40H23V41H25ZM61 40H62V39H61ZM63 40L65 41V38H64ZM77 40H78V38H77ZM100 40H101V38H100ZM103 40H104V39L102 38L101 42H103ZM138 40H139V39H138ZM162 40H163V39H162ZM164 40H166V39H164ZM164 40H163V41H164ZM203 40H204V41H203ZM241 40H240V41H241ZM261 40H262V39H261ZM12 41H13V40H12ZM23 41H22V42H23ZM64 41H63V42H64ZM74 41H75V40H74ZM105 41H106V40H105ZM115 41H118V40H115ZM120 41H122V40H119L118 44L120 43ZM129 41H131V39H130ZM139 41H141V39H140ZM139 41H136V43H138ZM146 41H147V40H146ZM151 41H152V40H151ZM169 41H170V40H169ZM169 41H167V45H169V44H168ZM171 41H172V40H171ZM171 41H170L169 43H171ZM193 41H195V40H193ZM217 41H218V40H217ZM222 41H223V40H222ZM224 41H226L225 38H224ZM224 41H223V42H224ZM229 41L231 42V41H233V40H229ZM229 41H227L228 44H229ZM242 41H243V40H242ZM250 41H251V40H250ZM15 42H11V45H12V43H15ZM17 42H19V41H17ZM38 42H39V41H38ZM75 42H77V41H75ZM83 42H84V40H83ZM88 42H89V39H88ZM88 42H87L86 44H88ZM107 42H108V40H107ZM107 42H105V43H107ZM147 42H148V41H147ZM161 42H162V41H161ZM182 42H183V41H182ZM214 42H216V41H214ZM237 42H238V41H237ZM244 42H246V41H244ZM244 42H243V43H244ZM263 42H264V40H263ZM263 42H261V43H263ZM41 43H42V42H41ZM65 43L68 44V43H70V42H65ZM71 43H74V42H71ZM71 43H70V44H71ZM77 43H78V42H77ZM91 43H92V42H91ZM142 43H144V42H142ZM142 43L140 42V44H142ZM154 43L157 45L156 40H155ZM173 43H174V42H173ZM184 43H190V42H184ZM192 43H193V42H192ZM217 43H218V42H217ZM221 43H222V42H220L219 45H221ZM247 43H249V41H248ZM252 43H253V42H252ZM255 43H254V44H255ZM261 43H260V44H261ZM2 44H3V43H2ZM15 44H16V43H15ZM21 44H23V43H19L17 46H20ZM42 44H43V43H42ZM42 44H41V46H42ZM67 44H66V47L68 46ZM74 44H76V43H74ZM86 44L84 43L83 45H86ZM118 44H117V45H118ZM121 44H122V43H121ZM132 44H133V42H132ZM150 44L152 45L151 42H150ZM150 44H149L150 47H147V48H146L148 51L151 50V45H150ZM155 44H153V46H154ZM159 44H160V43H159ZM165 44H166V42H165ZM175 44H177V43H175ZM181 44H183V43H181ZM190 44H191V43H190ZM195 44H196V41H195ZM195 44H194V45H195ZM201 44H202V43H201ZM201 44L197 43V45L200 46V49H197L199 46L196 47V48L194 47L195 50L197 49L196 52L193 51L194 54H196V53L198 52V50L201 51ZM223 44H224V43H223ZM226 44H227V43H226ZM231 44H233V43L231 42ZM236 44H240V43H236ZM260 44L257 45L259 48H261L260 46H262V44H261V45H260ZM4 45H5V44H4ZM4 45H3V46H4ZM61 45H62V44H61ZM61 45H60V46H61ZM72 45H73V44H72ZM95 45H96V44H95ZM109 45H110V44H109ZM133 45H135V44H133ZM144 45H146V42L144 43ZM161 45H163V42L161 43ZM167 45H166V46H167ZM183 45H184V44H183ZM192 45H193V44H192ZM194 45H193V46H194ZM211 45H212V44H211ZM215 45H216V44H215ZM219 45H217V46H219ZM240 45H241V44H240ZM247 45H249V44H247ZM259 45H260V46H259ZM14 46H15V45H14ZM14 46H13V47H14ZM64 46H65V45H64ZM96 46H97V45H96ZM98 46L100 47L99 44H98ZM106 46H107V45H106ZM112 46H113V45H112ZM119 46H120V44H119ZM123 46H125V45L123 44V45H122V48H124ZM136 46H138V44H137ZM142 46H143V45H141V46L139 45V47H141V48H142ZM175 46H176V45H175ZM177 46H179V45H177ZM177 46H176V47H177ZM180 46H181V45H180ZM180 46H179V49H180ZM185 46H186V45H185ZM195 46H196V45H195ZM202 46H203V45H202ZM207 46H209L208 43H207ZM207 46H205V47H207ZM225 46H226V45H225ZM229 46H230V45H228V47H229ZM245 46H246V45H244V47H245ZM251 46H252V45H250L249 47L251 48ZM254 46H255V45H254ZM257 46H256V47H257ZM263 46H264V45H263ZM6 47H7V46H6ZM38 47H39V46H38ZM42 47H43V46H42ZM57 47L59 48V46H57ZM61 47H63V46H61ZM78 47H80L79 44H78ZM84 47H85V46H84ZM84 47H83V48H84ZM89 47H90V46H89ZM109 47H110V46H109ZM109 47H107L108 50H109ZM113 47H115V44H114ZM155 47H158L157 49L160 50L159 47H161V46H158V45H157V46H155ZM155 47H153V48H154L153 50L156 51V48H155ZM169 47H171V46L169 45ZM182 47H184V46H182ZM205 47H202L203 50H204ZM209 47H210V46H209ZM212 47H213V46H212ZM219 47L222 48L221 46H219ZM235 47H236V45H235ZM249 47H248V50L250 51ZM15 48H16V47H15ZM22 48H25V47H22ZM63 48H64V47H63ZM67 48H68V47H67ZM69 48H70V47H69ZM85 48H86V47H85ZM111 48H112V47H111ZM120 48H121V46H120ZM128 48H129V46H128ZM128 48H127V50H128ZM133 48L136 49L135 47H133ZM148 48H149V49H148ZM163 48H164V47H163ZM173 48H174V47H173ZM184 48H185V47H184ZM190 48H192V46H191ZM210 48H211V47H210ZM220 48L217 47V49H219V51L221 50ZM229 48H230V47H229ZM237 48H238V50H239V47H237ZM241 48H242V47H241ZM241 48H240V49H241ZM245 48H246V47H245ZM259 48H257V51H256V52H260V51H258ZM262 48L264 49V47H262ZM32 49H33V48H32ZM64 49H66V48H64ZM90 49H91V47H90ZM113 49H114V48H113ZM124 49H125V48H124ZM134 49H133V50H134ZM142 49H144V48H142ZM146 49H145V51H146ZM161 49H162V48H161ZM177 49H178V48H177ZM177 49H176V50H177ZM205 49L208 50L209 48H208V49L205 48ZM222 49H223V48H222ZM227 49H228V48H227ZM2 50H3V49H2ZM14 50H15V49H14ZM16 50H17V49H16ZM24 50H25V49H24ZM41 50H42V48H41ZM67 50H68V49H67ZM88 50H89V48H88ZM121 50H122V49H121ZM127 50H126V51H127ZM162 50H163V49H162ZM164 50H165V49H164ZM164 50H163V51H164ZM166 50H169V49L166 48ZM181 50H182V49H181ZM186 50H187V49H186ZM242 50H243V48H242ZM251 50H252V48H251ZM259 50H260V49H259ZM261 50H262V49H261ZM3 51H4V50H3ZM17 51H18V50H17ZM38 51H40V50L38 49ZM58 51H59V50H58ZM63 51H65V50H63ZM69 51H70V50H69ZM89 51H90V50H89ZM89 51H88V52H89ZM100 51H102V50H100ZM123 51H124V53H126L125 55L127 56L128 53L125 52V50H123ZM134 51H136V50H134ZM155 51H154V52H155ZM179 51H180V50H179ZM179 51H178V54H179ZM182 51H183V50H182ZM200 51H199V54H201ZM217 51H218V50H217ZM226 51H227V50H226ZM232 51H233V50H232ZM235 51H236V50H235ZM249 51H248V52H249ZM6 52H7V51H6ZM8 52H9V51H8ZM42 52H43V51H42ZM70 52H71V51H70ZM72 52H73V51H72ZM81 52H82V51H81ZM86 52H87V51H86ZM86 52H84V53H86ZM88 52H87V53H88ZM91 52H92V51H91ZM102 52H104V51H102ZM109 52H110V50H109ZM109 52H108V53H109ZM114 52H115V51H114ZM117 52H118V51H117ZM117 52H116V53H117ZM121 52H122V51H120L119 53H121ZM132 52H133V51H132ZM132 52H131V53H132ZM166 52H167V51H166ZM171 52H172V50H171ZM188 52H189V50H188ZM207 52H210V50H209V51H206V53H207ZM221 52H223V51H221ZM224 52H225V47H224ZM228 52H229L230 54L232 53V52L229 51V50H228ZM236 52H237V51H236ZM12 53H13V52H12ZM12 53H11V54H12ZM54 53H55V52H54ZM77 53H78V52H77ZM79 53H80V52H79ZM87 53H86V54H87ZM96 53H97V52H96ZM105 53H106V52H105ZM135 53H136V52H135ZM135 53L133 52L132 54H135ZM138 53H139V52H138ZM145 53H147V52H145ZM163 53H164V52H163ZM172 53H175V50H174ZM172 53H171V54H172ZM190 53H192V51H191ZM202 53H204V51H203ZM218 53H219V52H217V55L219 56L220 53H219V54H218ZM237 53H238V54H237ZM237 53L234 54V55H236V56H240V55H239V52H237ZM240 53H241V52H240ZM242 53H243V51H242ZM245 53H247V48H246V52H245ZM251 53L253 54V51H252ZM251 53H250V54H251ZM16 54H17V52H16ZM92 54H94V53H92ZM113 54H114V53L112 52V53L110 54V56L112 55V57H113ZM136 54H137V53H136ZM136 54H135V55H136ZM150 54H152V53H150ZM154 54H155V53H154ZM154 54H152V55L154 56ZM156 54H157V53H156ZM165 54H166V53H165ZM182 54H183V53H182ZM182 54H181V55H182ZM194 54H189V56H192V55H193V58H194V57H195ZM224 54H225V53H224ZM226 54H228V53H226ZM243 54H244V53H243ZM260 54H261V52L259 53V55H260ZM3 55H4V54H3ZM12 55H14V54H12ZM42 55H43V54H42ZM80 55H81V53H80ZM106 55H107V54H106ZM123 55H124V54H123ZM123 55H122V56H123ZM135 55H134V56H135ZM140 55H141V54H140ZM147 55H149V52H148ZM147 55H146V56H147ZM161 55H162V54H161ZM176 55H177V54H176ZM184 55H186V54H184ZM187 55H188V54H187ZM187 55H186V56H187ZM204 55H205V53H204ZM211 55H212V54H211ZM222 55H223V54H222ZM222 55L220 54L221 57H222ZM234 55L232 54V56H234ZM247 55H248V54H247ZM259 55H257V56H259ZM261 55H262V54H261ZM261 55L259 56V58L261 57ZM55 56H56V54H55ZM57 56H58V55H57ZM72 56H73V55H72ZM85 56H86V55H85ZM89 56H90V52H89L88 57H89ZM94 56H95V54H94ZM115 56H116V55H115ZM118 56H119V54H118ZM118 56H116V58H117ZM134 56H131V54H130V57H132V60H133V61H134V60L137 61L138 59H137L136 57H138V55H136V57H134ZM141 56H142V55H141ZM149 56L151 57V55H149ZM149 56H148V58H149ZM166 56H167V54H166ZM178 56H179V55H178ZM189 56H187V58H192V57H189ZM197 56H198V55H197ZM218 56H217L215 59H217ZM224 56H226V55H224ZM224 56H223V58H224ZM245 56H246V55H245ZM249 56H250V55H249ZM253 56H254V55H253ZM253 56H252V57H253ZM262 56H263V55H262ZM7 57H8V56H7ZM9 57H10V56H9ZM58 57H59V56H58ZM58 57H57V59H59ZM70 57H71V56H70ZM97 57H98V56H97ZM108 57H109V56H108ZM130 57H129V58H130ZM142 57H143V56H142ZM142 57H140V58H142ZM155 57H156V56H155ZM159 57H162V56H160V52H159V56H157V58H159ZM176 57H177V56H176ZM179 57H181V56H179ZM199 57H200V56H199ZM204 57H205V56H204ZM212 57H213V56H212ZM212 57H210V58H212ZM226 57L228 58V57H230V56H226ZM226 57H225V58H226ZM17 58H19V57H17ZM66 58H67V57H66ZM86 58H87V57H86ZM89 58H90V57H89ZM89 58H88V59H89ZM93 58H94V57H93ZM93 58H91V59H93ZM100 58H101V57H100ZM100 58H99V59H100ZM103 58L105 59V57H103ZM114 58H115V57H114ZM118 58H119V57H118ZM133 58H135V59H133ZM140 58H139V60H140ZM153 58H154V57H153ZM164 58H165V57H164ZM196 58H197V57H196ZM223 58L221 59L222 62H223ZM227 58H226V59H227ZM235 58H236V57H235ZM243 58H244V56H243ZM27 59H28V58H27ZM94 59H95V58H94ZM99 59H98V60H99ZM104 59H103V60H104ZM106 59H107V58H106ZM109 59H110V58H109ZM122 59H123V58L121 57V60H122ZM127 59H128V56H127ZM143 59H144V57H143ZM159 59H160V58H159ZM159 59H156V58H155V61H156V60H159ZM166 59H167V57H166ZM169 59H170V57H169ZM169 59H167V60H169ZM171 59H172V58H171ZM175 59H176V58H175ZM178 59H180V58H178ZM185 59H186V58H185ZM197 59H198V58H197ZM197 59H194V60H196V62H197ZM200 59H203V57L200 58ZM205 59H207V56L205 57ZM205 59H203V60L205 61ZM208 59H209V55H208ZM208 59H207V61H208ZM212 59H213V58H212ZM229 59H230V58H229ZM229 59H228V60H229ZM238 59H239V57H238ZM240 59H241V58H240ZM251 59H252V58H251ZM253 59H254V60H253ZM253 59H252V61H256L255 56H254ZM261 59H262V58H261ZM263 59H264V57H263ZM2 60H3V59H2ZM15 60H16V59H15ZM18 60H19V59H18ZM55 60H56V59H55ZM68 60L70 61L69 58H68ZM96 60H97V59H96ZM107 60H108V59H107ZM123 60H124V59H123ZM123 60H122V61H123ZM139 60H138V61H139ZM148 60H149V59H148ZM148 60H146V58H145V61H148ZM161 60H162V58H161ZM187 60H188V59H187ZM210 60H211V59H210ZM210 60H209V61H210ZM233 60H234V58H233ZM6 61H7V60H6ZM13 61H14V60H13ZM16 61H17V60H16ZM32 61H33V60H32ZM62 61H63V60L61 59V62H62ZM65 61L68 62L67 59H66ZM65 61H64V62H65ZM71 61H72V60H71ZM71 61H70V62H71ZM83 61H84V60H83ZM94 61H95V60H94ZM119 61H120V59H119ZM126 61H127V60H126ZM135 61H134V62H135ZM140 61H141V60H140ZM151 61H152V59H151ZM153 61H154V59H153ZM153 61H152V62H153ZM171 61H172V60H171ZM176 61H177V60H176ZM176 61H175V62H176ZM190 61H191V60H190ZM190 61H189L190 66H191L193 63H194V65L196 64L194 61H193V63H191ZM200 61H202V60H200ZM235 61H237V60H235ZM246 61H247V63H248L249 59L246 60ZM261 61H262V60H261ZM23 62H24V61H23ZM26 62H27V61H26ZM26 62H25V63H26ZM34 62H35V61H33V63H34ZM56 62H57V60H56ZM58 62H59V61H58ZM64 62H62V63H64ZM81 62H82V61H81ZM86 62H87V61H86ZM98 62H99V61H98ZM103 62H104V61H103ZM108 62H109V61H108ZM108 62H107V63H108ZM115 62H116V61H114V63H115ZM117 62H118V61H117ZM117 62H116V63H117ZM127 62H128V61H127ZM127 62H126V64H127ZM134 62L131 61V63H132L133 65H134ZM148 62L150 63L149 65H152V62H150V61H148ZM148 62H147V63H148ZM163 62H164V60H163ZM165 62H166V61H165ZM165 62H164V64H165ZM178 62H179V61H178ZM184 62H185V61H184ZM214 62H215V61H214ZM220 62H221V61H220ZM225 62H227V64H228V61H225V59H224V64H226ZM229 62H230V60H229ZM231 62H234V61H231ZM6 63H7V62H6ZM8 63H9V62H8ZM25 63H24V65H25ZM28 63H29V62H28ZM31 63H32V62H31ZM62 63H59V64H62ZM76 63H77V62H75V63L73 62V64H76ZM82 63L85 64V61L82 62ZM100 63H102V62H100ZM107 63H106V64H107ZM118 63H119V62H118ZM153 63H155V62H153ZM171 63H172V62H171ZM176 63H177V62H176ZM176 63H174V64H176ZM198 63H199V62H198ZM201 63H202V62H201ZM201 63H200V64H201ZM210 63H211V62H209V64H208L209 66L211 65ZM212 63H213V61H212ZM217 63H218V61H216V64H217ZM236 63H238V61H237ZM250 63H251V62H250ZM254 63H255V62H254ZM254 63H253V64H254ZM259 63H260V62H259ZM261 63H262V62H261ZM261 63H260V64H261ZM263 63H264V62H263ZM26 64H27V63H26ZM35 64L38 65L36 62H35ZM65 64L68 65L69 63H68V64L65 63ZM73 64L70 63V65H72V66H73ZM77 64H78V63H77ZM87 64H88V62H87ZM120 64H121V62H120ZM122 64H123V62H122ZM122 64H121V65H122ZM135 64L138 65V63H136V62H135ZM159 64L161 65L160 67H164V66H165V65L162 66V64L158 62V65H159ZM168 64H169V63H168ZM172 64H173V63H172ZM178 64H179V63H178ZM203 64L205 65V62H204ZM203 64H202V66H203ZM213 64H214V63H213ZM220 64H221V63H220ZM220 64H219V65H220ZM231 64L233 65V67L230 66V69L235 67V66H234L235 64H233V63H231ZM239 64H240V63H239ZM18 65H19V62H18ZM21 65H22V64H21ZM70 65H69V66H70ZM81 65H82V64H81ZM97 65H98V64H97ZM121 65H119V66H121ZM139 65H140V64H139ZM153 65H154V64H153ZM166 65H167V62H166ZM182 65H183V66L181 67V68H182V72H181V74L183 73V68H185V70H186V67H187V66L184 67V64H182ZM187 65H189V64H187ZM194 65H193L192 67H194ZM214 65H215V64H214ZM214 65H213V66H214ZM217 65H218V64H217ZM228 65H229V64H228ZM256 65H257V64L255 63V66H256ZM263 65H264V64H263ZM11 66H13V64H11ZM22 66H23V65H22ZM29 66L31 67V65H29ZM56 66L58 67L59 65L56 64ZM64 66H65V65H64ZM64 66H59V67H60V68L63 67V69L65 70L66 67L64 68ZM78 66H79V65H78ZM78 66H75V67L73 66V67H74V69H77ZM92 66H93V65H92ZM92 66H91V68H92ZM98 66H101V65L99 64ZM104 66H105V65H104ZM113 66H114V65H113ZM123 66L125 67V64H123ZM123 66H121V68H123ZM140 66L144 67L142 64H141ZM145 66L147 67L146 64H145ZM168 66H169V65H168ZM190 66H189V67H190ZM196 66H199V65L197 64V65H195V67H196ZM200 66H201V65H200ZM221 66H222V65H221ZM253 66H254V65H253ZM258 66H259V65H258ZM258 66H256V69H257ZM2 67H3V66H2ZM8 67H9V66H8ZM27 67H28V65L26 66V68H27ZM36 67H37V66H36ZM42 67H43L42 69L44 70V66H42ZM76 67H77V68H76ZM81 67H82V66H81ZM110 67H111V66H110ZM133 67H134V66H133ZM133 67H131V69H132ZM137 67H138V66H137ZM155 67H156V66H155ZM157 67H159V66H157ZM174 67H175V66H174ZM178 67H179V65H178ZM224 67H225V69H224ZM227 67H229V66H224V65H223L221 68L224 69V70H226V69H228ZM243 67H244V66H243ZM5 68H6V67H5ZM9 68H11V67H9ZM39 68H40V67H39ZM60 68H59V70H60ZM96 68H97V67H96ZM125 68H126V67H125ZM128 68H129V64H128ZM140 68H141V67H140ZM199 68H203V67H199ZM204 68H206V66H204ZM215 68H216V67H215ZM235 68H237V67H235ZM235 68H234V69H235ZM2 69H4V68H2ZM18 69H19V68H18ZM22 69L24 70V68H22ZM33 69H35V68H33ZM42 69H40V70H42ZM78 69H80V67H79ZM78 69H77V70H78ZM85 69H86V67H85ZM88 69H89V67H87V70H88ZM92 69H93V68H92ZM105 69H106V68H105ZM133 69H134V68H133ZM133 69H132V70H133ZM135 69H136V68H135ZM135 69H134V70H135ZM142 69H143V68H142ZM145 69H147V68H145ZM148 69H149V68H148ZM151 69H152V68H150L149 70H146V71H149V73L152 74L151 71H150ZM154 69H156V68H154ZM160 69H161V68H160ZM160 69H159V70H160ZM174 69H175V68H174ZM177 69H178V68H177ZM179 69H180V68H179ZM187 69H188V68H187ZM197 69H198V68H197ZM207 69H208V67H207ZM209 69H211L210 71L212 72L213 69L210 68V67H209ZM219 69H220V68H219ZM222 69H221V70H222ZM230 69L227 70V71H229V73H230ZM234 69H233V70H234ZM238 69H239V68H238ZM241 69H242V68H241ZM254 69H255V68H254ZM258 69H259V67H258ZM262 69H263V68H262ZM5 70H6V69H4V71H5ZM11 70H12V68H11ZM36 70H37V69H36ZM81 70H82V69H81ZM83 70H84V69H83ZM87 70H85V71L87 72ZM89 70H90V69H89ZM113 70H114V69H113ZM116 70H117V69H116ZM120 70H121V69H120ZM123 70H124V69H123ZM126 70H127V69H125V71H126ZM163 70L165 71V69H163ZM168 70H172V68H171V69H168ZM188 70H191V68L188 69ZM192 70H195V69H192ZM192 70H191V71H192ZM200 70L202 71V69H200ZM200 70H199V71H200ZM204 70H205V69H203V72H204ZM224 70H223V71H224ZM235 70H236V69H235ZM13 71H18V70H17V69H13ZM37 71H39V70H37ZM56 71H57V69H56ZM71 71H74V70H71ZM71 71H67V72H69L68 74H70ZM110 71H112V70H110ZM114 71H115V70H114ZM121 71H122V70H121ZM137 71H139V70H137ZM155 71H156V74H158L157 72H159V71H157V69H156ZM177 71H178V70H177ZM196 71H197V70H196ZM199 71H198V72H199ZM231 71H232V70H231ZM244 71H245V69H244ZM244 71H242L241 73H243ZM248 71H250V68H249V70L247 69L246 74H245V75L243 74V75L246 76V75L248 74ZM253 71H255V70H253ZM6 72H7V73H6ZM6 72H5L4 74L6 75V77H7V81H8L9 78H12L13 73H12L11 71H6ZM20 72H21V71H20ZM24 72H25V71H24ZM26 72H28V69L26 70ZM29 72H30V71H29ZM29 72H28V73H29ZM34 72L36 73V71H34ZM39 72H40V71H39ZM42 72H44V71H42ZM42 72H41V74H42ZM45 72H46V74L49 73V72L47 73V71H45ZM57 72H59V71H57ZM61 72H63V71L61 70ZM74 72H75V71H74ZM79 72H80V71H79ZM79 72H78V74H79ZM90 72H92V71H90ZM117 72H118V71H117ZM117 72H116V73H117ZM152 72L154 73V70H153V69H152ZM160 72H161V71H160ZM160 72H159V73H160ZM168 72H169V71H168ZM170 72H171V74L173 73L172 71H170ZM174 72H175V71H174ZM179 72H180V70H179ZM179 72H178V74L180 75ZM186 72H187V71H186ZM192 72H193V71H192ZM203 72H202V73H203ZM207 72H209V70H207ZM224 72H226V71H224ZM232 72H233V71H232ZM232 72H231V73H232ZM238 72H239V74H240V71L237 70V72H236L237 75H239ZM257 72H260V71L257 70L256 73H257ZM263 72H264V71H263ZM17 73H18V72H17ZM28 73H26V74H28ZM52 73H53V72H52ZM52 73H50V75H51ZM64 73H65V72H64ZM72 73H73V72H72ZM75 73L77 74V72H75ZM75 73H74V74H75ZM81 73H82V76H83V75H84V74H83L84 72L82 71ZM81 73H80V74H81ZM104 73H107V72L104 71L103 74H104ZM128 73H129V72H128ZM128 73H127V74H128ZM135 73H136V72H135ZM138 73L141 74V73H143V72H141V70H140V72H137V75H138ZM145 73L148 74V75L145 76V77H146L145 79H147L148 82H152L153 84L156 83V82L158 81V79H159L161 76H162V78H163V75H162L163 72L160 73L161 75L159 74L160 77H159V78L157 77L158 79L155 78V76H154L155 73H154L153 76H151V77H154V79H152V80H153V81H154L155 79H157V80L153 82V81L151 80V77L149 76V73H148V72H145ZM187 73L190 74L189 71H188ZM199 73H201V72H199ZM212 73H213V75H214V72H212ZM217 73H219V71H218ZM229 73H228V74H229ZM233 73H234V72H233ZM233 73H232L231 75H230V74H229V75L235 77L236 74H233ZM244 73H245V72H244ZM251 73H252V72H251ZM2 74H3V73H2ZM56 74H57V73H55L54 75H56ZM61 74H62V73H60V75H61ZM65 74H67V73H65ZM89 74H90V73L87 74V76H88V77H87V76H86V73H85L84 76H85L86 78H85V77H84V78H85V79L89 78ZM94 74H95V73H94ZM94 74H93V75H94ZM97 74H98V73H97ZM97 74H96V76H97ZM114 74H115V73H114ZM117 74H119V76H120L121 73L118 72ZM122 74H123V73H122ZM129 74H130V73H129ZM133 74H134V72H133ZM133 74H132V75H133ZM156 74H155V75H156ZM168 74H169L171 77H172V75H174V73H173L172 75H171L170 73H168ZM183 74H184L185 76H187L185 72H184ZM194 74L197 75L198 73H193L192 76H193ZM206 74H207V73H206ZM221 74H223V75H221ZM221 74H220V76H225V75H224L225 73L222 72ZM252 74H253V73H252ZM17 75H18V74H17ZM19 75H20V74H19ZM38 75L40 76V74H38ZM44 75H45V74H44ZM44 75H43V76H44ZM48 75H49V74H48ZM57 75L59 76V74H57ZM57 75H56V76H57ZM90 75H91V74H90ZM104 75H105V74H104ZM110 75H111V74H110ZM115 75H116V74H115ZM125 75H126V72H125ZM125 75H124V76L122 75L124 78H122V76H121V78L124 79V80H125ZM132 75H130V76H132ZM137 75H135V77H136ZM159 75H157V76H159ZM184 75H181V76H183V78H184V77H185ZM211 75H212V74H211ZM217 75H219V74H217ZM229 75H228V76H229ZM248 75H249V74H248ZM250 75H251V74H250ZM22 76H23V75H22ZM30 76H31V74H30ZM39 76H38V77H39ZM52 76H53V74H52ZM52 76H51V77H52ZM63 76H64V74H63ZM65 76L67 77L68 75H65ZM72 76H73V75H72ZM82 76L80 75V77H82ZM96 76H95V78H96ZM105 76H106V75H105ZM108 76H109V75H107L106 78H108ZM127 76H128V75H127ZM127 76H126L127 81H128V82H133V81H129V80H130V79L128 80V77H129V76H128V77H127ZM133 76H134V75H133ZM166 76H167V75H166ZM204 76H205V75H204ZM208 76H209V75H208ZM220 76H218V77H220ZM226 76H227V72H226ZM230 76H229V77H230ZM240 76H241V74H240ZM240 76H238V78H239ZM253 76L256 77V75H253ZM3 77H4V75H3ZM14 77H15V76H14ZM19 77H20V76H19ZM45 77L47 78L48 76H45ZM54 77H55V76H54ZM60 77H61V76H60ZM76 77H77V76H75V78H76ZM91 77L94 78L93 76H91ZM99 77H100V76H99ZM101 77H104V76L102 75ZM109 77H110V76H109ZM140 77H141V76H140ZM171 77H170V78H171ZM200 77H201V76H199V79H201L203 76H202L201 78H200ZM229 77H227V78H229ZM234 77H233V79L231 78V81H232V80H233V81H237V79L234 80ZM261 77H262V76H261ZM42 78H43V77H42ZM42 78H41V79H42ZM63 78H64V77H63ZM67 78H68V77H67ZM67 78H66V79H67ZM84 78H82V79L80 80V82L83 81V80H85ZM106 78H105V79H106ZM116 78H117V77H116ZM132 78H133V77H132ZM142 78L144 79V77H142ZM173 78H174V77H173ZM173 78H171V80H174ZM178 78H179V77H178ZM183 78H182V79H183ZM189 78H190V77H189ZM193 78H194V77H191V78H190V79H192V81H191V80H188V77L185 78V79H187V82L190 81V82L192 83L193 80H194ZM210 78H211V76H210ZM227 78H225V79H227ZM240 78H242V77H240ZM15 79H16V78H15ZM20 79H21V78H20ZM27 79H29V78H27ZM41 79H39V81H40ZM47 79L50 80V76H49V78H47ZM55 79H56V78H55ZM64 79H65V78H64ZM69 79H70V82H68ZM69 79L67 80V82L70 83V85H71V83L73 84V82H74L73 80H74V79L72 80L73 82H71V79H72V78H69ZM78 79H80V78L78 77ZM78 79H77V80H78ZM90 79H91V78H90ZM90 79H88V80H90ZM110 79H112V82H113L114 79L112 78V76L109 78V80H110ZM118 79H119V78H118ZM118 79H117V80H118ZM143 79H142V80H143ZM164 79H166V78H164ZM164 79H162V80L164 81ZM196 79H197V78H196ZM199 79H198V80H199ZM222 79H223V78H222ZM244 79L247 81V84H249V83H248L249 78H248V79L244 78ZM254 79H255V78H254ZM3 80H4V79H3ZM22 80H23V79H22ZM44 80H45L44 82L47 83V82H46L47 80H46V79H44ZM53 80H54V78H52V81H53ZM62 80H63V79H62ZM62 80H61V81H62ZM88 80H85V81H88ZM101 80H103V79H100L99 81H101ZM107 80H108V79H107ZM162 80H161V81H162ZM166 80H167V79H166ZM211 80H212V79H211ZM242 80H243V79H242ZM27 81H28V80H27ZM29 81H30V80H29ZM55 81H58V80H55ZM78 81H79V80H78ZM91 81H92V80H91ZM94 81H95V79H94ZM127 81H126V82H127ZM161 81H160V82H161ZM176 81L178 82L179 80H177V78H176ZM184 81H185V80H184ZM201 81H204V80H201ZM225 81H226V80H225ZM228 81H230V79H229ZM238 81H239V79H238ZM238 81H237V82H238ZM240 81H241V80H240ZM255 81H256V80H255ZM255 81H253V82H255ZM257 81H258V80H257ZM263 81H264V79H263ZM49 82H50V81H49ZM53 82H54V81H53ZM83 82H84V81H83ZM95 82H97V81H95ZM101 82H102V81H101ZM103 82H105V81L103 80ZM107 82H108V81H107ZM110 82H111V81H110ZM110 82H109V83H110ZM136 82H138V80H136ZM142 82H145V84H146L147 81H144V80H143ZM158 82H159V81H158ZM168 82H169V80H168ZM168 82H167V83H168ZM173 82H174V81H173ZM177 82H176V85H177ZM185 82H186V81H185ZM185 82H184V83H185ZM194 82H197V81H194ZM221 82H222V81H221ZM237 82H236V83H237ZM241 82H242V81H241ZM241 82H238V83L241 84ZM253 82H251V83H252L251 86L253 85ZM45 83H44V84H45ZM58 83H60V81H58ZM63 83L66 84L65 81H63ZM63 83H62V84H63ZM74 83H75V82H74ZM85 83H86V82H84V85H85ZM109 83H108V84H109ZM114 83H116V81H115ZM117 83H118V81H117ZM117 83H116V85H117ZM165 83H166V81H165ZM167 83H166V84H167ZM169 83H170V82H169ZM169 83H168V85H171V84H169ZM184 83L182 82V85H183ZM203 83H204V82H203ZM211 83H212V82H211ZM222 83H223V82H222ZM226 83H227V82H226ZM234 83H235V82H233L232 84H234ZM236 83H235V84H236ZM244 83H246V82H242L241 85H243ZM257 83H261V82L258 81ZM263 83H264V82H263ZM6 84H7V83H5L4 81H2V78H0V106H3V107H4V110H2V113L0 112V113H1V119H0V120H1V123H2V125L0 124V126H1V127H2V126L5 127V130H6V131L4 130V131H5L4 133L7 134V135L5 134V136H7V138L5 137V139H4V136H3V137H0V139H2V143L0 142V151H1L0 153H2L4 150L10 148V153H9V154H10V159H11V161H9V158L7 157V158H8V162H11V163H12L11 165H12L13 167H16V170H17L18 167H21V168H22V165H24V166L26 167V165H25V161H24V158H25V157L23 156V155H24L23 152L26 151V149L23 148V147L26 146L25 143H24L23 141H25V140H24V137L27 135L26 133H25L26 135H24V131H25L24 127L26 128L25 125H26V124H29V123H30V124H33L35 121H37V119H38V120H39V119L46 120V117H45L44 115H50V117H51V116H52L51 114H52L53 110L51 109V113L47 112V110H46V112H43L42 109L40 108V107H42V106H39L40 101H42V100H39V99H38L40 96L37 97L39 94H38L37 96L34 95V94H32V95L30 96L31 106H29V107H30V115H29L30 118H29V117H28V118L25 117L27 114L24 116V112L21 110V103H22V102H21V99H22L23 95L21 96V95H20L21 93L19 94V93H17V92H14L16 96H15L14 100L11 98V101H10V91H15L16 88L14 87L13 90L8 91V90H7V86H6ZM62 84H60V85H62ZM86 84H87V83H86ZM103 84H104V83H103ZM105 84H107V83H105ZM111 84H112V83H111ZM119 84H120V83H119ZM122 84H123V83H122ZM122 84H121V86H122ZM130 84H133V83H130ZM130 84H128V85H130ZM137 84H138V83H137ZM139 84H140V82H139ZM143 84H144V83H143ZM145 84H144V85H145ZM153 84L150 83V85H152V87H149V88H153V89H154V87H155L154 85H155V84H154V85H153ZM156 84H157V83H156ZM161 84H162V83H161ZM161 84H160V85H161ZM174 84H175V83H174ZM179 84H180V82H179ZM187 84H188V83H187ZM187 84H186V85H187ZM194 84H196V83H194ZM197 84H198V82H197ZM197 84H196V85H197ZM214 84H215V83H214ZM218 84H219V82H218ZM232 84H231V85H232ZM235 84H234V85H235ZM10 85H13V82H12V84H10ZM54 85H55V84H54ZM66 85L68 86V84H66ZM70 85H69V86H70ZM89 85H90V84H88V87H89ZM91 85H93V84H91ZM126 85H127V84H126ZM134 85H136V84L134 83ZM158 85H159V84H157V86H158ZM162 85H163V84H162ZM162 85H161L160 87H162ZM182 85H179L178 87H180V86H182ZM189 85H190V84H189ZM205 85H206V83H205ZM211 85H212V84H211ZM222 85H225V84H221V88L223 87ZM254 85L256 86V83H254ZM263 85H264V84H263ZM47 86H48V85H47ZM47 86H46V87H47ZM50 86H51V85H50ZM57 86H59V84H58ZM62 86H64V85H62ZM69 86H68V87H69ZM72 86H73V85H72ZM85 86H87V85H85ZM94 86H95V87H98V85H96V84H94L92 87L94 88ZM100 86H101V85H100ZM100 86H99V87H100ZM111 86H112V85H111ZM119 86H120V85H119ZM121 86H120V89L123 87V86H122V87H121ZM131 86L133 87V85H131ZM145 86H148V85H145ZM166 86H167V85H166ZM184 86H185V85H184ZM208 86H210V84H209ZM214 86H215V85H214ZM238 86H239V84H238ZM238 86L236 85L235 88H237ZM247 86H248V85H247ZM249 86H250V85H249ZM251 86H250V87H251ZM255 86H253V87L255 88ZM32 87H33V86H32ZM40 87H41V86H40ZM43 87H44V86H43ZM46 87H44V88H46ZM52 87H56V86H53V85H52V86H51V89H52ZM74 87H75V86H74ZM82 87H83L82 85H81V86L79 85L78 90H79V89L81 90ZM101 87H102V86H101ZM101 87H100V88H101ZM112 87H113V86H112ZM115 87H116V86H115ZM124 87H125V85H124ZM135 87H136V86H135ZM140 87H141V85H140ZM164 87H165V86H164ZM168 87H169V86H167V88L165 87V88H166V89H165L166 92H168V91H167ZM172 87H173V86H172ZM178 87L175 86V89L178 88ZM193 87H194V86H191V87L188 86V87H186V88H187V89H188V88H189V89L192 88V90H193V92H194L195 90L193 89ZM210 87L213 88V86H210ZM210 87H209V88H210ZM219 87H220V85H219ZM231 87H233L232 90L234 91V86L232 85ZM258 87H262V86H259V85H258ZM8 88H9V87H8ZM10 88H11V87H10ZM12 88H13V86H12ZM44 88H43V89H44ZM57 88H61V87L59 86V87H57ZM57 88H56V90H59V89H57ZM89 88L91 89V87H89ZM89 88H88V89H89ZM104 88H105V87H103V90H106V89H104ZM118 88H119V87H118ZM136 88H139V87H136ZM136 88H135V90L137 91V92H135L136 94H132L135 98H134V97H131V98L136 99V97L139 96V95H138V94H140V93H138L139 90L136 89ZM143 88H144V87H143ZM146 88H148V87H146ZM149 88H148V90H149ZM162 88H163V87H162ZM182 88H183V86H182ZM184 88H185V87H184ZM195 88H198V85H197ZM199 88H202V89H203L204 87H200V86H199ZM211 88H210V89H211ZM216 88H217V87H216ZM244 88H245V87H244ZM246 88H248V87H246ZM246 88H245V89H246ZM263 88H264V87H263ZM43 89H39V90L42 91ZM48 89H50V88L48 87ZM48 89L46 88V91H47ZM53 89H55V88H53ZM63 89H64V88H63ZM70 89H71V87H70ZM82 89H84V88H82ZM116 89H117V87H116ZM120 89H119V90H120ZM132 89H133V88H132ZM140 89H141V88H140ZM155 89H157V88L155 87ZM155 89H154V90L151 89V90L154 91V93L157 94V92H155V91H156ZM170 89H171V87H170ZM179 89H180V88H179ZM204 89H205V88H204ZM204 89L201 90V91L205 92ZM226 89H227V88H226ZM226 89H225V91H226ZM238 89H240V88H238ZM251 89H253V88H251ZM251 89H250V90H251ZM255 89H256V88H255ZM17 90H18V89H17ZM22 90H23V89H22ZM26 90H27V89H26ZM29 90H30V89H29ZM34 90H36V89H34ZM39 90H37V91H39ZM44 90H45V89H44ZM61 90H62V88H61ZM68 90H69V89H68ZM84 90H85V89H84ZM110 90H111V89H110ZM124 90H125V89H124ZM126 90H129V86H128V89L126 88ZM130 90H131V87H130ZM130 90H129L128 94L130 93ZM146 90H147V89H146ZM146 90H144L145 93L149 94L148 91L146 92ZM151 90H150V91H151ZM172 90L174 91V87H173V89H171V91H172ZM177 90H178V89H177ZM181 90H182V89H180V91H181ZM192 90H191V92H192ZM206 90H207V89H206ZM219 90H220V88H218L217 91H219ZM227 90H229V92L232 91L231 88H230V89H227ZM240 90H242V88H241ZM240 90H238V92H240ZM247 90H249V89L243 90V91H245V92H243V94H245V93L247 92V93H248L247 96L252 95V93L248 92ZM250 90H249V91H250ZM49 91H51V90H48L47 92L50 93ZM62 91H64V90H62ZM62 91H61V92H62ZM81 91H82V90H81ZM90 91H92V90H89V92H90ZM95 91H96V90H95ZM95 91L92 92V96H93V94H94ZM98 91H99V90H98ZM112 91L114 92V90H112ZM122 91H123V90H122ZM122 91H119V92H122ZM131 91H132V90H131ZM141 91H142V93L144 92L143 90H141ZM159 91H160V90H159ZM178 91H179V90H178ZM183 91H184V90H183ZM196 91H197V90H196ZM196 91H195V92H196ZM199 91H200V89H199ZM209 91H210V90H209ZM212 91H213V90H212ZM212 91H211V92H212ZM220 91H221V90H220ZM233 91H232V92H233ZM254 91H257V90H254ZM254 91H253V92H254ZM261 91H264V89L261 90ZM18 92H20V90H19ZM35 92H36V91H35ZM132 92H134V91H132ZM169 92H170V91H169ZM188 92H190V91H188ZM188 92L183 93V94H189ZM207 92H208V90H207ZM223 92H224V90H223ZM226 92H227V91H226ZM226 92H225V94H226ZM234 92H235V91H234ZM234 92H233V93H234ZM238 92H237V93H238ZM258 92L261 93L259 89H258ZM258 92H256V93H258ZM11 93H12V92H11ZM45 93H46V92H45ZM85 93H86V92H85ZM90 93H91V92H90ZM97 93H98V92H97ZM104 93L108 95V92L106 93V92L104 91ZM137 93H138V94H137ZM150 93H151V92H150ZM163 93H164V91H163ZM163 93H160V92L158 93V94H160L159 99H162L161 94H163ZM171 93H173V92H171ZM171 93H170V94H171ZM174 93H175V91H174ZM176 93L178 94V92H176ZM205 93H206V92H205ZM208 93L210 94V92H208ZM215 93H216V92H215ZM217 93H220V92H217ZM233 93H231L232 96H230V97H235L234 94H236V92H235L234 94H233ZM240 93H241V95H242V92H240ZM240 93H239V96H240ZM247 93H246V94H247ZM249 93H250V95H249ZM259 93H258L257 95H259ZM262 93H263V92H262ZM262 93H261L260 95H262ZM28 94L30 95L29 92H28ZM53 94H55V93H53ZM53 94H52V96H53ZM62 94H64V93H60L58 96L61 97L60 95H62ZM95 94H96V93H95ZM95 94H94V95H95ZM99 94H100V93H99ZM109 94H110V93H109ZM112 94H113V93H112ZM119 94H120V93H119ZM122 94H124V97H127V96H128V98H130L129 95H130L131 93H130L129 95L125 96V91H124V92H122ZM158 94H157V95H158ZM194 94H195V93H194ZM194 94H192V95H194ZM196 94H197V93H196ZM196 94H195V96H197ZM199 94H201V93L199 92V93H198V96H199ZM211 94H213V92H212ZM220 94H222V91H221ZM227 94L230 95L228 92H227ZM253 94H254V93H253ZM43 95H44V92H43ZM56 95H57V94H55V98H56ZM81 95H82V94H81ZM87 95H88V94H87ZM96 95H97V94H96ZM110 95H111V94H110ZM115 95H116V93H115ZM136 95H138V96H136ZM149 95H151V94H149ZM153 95H154V94H153ZM153 95H152V96H153ZM168 95H169V94H168ZM171 95L173 96V94H171ZM180 95H181V94H180ZM190 95H191V94H190ZM203 95H208V94H203ZM223 95H224V93H223ZM255 95H256V94H255ZM255 95H253V96H251V97H254ZM13 96H14V95H13ZM58 96H57V97H58ZM100 96H101V95H100ZM100 96H99V98H100ZM120 96H122V95H120ZM152 96H149V97H152ZM155 96H156V95L153 96L154 99H155ZM172 96H171V97H172ZM175 96H176V95H175ZM181 96H183V95H181ZM185 96H186V95H185ZM212 96H213V95H212ZM221 96H222V95H221ZM242 96H245V97H246V95H242ZM242 96H240V97H242ZM262 96H264V94H263ZM262 96H261V97H262ZM28 97H29V96H28ZM47 97H48V96H47ZM49 97H51V96L49 95ZM124 97H121V98H124ZM165 97H166V96H165ZM168 97H170V96H168ZM176 97H177V96H176ZM178 97H179V95H178ZM178 97H177V98H178ZM199 97H200V96H199ZM210 97H211V95H210ZM217 97H218V96H217ZM217 97H216V98H217ZM222 97H223V96H222ZM240 97H238V99H240ZM245 97H244V99H246ZM251 97H249V100L251 99ZM255 97H256V96H255ZM23 98H25V97H23ZM26 98H27V97H26ZM62 98H64V97H62ZM88 98H89V97H88ZM115 98H117V97H115ZM140 98H141V97H140ZM140 98H139V99H140ZM186 98H187V97H186ZM186 98H184V96H183V100L186 99ZM190 98H191V99H192V98L194 99V97H192V96H191ZM200 98H201V97H200ZM200 98H199V100H200ZM203 98H204V97H203ZM212 98H215V97H211V99H212ZM257 98H258L257 100H259V97H257ZM40 99H41V98H40ZM42 99H43V98H42ZM64 99H65V98H64ZM93 99L95 100V97H94V96H93ZM100 99H101V98H100ZM111 99H113V97H112ZM117 99H118V98H117ZM126 99H127V98H126ZM126 99L124 98V100H125V104H127V103H126V102H127ZM139 99H138V100H139ZM152 99H153V98H152ZM159 99H157V101H158ZM169 99H170V98H168V100H169ZM173 99H174V100H173ZM173 99H172L173 101H176V100H177V99H175V98H173ZM178 99H181V98H178ZM196 99H198V97H196ZM208 99H210L209 96H208ZM211 99H210V100H211ZM219 99H220V98H219ZM227 99H228V98H227ZM231 99H233V98H231ZM234 99H235V98H234ZM234 99H233V102L236 101V99H235V100H234ZM247 99H248V98H247ZM247 99H246V100H247ZM260 99H261V98H260ZM12 100H13V101H12ZM28 100H29V98H28ZM44 100H45V99H44ZM54 100L57 102V99H54ZM58 100H59V99H58ZM67 100H68V99H67ZM86 100H87V101H88V100L90 101V99H86ZM97 100H98V99H97ZM105 100H107V99H105ZM118 100H119V99H118ZM127 100H128V99H127ZM130 100L132 101L133 99H130ZM136 100H137V99H136ZM138 100H137V101H138ZM140 100H141V99H140ZM149 100H150V98H149ZM165 100H167V99H165ZM165 100L163 99L162 101H165ZM170 100H171V99H170ZM181 100H182V99H181ZM188 100H189V102H190V99H188ZM222 100H225V98L222 99ZM229 100H230V98H229ZM241 100L244 101L243 99H241ZM249 100H248V102H249ZM254 100H255V99H254ZM22 101H25V100L22 99ZM50 101H51V99H50ZM65 101H66V100H65ZM75 101H76V100H75ZM79 101H81V100H79ZM100 101H101V100H99V102H100ZM121 101H123V100H121ZM131 101H130V102H131ZM154 101H155V100H154ZM173 101L171 102V105H172ZM185 101H186V100H185ZM200 101H201V100H200ZM202 101H203V100H202ZM204 101H205V103H207V102H206L207 100H204ZM212 101H214V100L212 99ZM215 101H216V100H215ZM225 101H226V100H225ZM230 101H231V100H230ZM237 101H239V100H237ZM250 101H251V100H250ZM263 101H264V100H263ZM38 102H39V103H38ZM42 102H44V101H42ZM51 102H52V101H51ZM94 102L96 103V101H94ZM101 102L103 103V101H101ZM132 102H133V101H132ZM132 102H131V103H132ZM159 102H160V101H158V103H159ZM208 102L211 103V101H208ZM219 102H220V101H219ZM219 102H218V101H217L216 103L214 102V104H216L217 107H218ZM222 102H223V101H222ZM226 102H227V101H226ZM245 102H246V101H245ZM245 102H244V103H245ZM248 102H247V103H248ZM251 102H254V101H251ZM251 102H250V103H251ZM255 102H258V101H255ZM259 102H260V101H259ZM26 103H28V102L26 101ZM45 103H47V101H45ZM57 103H58V102H57ZM85 103L88 104L86 101H85ZM117 103H118V102H117ZM119 103H120V102H119ZM121 103H123L122 105H125L124 102H121ZM137 103H138V102H137ZM141 103H142V101H141ZM155 103H156V102H155ZM155 103H153V104H155ZM168 103H170V102L168 101ZM174 103H177V102H174ZM184 103H186V106H187L188 109H189V107H190L189 105H190V104H189V105L187 104L188 101H186V102H184ZM196 103H197V102H196ZM196 103H195V105H196ZM217 103H218V104H217ZM229 103H232V101L229 102ZM240 103H241V102H240ZM240 103H238V104H240ZM250 103H249V104H250ZM29 104H30V103H29ZM43 104H44V103H43ZM53 104H54V103H53ZM92 104H93V103H92ZM97 104H99V103H97ZM97 104H96V105H97ZM128 104H129V101H128ZM128 104H127V105H128ZM147 104L149 105L150 103L147 102ZM160 104H161V102L159 103V105H160ZM165 104H166V103H165ZM180 104H181V102H180ZM226 104L228 105V103H226ZM226 104L223 103V105L227 106ZM232 104H233V107H234V106L236 107V105H235L236 103H232ZM249 104H248V105L246 104V105L249 106ZM262 104H263V103L261 102V105H262ZM23 105H25V104H23ZM27 105H28V104H27ZM78 105H79V104H78ZM83 105H85V104H83ZM103 105H104V104H103ZM109 105H110V104H109ZM109 105H107V107H108ZM116 105H117V104H116ZM118 105H120V104H118ZM161 105H163V103H162ZM161 105H160V106H161ZM175 105H178V106H179V104H175ZM200 105H203V104L201 103ZM207 105H208V103H207ZM207 105H206V106H207ZM212 105H213V104H212ZM216 105H215V106H216ZM221 105H222V104H221ZM223 105H222V106H223ZM229 105H230V104H229ZM246 105H243V106H242L243 108H242V107H240V108H242V110H243V109L246 107ZM251 105H252V108H253L254 105H255L254 107L257 108V107H256L257 105H256L255 103H254V104L252 103ZM45 106H46V104H45ZM64 106H65V103H64ZM88 106H89V105H88ZM91 106H92V105H91ZM110 106H111V105H110ZM114 106H115V105H113V106H111V107H109V108L112 109ZM130 106H133V105H130ZM134 106H136L135 103H134ZM141 106L143 107V105H141ZM141 106H140V107L137 106V108H138V109H139V108H142ZM144 106H145V105H144ZM146 106H147V105H146ZM149 106H150V105H149ZM156 106H158V104H157ZM172 106H173V105H172ZM184 106H185V105H184ZM206 106H205V107H206ZM213 106H214V105H213ZM219 106H220V105H219ZM222 106H220L221 109H222ZM239 106H240V105H239ZM244 106H245V107H244ZM29 107H28V108H29ZM59 107H60V106H59ZM66 107H67V106H66ZM71 107H72V106H71ZM78 107H79V106H78ZM78 107H77V108H78ZM83 107H84V106H83ZM83 107H81V108L83 109ZM102 107H103V110H104L105 107H106V105H105V106H102ZM102 107H101V108H102ZM118 107H119V106H118ZM122 107H123V106H122ZM127 107L129 108V105H128ZM147 107H148V106H147ZM147 107H146V108H147ZM173 107H174V106H173ZM173 107H172V109H173ZM175 107H176V106H175ZM196 107H197V106H196ZM209 107H210V106H209ZM211 107H212V106H211ZM258 107L260 108V105H258ZM263 107H264V106H263ZM28 108H25V109H26V112H28ZM69 108H70V107H69ZM73 108H74V106H73ZM73 108H71V109H73ZM77 108H75V109H73V110L76 111ZM86 108H87V107H86ZM92 108H93V107H92ZM114 108H116V106H115ZM114 108H113V109H114ZM120 108H121V105H120ZM123 108H124V107H123ZM157 108H159V107H157ZM163 108H164V107H162L161 110H163ZM180 108H182V107H180ZM190 108L192 109V107H190ZM223 108H224V107H223ZM231 108H232V107H231ZM231 108H230V109L228 108V109H229V110H232ZM237 108H238V106H237ZM240 108H239V109H240ZM246 108H248V107H246ZM66 109H67V108H66ZM79 109H80V108H79ZM96 109H97V108H96ZM96 109H94V110H96ZM106 109H107V108H106ZM113 109H112V110H113ZM135 109H136V108H135ZM143 109H144V108H143ZM177 109H178V108H177ZM177 109H175V110H177ZM191 109H189V110H191ZM195 109H197V108H195ZM207 109H208V108H207ZM212 109H213V108H212ZM212 109L210 108L211 111H213ZM214 109L217 110L218 108L215 107ZM233 109L235 110V112L239 111V110H236L235 108H233ZM260 109H261V108H260ZM44 110H45V109H44ZM69 110H70V109H69ZM83 110H84V109H83ZM86 110H88V109H86ZM86 110H85V113H87ZM89 110H90V111H91V110L93 111V109H89ZM103 110H102V111H103ZM109 110H110V109H109ZM112 110H110V112H111ZM117 110H118V109H117ZM117 110H116V113H117ZM120 110H124V109H120ZM145 110H146V109H145ZM151 110H152V109H151ZM155 110H156V109H155ZM161 110H158V109H157L156 111H161ZM178 110H179V109H178ZM178 110H177V111H178ZM184 110H185V109H183L182 111H180V113L183 112ZM192 110H193V109H192ZM199 110H200V109H199ZM199 110H198V113H199ZM202 110L206 111L205 109H202V108H201L200 111H202ZM210 110H209V111H210ZM218 110H220V109H218ZM229 110L227 111V108H226V111H227V113H226L225 108H224V111L222 110L221 113L223 112V113H226V114H229V115H230ZM244 110H245V109H244ZM256 110H257V109H256ZM256 110H255L254 108L252 109V111H256ZM55 111H56V110H55ZM102 111H101V112H102ZM114 111H115V109H114L112 112H114ZM127 111H128V110H127ZM133 111H134V110H133ZM140 111H141V110H140ZM152 111H154V110H152ZM156 111H155V112H156ZM185 111H187V110H185ZM194 111H195V110H193L192 112H194ZM257 111H258V110H257ZM260 111H261V110H260ZM22 112H23V113H22ZM59 112H60V111L58 110V112H57L58 115H59ZM77 112L81 114V110H80V112H79V110H78ZM99 112H100V111H99ZM110 112L108 111L107 114H110ZM118 112H119V111H118ZM120 112H124V111H120ZM143 112H144V113H146V112L148 113L149 111H146V112L143 111ZM143 112H142V113H143ZM166 112H168V110H167ZM171 112H173V111H171ZM187 112H188V111H187ZM192 112L190 111L189 113H191L192 115H194V113H192ZM195 112H196V111H195ZM206 112H207V114H208V111H206ZM213 112H215V111H213ZM216 112H217V111H216ZM231 112H233V111H231ZM241 112H242V111H241ZM245 112H246V110H245ZM247 112H251V110H249V111L247 110ZM262 112H263V111H262ZM69 113H70V112H69ZM82 113H83V112H82ZM90 113H91V112H90ZM94 113L98 114L97 112H94ZM116 113L114 112V117H115V114H116ZM134 113H135V111H134ZM138 113L140 114V112H137V116H138V117H141V116H139ZM142 113H141V114H142ZM144 113H143V115L145 116ZM150 113H151V112H149L148 114H150ZM152 113H153V112H152ZM157 113H158V112H157ZM159 113H160V112H159ZM178 113H179V112H177V114H178ZM184 113L186 114V112H183V113H181L180 115H182V114H184ZM189 113H188V114H189ZM201 113H202V112H201ZM204 113H205V112H204ZM204 113H202L201 117H203V118L205 117V119H206L207 116H203ZM211 113H212V112H211ZM217 113H218V112H217ZM223 113H222L221 115H223ZM237 113H238V112H237ZM239 113H240V112H239ZM243 113H244V112H243ZM243 113H241V114L243 115ZM251 113H252V112H251ZM251 113H250V114H251ZM263 113H264V112H263ZM87 114L89 115V113H87ZM87 114H84L85 117L87 116ZM125 114H126V112H125ZM128 114H129V113H128ZM131 114H132V113H131ZM131 114H130V115H131ZM141 114H140V115H141ZM164 114H165V113H164ZM170 114H171V113H170ZM173 114H174V113H173ZM188 114H186L185 116H187ZM212 114H213V113H212ZM218 114H219V113H218ZM245 114H246V113H245ZM42 115H43V116H42ZM84 115L81 114L82 117H83ZM90 115H92V114H90ZM90 115H89V116H90ZM111 115H113V113H111ZM121 115H122V113H121ZM135 115H136V114H135ZM143 115H142V116H143ZM146 115H147V114H146ZM167 115H168V116H167ZM171 115H172V114H171ZM189 115H190V114H189ZM195 115H196V114H195ZM219 115H220V114H219ZM219 115H217V116L219 117ZM234 115H235V114H234ZM234 115H233V116H234ZM237 115H238V114H237ZM239 115H240V114H239ZM239 115H238V116H239ZM246 115H248V114H246ZM253 115H255V114L253 113ZM261 115H262V114H261ZM56 116H57V115H56ZM59 116H60V115H59ZM66 116H67V115L65 114V117H66ZM70 116H71V115L69 114L68 117L70 118ZM92 116H93V115H92ZM96 116H98V115H96ZM99 116H100V114H99ZM106 116H107V115H106ZM106 116H105V117H106ZM108 116H109V115H108ZM125 116H127V114H126ZM131 116H132V115H131ZM148 116H149V115H148ZM150 116H151V115H150ZM156 116H157V115H156ZM158 116H159V115H158ZM158 116H157V117H158ZM166 116H167V120H168V122H165V123H169V122H170V120H169V113L166 114ZM176 116L178 117V115H176ZM182 116H183V115H182ZM190 116H191V115H190ZM190 116H189V119H191ZM211 116H212V115H211ZM238 116H237V119H238ZM251 116H252V115H251ZM251 116H249V118H248L247 116H246V117H247L248 119H250ZM257 116L259 117V114H257ZM60 117H62V116H60ZM82 117H81L80 119H82ZM102 117H104V116H102ZM117 117H118V121H119L120 116H117ZM123 117H124V115H123ZM127 117H128V116H127ZM127 117H126V118H127ZM145 117H147V116H145ZM145 117H144V118H145ZM154 117H155V116H154ZM162 117H163V116L161 115V119H160V121H162ZM172 117H174V115H173ZM172 117L170 116V119H172ZM192 117L195 118V116H192ZM198 117H200V116H197V119H198ZM220 117H221V116H220ZM223 117H225V118L227 117V118H228L229 116L227 115V116H223ZM230 117H231V116H230ZM230 117H229V118H230ZM240 117H243V116L240 115ZM254 117H255V119H258V118H256V116H254ZM62 118H64V117H62ZM69 118L66 117L67 120H69ZM88 118H90V117H88ZM93 118H94V117H93ZM107 118H108V117H107ZM111 118H112V116H111ZM124 118H125V117H124ZM126 118H125L124 120H126ZM144 118H143V120H144ZM155 118H156V117H155ZM180 118L182 119V122H183V121H184V122L187 121L186 118H185L184 120H183L182 117H180ZM187 118H188V116H187ZM193 118H192V119H193ZM211 118H212V117H211ZM213 118H214V114H213ZM213 118H212V119H213ZM51 119H52V117H51ZM55 119H56V118H54V120H55ZM60 119H61V118H60ZM60 119H59V120H60ZM64 119H65V118H64ZM78 119H79V116H78ZM86 119H87V118H86ZM86 119H85V120H86ZM91 119H92V118H91ZM91 119H90V121H92L91 123H89L90 121L87 119V120L89 121L88 124H89V125H90V124H93V125L90 126V128L93 126V128L95 129V127H94V126H95V125H94L95 122L93 121L94 119H92V120H91ZM96 119H97V117H96ZM96 119H95V120H96ZM101 119H103V118H101ZM104 119H105V118H104ZM120 119H122V117H121ZM134 119H135V118H134ZM136 119H137V118H136ZM139 119H140V118H139ZM141 119H142V117H141ZM148 119H150V118L148 117ZM176 119H177L179 122H180V120H181V119L179 120V118H176ZM197 119H196V120H197ZM205 119H203V120H205ZM220 119H221V118H220ZM230 119H231V118H230ZM233 119H234V118H233ZM241 119H242V118H240V120H241ZM259 119H260V118H259ZM48 120L50 121V118H48ZM52 120H53V119H52ZM116 120H117V119H116ZM137 120H138V119H137ZM137 120H135V122H138ZM151 120H153V117H152V119H150V127H151V123H152ZM154 120H155V119H154ZM154 120H153V121H154ZM167 120H166V121H167ZM172 120L174 121V118H173ZM196 120H194L195 125H196ZM200 120H202V119H200ZM200 120H199V121H200ZM216 120H217V119H216ZM234 120H235V119H234ZM251 120H252V123H253V118H252ZM251 120H250V121H249V120L246 121V119H245L246 123H248V121L251 122ZM262 120H263V119H262ZM60 121H62V120H60ZM60 121H58V124H59V125H60ZM64 121H65V120H64ZM64 121H63V122H64ZM69 121H70V120H69ZM72 121L75 122V119L72 120ZM80 121H82V120H80ZM96 121H98V120H96ZM102 121H103V120H102ZM122 121H123V120H122ZM146 121L148 122L147 118L145 119V122H146ZM178 121H177V122H178ZM207 121H208V120H207ZM222 121H223V120H222ZM225 121H227V119H225ZM231 121H232V119H231ZM237 121L239 122V119H238ZM263 121H264V120H263ZM40 122H41V120H40ZM43 122H44V121H43ZM55 122H56V120H55ZM76 122H77V121H76ZM76 122H75V123H76ZM84 122H85V124H86L87 121H84ZM93 122H94V123H93ZM99 122H100V121H99ZM104 122H105V121H104ZM107 122H108V121H107ZM111 122H112V119H111ZM115 122H116V121H115ZM127 122H128V120H127ZM131 122H132V121H131ZM135 122H134V124H135ZM140 122H141V121H140ZM140 122H138V123H140ZM174 122H175V121H174ZM184 122H183V123H184ZM189 122H190V121H189ZM189 122H188V123H189ZM197 122H198V120H197ZM201 122H203V121H201ZM227 122H228V121H227ZM235 122H236V121H235ZM241 122L243 123L244 121L241 120ZM255 122H256V121H254V123H255ZM37 123H38V122H37ZM69 123H70V122H69ZM75 123H74V124H75ZM80 123H81V122H80ZM82 123H83V121H82ZM82 123L80 124V127H81ZM96 123H97V122H96ZM123 123H126V122L123 121ZM154 123H156V120L154 121ZM159 123H161V122H159ZM162 123H163V121H162ZM165 123H164V124H165ZM183 123H180V124L184 125ZM188 123H187V124H188ZM192 123H193V121H192ZM192 123H190V124H188V125H190V127H191V124H192ZM199 123H200V122H199ZM223 123H224V125H225L226 122H223ZM233 123H234V122H232V124H233ZM246 123H245V125H246ZM256 123H258V122H256ZM259 123H260V122H259ZM30 124H29V127H30ZM38 124H39V123H38ZM53 124H56V123L53 122ZM53 124H51V125H53ZM67 124H68V123H67ZM77 124H78V125H77V127H78V126H79V122H78ZM83 124H84V123H83ZM97 124H98V123H97ZM106 124L110 125V122H109V123H106ZM112 124H114V120H113ZM116 124H117V122H116ZM119 124L121 125L122 123L119 122ZM126 124H127V123H126ZM141 124H142V123H141ZM141 124H139V125L142 126L143 124H142V125H141ZM172 124H175V123H172ZM187 124H186V122H185V125H184V126H181V125H180V128H181V127H182V128H181V129L179 128V130H178V131H180V132L183 131V132H182V133H183V136H184V131H189V129H187L188 127L186 126ZM197 124H198V123H197ZM204 124H205V123H204ZM209 124H210V123H209ZM215 124H216V123H215ZM226 124H228V123H226ZM243 124H244V123H243ZM39 125H40V124H39ZM46 125H47V123H46ZM48 125H49V124H48ZM48 125L45 126L44 128H48ZM75 125H76V124H75ZM100 125H101V124H100ZM100 125H99V126H100ZM108 125H107V126H108ZM117 125H118V124H117ZM131 125H132V124H131ZM137 125H138V124H137ZM144 125H147V126H148V124H144ZM158 125H161V124H158V120H157V126H158ZM165 125H166V124H165ZM178 125H179V124L177 123V125H176V126L174 125V127H177ZM201 125H202V124H201ZM201 125H200V126H201ZM205 125H206V124H205ZM205 125H204V126H201V127H203V129H204ZM221 125H222V124H221ZM224 125H222L221 127H223ZM229 125H231V122H230ZM229 125H226V126H228V127L233 126V125H231V126H229ZM235 125H236V124H234V126H235ZM237 125H239V124H237ZM237 125H236V127H237ZM247 125L249 126V124H247ZM40 126H41V125H40ZM56 126H57V124H56ZM62 126H63V124H62ZM64 126L67 127L68 125H64ZM101 126H102V125H101ZM101 126H100V127H101ZM107 126H106V128H108ZM110 126H111V125H110ZM147 126H145V127H146V128H145V129H146V133H147L148 130H150V129L147 128ZM167 126H168V125H166V128L169 127V126H168V127H167ZM170 126H171V124H170ZM207 126H208V125H207ZM209 126H212V125L210 124ZM218 126H219V125H218ZM226 126H224V127H226ZM240 126H241V125H240ZM250 126H251V124H250ZM261 126H262V125H261ZM4 127H3V128H4ZM37 127H38V126H37ZM49 127H50V125H49ZM69 127H71V125H70ZM80 127H78L79 130H78V128H76V127H74V128L77 129V130L80 131V132H81L83 129L85 130V125H84V128L81 127V128H83L82 130L80 129ZM100 127H99V129H100ZM103 127H104V125H103ZM120 127H121V126H120ZM123 127H124V125H123ZM143 127H144V126H143ZM143 127H142V128H143ZM155 127H156V124H155ZM161 127H162V126H161ZM161 127H159V128H161ZM164 127H165V126H164ZM164 127H162V129H163ZM178 127H179V126H178ZM186 127H187V128H186ZM193 127H194V126H193ZM198 127H199V126H198ZM215 127H216V126H215ZM215 127H214V128H215ZM224 127H223V128H224ZM236 127H234V129H235ZM35 128H36V127H35ZM38 128H39V127H38ZM41 128H42V126H41ZM44 128H42V129H44ZM62 128H64V127H62ZM67 128H68V127H67ZM71 128H72V127H71ZM74 128H73V129H74ZM111 128H113V127L111 126ZM111 128H110V129H111ZM131 128H133V127H132V126L130 127L131 132H130V131H129V132L133 135L134 133H136V131H135V132H132L133 129H131ZM140 128H141V127H140ZM151 128H152V127H151ZM156 128H158V127H156ZM169 128H172L173 130H175V128H173V125H172L171 127H169ZM169 128H168V130H171V129H169ZM184 128H186L187 130H183ZM194 128H195V127H194ZM199 128H200V127H199ZM205 128H206V127H205ZM211 128H212V127H211ZM217 128H218V127H217ZM239 128H240V127H239ZM244 128H245V131H244ZM263 128H264V127H263ZM26 129H28V128H26ZM31 129H32V127H31ZM31 129H30V130H31ZM33 129H34V128H33ZM39 129H40V128H39ZM48 129H49V128H48ZM60 129H61V128H60ZM65 129H66V128H64V130H65ZM75 129H74V130H75ZM104 129H105V128H104ZM104 129H103V130H104ZM117 129H118V128H117ZM125 129H126V128H125ZM135 129H136V128H135ZM145 129H144V131H145ZM154 129H155V128H153V130H154ZM164 129H165V128H164ZM190 129H191V128H190ZM208 129H209V128H208ZM215 129H216V128H215ZM232 129H233V128H232ZM240 129H242V126H241ZM247 129L249 130V128H246V126H243V129L241 130V132L245 133V132L247 131ZM251 129H253V128H250V130H251ZM260 129H261V128H260ZM45 130H46V129H45ZM45 130H44V131H45ZM49 130H50V129H49ZM56 130H57V128H56ZM62 130H63V129H62ZM67 130H68V129H67ZM74 130H73V131H74ZM87 130H88V129L86 128V131H87ZM97 130H98V129H97ZM97 130H94V132H95V131L97 132ZM106 130H107V129H106ZM119 130H120V129H119ZM151 130H152V129H151ZM153 130H152V131H153ZM158 130H159V129H158ZM158 130H157V131H158ZM166 130H167V129H165V131H164L165 133L168 132V131L166 132ZM181 130H182V131H181ZM200 130L202 131V129H200ZM206 130H207V129H206ZM206 130H205V131H206ZM212 130H213V129H212ZM218 130H220V128H219ZM225 130L229 131L227 127H226ZM236 130H238V131H236ZM250 130H249V131H250ZM0 131H1V130H0ZM37 131H38V130L34 129V132H37ZM44 131L42 130L41 133H43ZM47 131H48V130H46L45 134H46V133L48 134L49 131H48V132H47ZM54 131H55V130H54ZM58 131H59V130H58ZM60 131H61V130H60ZM75 131H76V130H75ZM78 131H77V132H78ZM107 131L109 132V130H107ZM124 131H125V130H124ZM127 131H128V130H127ZM137 131H138V130H137ZM140 131H142V130L140 129ZM160 131H162V130L160 129ZM194 131H195V130H194ZM205 131H204V132H205ZM213 131H214V130H213ZM230 131H231V130H230ZM235 131H236V132H239L240 130H239L238 127H237V128L235 129ZM235 131H233V132H235ZM252 131H253V130H252ZM261 131H262V129H261ZM25 132H26V131H25ZM28 132H29V129H28L27 133H28ZM31 132H32V130H31ZM50 132H51V131H50ZM50 132H49V133H50ZM68 132H69V131H68ZM84 132H85V131H84ZM92 132H93V130H92ZM98 132H99V131H98ZM111 132H112V129H111ZM117 132H119V131H117ZM117 132L114 131L113 134H114V133H117ZM129 132H128V133H129ZM148 132H149V131H148ZM158 132H159V131H158ZM164 132H162V133L160 132L161 134H163L162 136H164V134H165ZM170 132H171V131H170ZM170 132L167 133L166 135L172 133V132H171V133H170ZM175 132H176V133H175ZM175 132L173 131L172 134H174V133H175L176 135L179 134V133L177 132V130H176ZM206 132H207V131H206ZM216 132H217V131H216ZM231 132H232V131H231ZM256 132H257V131H256ZM263 132H264V131H263ZM263 132H260V130H259V133L262 134ZM1 133H2V132H1ZM1 133H0V136H1ZM32 133H33V132H32ZM32 133H30V134H32ZM51 133H52V132H51ZM65 133H66V132H65ZM70 133H71V129H70ZM81 133H82V132H81ZM86 133H87V132H86ZM88 133H89V130H88ZM106 133H107V132H106ZM106 133H104V134L106 135ZM119 133H120V132H119ZM119 133H118V134H119ZM123 133H124V132H123ZM125 133H126V132H125ZM137 133H138V132H137ZM137 133H136V134H137ZM149 133H150V132H149ZM153 133H154V131L152 132V134H153ZM160 133H159V134H160ZM177 133H178V134H177ZM182 133H180L181 136H182ZM190 133H192V132L190 131ZM193 133H194V132H193ZM197 133H198V132H197ZM201 133H203V131H202ZM207 133H208V132H207ZM217 133H218V132H217ZM243 133H242V135H245V134H243ZM247 133H248V132H246V134H247ZM250 133H251V132H249V135H250ZM257 133H258V132H257ZM2 134H3V133H2ZM28 134H29V133H28ZM33 134H34V133H33ZM35 134H36V133H35ZM35 134H34V136H35ZM43 134H44V133H43ZM45 134H44V135H45ZM55 134H58V133L55 132ZM62 134H63V132H61V135H62ZM66 134H67V133H66ZM73 134H77V133H74V132H73ZM89 134H90V133H89ZM89 134H88V135H89ZM93 134L95 135L94 138H97V137H98V136L96 135V133H93ZM93 134H92V135H93ZM101 134H102V133H101ZM108 134H109V133H108ZM113 134H112V135H113ZM126 134H127V133H126ZM140 134H141V132H140ZM150 134H151V133H150ZM175 134H174L173 136H175ZM195 134H196V132H195ZM203 134H204V133H203ZM205 134H206V133H205ZM208 134H209V133H208ZM210 134H212V131H211ZM210 134H209V136H210ZM218 134H219V136H224V135H222L221 133H218ZM220 134H221V135H220ZM223 134H226V133H223ZM228 134H229V133H228ZM23 135H24V137H23ZM51 135H52V134H51ZM68 135H70V134H68ZM94 135H93V136H94ZM98 135H99V134H98ZM102 135H103V134H102ZM102 135H101L100 137H103ZM115 135H117V134H115ZM115 135L113 136L114 138H115ZM121 135L123 136L122 133H121ZM127 135L129 136V134H127ZM138 135H139V134H138ZM141 135H143V134H141ZM141 135H139V136H141ZM147 135H148V134H147ZM153 135H155V134H153ZM153 135H152V136H153ZM156 135H157V132H156ZM180 135H178V136L181 137ZM185 135H186V133H185ZM196 135H198V134H196ZM226 135H227V134H226ZM233 135L235 136V134H233ZM239 135H240V132H239ZM239 135H238V136H239ZM249 135L247 134L246 136L249 137ZM257 135H258V134L253 135V136L256 137ZM262 135L264 136V134H262ZM32 136H33V135H32ZM32 136L30 135L31 139H32ZM38 136H39V137H38ZM42 136H43V135H42ZM42 136H40L39 133H38V134L36 135V138L34 137V140L38 141V139H39L40 137H42ZM48 136H49V138L51 137L49 134H48ZM55 136H56V135H55ZM57 136H58V135H57ZM63 136H64V134H63ZM63 136H59V138H62ZM70 136H71V135H70ZM81 136L83 137L84 135H81ZM89 136H90V135H89ZM89 136H87V137H89ZM96 136H97V137H96ZM122 136H120V137H122ZM128 136H127V137H128ZM134 136H135V135H134ZM143 136H145L144 139H146L147 136H146V135H143ZM152 136H151V137H152ZM162 136H161V137H162ZM178 136H177L176 138H174V139H175V143H176V139H177L178 142H179V139H181V138H178ZM200 136L203 137L202 135L199 134V137H200ZM206 136H207V134H206ZM206 136H205V137H206ZM216 136H217V135H214L215 138H216ZM251 136H252V134H251ZM253 136H252V137H253ZM258 136H259V135H258ZM74 137H75V136H74ZM100 137L97 138V139H99V140H96V143L94 142L95 140H93V142L96 144V147L99 146V145L97 144V142H103V139H104V138H102V140H101ZM116 137H117V136H116ZM118 137H119V135H118ZM132 137H133V136H132ZM132 137H131V138H132ZM153 137H154V136H153ZM158 137H159V136H158ZM166 137H167V136L164 137V140H165ZM193 137H194V135L192 136V138H193ZM199 137H198V138H199ZM201 137H200V138H201ZM207 137H208V136H207ZM224 137H226V136H224ZM240 137H241V135H240ZM248 137H247L246 139H248ZM255 137H253V139H254ZM259 137H260V136H259ZM26 138H28V137H26ZM63 138H64V137H63ZM65 138H66V137H65ZM75 138H76V137H75ZM128 138H129V137H128ZM136 138H138V137H136ZM147 138H148V137H147ZM169 138H170V137H169ZM169 138H167V139H169ZM215 138H214V139H215ZM217 138H218V137H217ZM217 138H216V139H217ZM219 138H221V137H219ZM230 138L232 139V137H230ZM241 138H242V137H241ZM241 138H239V140H240ZM243 138H245V137L243 136ZM43 139H44V138H43ZM68 139H69V138H68ZM77 139H78V138H76L75 141H76ZM81 139H82V138H81ZM83 139H84V138H83ZM85 139H86V138H85ZM87 139H88V141L90 140V138H87ZM110 139H111V138H110ZM110 139H108V140H110ZM119 139H121V138H119ZM142 139H143V137H142ZM148 139L152 140L151 138H148ZM158 139H159V138H158ZM167 139H166V140H167ZM172 139H173V138H172ZM189 139H191V136H190ZM189 139L186 138L185 140L183 139V140H180V142H179L180 147L183 146L184 149L186 148V151H187V152H186V151H185V152L188 153V154H190V148H189V146H187V144H189V142H190L191 140L193 141L194 138L191 139L190 141H189ZM196 139H197V138H196ZM196 139H195V141L198 142V140H196ZM209 139H210V137H209L208 139H206V143H207V141H209ZM212 139H213V138H212ZM214 139H213V143H214ZM223 139H224V138H223ZM223 139H222L221 141H223ZM226 139L228 140V138H225V141H226ZM255 139H256V138H255ZM255 139H254V141H256ZM257 139H258V138H257ZM261 139H262V138H261ZM50 140H52V139H50ZM61 140H62V139H61ZM64 140H65V139H64ZM64 140L62 141L63 143H62V142H61V143H62V144H64V143L67 144V143H68V140H65V141H64ZM69 140H70V139H69ZM108 140L106 139L105 142L108 141ZM125 140H126V138H125L124 140H122V142H123V141L125 142V144H124V142L122 143V146H123V147L126 145V142H127V141H125ZM132 140L134 141L135 139H132ZM160 140H162V142H163V139H160ZM187 140H188V142H187ZM202 140H203V139L201 138V141H202ZM237 140H238V139H237ZM242 140H243V139H241L240 142H241ZM248 140H250V139H248ZM8 141H9V143H8ZM29 141H30V139H29ZM32 141H33V140H32ZM40 141H41V140H40ZM44 141H45V140H44ZM56 141H57V139H56ZM66 141H67V142H66ZM70 141H71V140H70ZM72 141H73V140H72ZM90 141H91V140H90ZM90 141H89V142H90ZM112 141H113V140H112ZM112 141H110V142H112ZM120 141H121V140H120ZM140 141H141V140H140ZM142 141H144V140H142ZM154 141H156L155 138H154V140L151 141V142H154ZM169 141H170V139L168 140V142H169ZM172 141H174V140H172ZM181 141H182V142L185 141V142H187V144H186V145H183V144L181 143ZM199 141H200V140H199ZM201 141H200V142H201ZM221 141L218 140L217 143L220 142L221 145L223 146V144H222L223 142H221ZM228 141H229V140H228ZM243 141H244V140H243ZM245 141H247V140H245ZM258 141H259V140H258ZM263 141H264V140H263ZM6 142L9 144L8 146H7ZM22 142L24 143V146H22V145H23ZM51 142H53V140H52ZM54 142H55V141H54ZM80 142L83 143L82 141H80ZM80 142H79V141H78V142L76 141L77 144L80 143ZM135 142H136V143H135ZM135 142H134V144L132 143V145L138 144L137 142H139V140L137 139V141L135 140ZM145 142H146V141H145ZM149 142H150V141H149ZM165 142H166V141H165ZM193 142H194V141H193ZM230 142H231V140H230ZM230 142H229V143H230ZM234 142H235V141H234ZM240 142H239V143H236V145H235V144H234V145H235V146H239ZM249 142H250V141H249ZM249 142H248V143H249ZM251 142H252V141H251ZM260 142H261V140H260ZM19 143H21L20 146H19ZM27 143H28V142H27ZM27 143H26V144H27ZM37 143H38V142H37ZM45 143H46V141H45ZM55 143H56V142H55ZM57 143H58V141H57ZM57 143H56V144H57ZM59 143H60V141H59ZM69 143H70V142H69ZM69 143H68V146L65 145L63 148L66 149V148H65L66 146H67V147H70V146H69ZM71 143H72V142H71ZM74 143H75V142H74ZM103 143H104V142H103ZM117 143H118V141H117ZM119 143H120V142H119ZM127 143H128V142H127ZM143 143H144V142H143ZM154 143H155V142H154ZM154 143H152V144L150 143V144H151V147H152V145H154ZM198 143H199V142H198ZM201 143H202V142H201ZM204 143H205V141L203 142V145H204ZM206 143H205V145L207 146ZM220 143H219V144H220ZM225 143H226V142H225ZM231 143H232V142H231ZM241 143H242V142H241ZM246 143H247V142H246ZM253 143H254V142H253ZM257 143H258V142H257ZM257 143H255V144L258 145ZM30 144H31V142L29 143V145H30ZM33 144H34V143H33ZM35 144H36V143H35ZM41 144H42V143H41ZM52 144H53V143H51V146H52ZM95 144H93V145H95ZM101 144H102V143H101ZM120 144H121V143H120ZM123 144H124V145H123ZM130 144H131V141H129V143L126 145V146L128 147V150L130 149V148H129V147H130ZM141 144H142V142H141ZM146 144L148 145V142H147ZM150 144H149V145H150ZM170 144H172V143H170ZM194 144H197V143H194ZM194 144H193V145H194ZM210 144H211V142H209V145H210ZM232 144H233V143H232ZM237 144H238V145H237ZM249 144H251V143H249ZM263 144H264V143H263ZM38 145H39V144H38ZM84 145H85V144H84ZM84 145L80 144L81 147H83ZM91 145H92V144H91ZM91 145H88V146H91ZM102 145H103V144H102ZM112 145H113V144H112ZM142 145H143V144H142ZM144 145H145V144H144ZM144 145H143V147L146 148V146H144ZM156 145H157V144H156ZM162 145H163V144H162ZM166 145H167V144H166ZM168 145H169V143H168ZM175 145H178V144H175ZM181 145H182V146H181ZM199 145H200V144H199ZM205 145H204L203 148L206 147ZM226 145H227V143H226ZM234 145H233V146H234ZM243 145H244V144H243ZM245 145H246V144H245ZM31 146H32V145H31ZM59 146L62 147L60 144H59ZM106 146H107V145H106ZM120 146H121V145H120ZM122 146H121L120 148H123ZM137 146H138V145H137ZM139 146H140V144H139ZM139 146H138V147H139ZM154 146H155V145H154ZM157 146H158V145H157ZM171 146H173V145H171ZM191 146H192V145H191ZM197 146H198V145H197ZM197 146H196V147H197ZM201 146H202V144H201ZM211 146H212V145H211ZM214 146H217V145H216V140H215ZM218 146H219V145H218ZM222 146H221V147H222ZM240 146H241V145H240ZM250 146H251V145H250ZM262 146H263V145H262ZM29 147H30V146H29ZM71 147H74V148H72L71 150H69V148H67L68 151H70V152L73 151V150H75V149L77 148L76 145H75V146H72V144H71ZM75 147H76V148H75ZM92 147H93V146H92ZM96 147H94V148H96ZM112 147H113V146H112ZM112 147H109L110 150H111ZM127 147H126V148L124 147V148L127 149ZM140 147H141V146H140ZM140 147H139V149H142V147H141V148H140ZM147 147H148V146H147ZM151 147H148V148H149V152H150V153H153V152L150 151V148H151ZM159 147H160V146H158V148H159ZM169 147H170V146H169ZM175 147L178 148V146H175ZM180 147H179V148H180ZM187 147H188V148H187ZM192 147H193V146H192ZM198 147H200V146H198ZM198 147H197V148H198ZM207 147H208V146H207ZM228 147L230 148V146H228ZM247 147H248V146H247ZM253 147H254V145H253ZM256 147L258 148L259 146H256ZM26 148H27V147H26ZM41 148H42L43 152L40 151V150H38V152L40 151L42 154L44 153V155L46 154V152H48V153H51V155H52V156H50V155H47V154H46V155H47V159H48V161H46L47 159H44L45 161L42 163V164H45L48 168H51V169H52L53 165H55V163H57L56 160H58V159H60V160H59V162H58L59 164H58V163H57V164L59 165V167H60V166L62 167V166H63L62 164H64V163H63V160H64L65 158L68 157L67 155H66L65 158H64V156H63L62 164H60L62 158H59V156L61 157L62 154H64L63 152H61V151L59 150L60 152H59V151H58V152L61 153V155H60V154L58 155V154L56 153V151H55V150H57V149H54V147L52 146V148H53L54 150L50 151L49 149H51V147H50V145L48 146L47 144L44 145V146L41 147ZM63 148H62V150H64ZM79 148H80V147H79ZM79 148H77L78 151L76 152V153L79 152V153L77 154V156H76V158H77L76 161H77V162L74 161L75 159H74L73 161H71V162L77 163V165H78V168H77V165H76V169L74 168V169H75V172H74V173H77L76 176L78 175V177L80 178V180H81L82 177L84 178V179L82 178L83 180H81V181H85V180L87 179V177H90L91 179H92V178H93V179L96 178L97 173H96V171H95V169H94L95 166H94V167L91 166L92 164L95 163V162H94L95 160L92 162V159H93L92 156H95V155H92V154H94V149L92 148V149H93L92 152L88 149L92 154H89V153L87 154V153H83V152H81V151L79 150ZM84 148H86V147H84ZM84 148H83V150H84ZM97 148H98V147H97ZM105 148H106V147H105ZM135 148H136V146L134 147V150H135ZM144 148H143V149H144ZM167 148H168V147H166V149H167ZM177 148H175V149L177 150ZM224 148H225V149H222V151H220V154H221V152H224V151L226 150L227 146H225ZM236 148L239 149L240 147H236ZM259 148H261V147H259ZM262 148H263V147H262ZM24 149H25V150H24ZM29 149H30L31 153H36L35 150H31V149H32L31 147H30ZM99 149H102V148H99ZM113 149H115V148H113ZM118 149H119V147H118ZM151 149H152V148H151ZM153 149H154V148H153ZM153 149H152V150H153ZM160 149H162V148H160ZM160 149H159V150H160ZM175 149H174V150H175ZM187 149H189V151H188ZM193 149H194V148H193ZM200 149H201V148H200ZM208 149H210V148H208ZM212 149H214V148L212 147ZM238 149H237V150H238ZM243 149H244V148H243ZM251 149H252V148H251ZM255 149H256V148H255ZM27 150H28V149H27ZM83 150H82V151H83ZM88 150H86V151H88ZM95 150H96V149H95ZM97 150H98V149H97ZM103 150H104V149H103ZM123 150H124V149H123ZM128 150H127V151L124 150V152L131 153L132 150H131V151L129 150V152H128ZM134 150H133V151H134ZM136 150H138V148H137ZM145 150H146V149H145ZM157 150H158V149H157ZM172 150H173V149H172ZM172 150L170 149V150H167V151L170 152V151H172ZM182 150H183L182 148H181V150L179 149V151H182ZM205 150H206V151H204V153L207 152V149H205ZM216 150H217V149H216ZM216 150H215V152H216ZM219 150H221V149H219ZM223 150H224V151H223ZM239 150H240V149H239ZM248 150H249V149H247L246 152H248ZM258 150H259V149H258ZM258 150H257V151H258ZM7 151H8V150H7ZM7 151H6V152H7ZM33 151H34V152H33ZM66 151H67V150H66ZM66 151H64V152H65L66 154H67V153L69 154V152H66ZM75 151H76V150H75ZM98 151H99V150H98ZM98 151H97V152H98ZM100 151H102V150H100ZM106 151H107V148H106ZM146 151H147V150H146ZM153 151H154V150H153ZM165 151H166V150H165ZM165 151H164V152H165ZM179 151H178V153H179ZM194 151H195V149L193 150V153H196V152H194ZM201 151H202V149H201L199 152H201ZM208 151H209V150H208ZM212 151H213V150H212ZM233 151H234V150L231 149V152H233ZM243 151H245V150H243ZM260 151H261V150H260ZM26 152H27V151H26ZM102 152H103V151H102ZM104 152H105V150H104ZM108 152H109V151H108ZM111 152H112V150H111ZM115 152H116V151H115ZM117 152H119V154H120L121 151H117ZM134 152H136V151H134ZM134 152H133V153H134ZM138 152H139V151H138ZM138 152H137V153H134V155H135V154L138 155ZM147 152H148V151H147ZM147 152H146V153H147ZM158 152H159V151H158ZM183 152H184V151H183ZM234 152L237 153L236 150H235ZM241 152H242V147H241ZM241 152H240V155L243 153V152H242V153H241ZM251 152H253V151H251ZM106 153H107V152H106ZM133 153H132V154H133ZM140 153H141V155H142V151H140ZM181 153H182V152H181ZM186 153H184V155H186ZM191 153H192V149H191ZM193 153H192V155H194ZM201 153H202V152H201ZM224 153L226 154L227 152L225 151ZM235 153H234V154H235ZM238 153H239V152H238ZM258 153H261V152L258 151ZM42 154H40V157H39V158H41V155H42ZM72 154H73V152H71V155H72ZM102 154H103V153H102ZM121 154L124 155L123 152H122ZM121 154H120V156H121ZM154 154H156V153L154 152ZM159 154H160V153H159ZM163 154H164V153H163ZM174 154H177V153H173V155H174ZM188 154H187V155H188ZM205 154H208V152L205 153ZM211 154H212V153H211ZM215 154H216V153H215ZM231 154H232V153H231ZM234 154H232V155H234ZM247 154H248V153H247ZM249 154L251 155V153H249ZM0 155H2V154H0ZM26 155H27V153H26ZM29 155H31V154L29 153ZM38 155H39V154H38ZM44 155H42V157H43ZM64 155H65V154H64ZM75 155H76V154H75ZM75 155H74V156H75ZM98 155H99V153H98ZM116 155H117V153H116ZM127 155H128V154H125V156H127ZM137 155H136V156H137ZM139 155H140V154H139ZM139 155H138V158L140 157ZM152 155H153V154H152ZM190 155H191V154H190ZM192 155H191V156H192ZM196 155H197V154H196ZM199 155H200V154H199ZM221 155H222V154H221ZM221 155H220V156H221ZM235 155H236V154H235ZM245 155H246V153H245ZM263 155H264V154H263ZM33 156H34V154H33ZM100 156H101V155H100ZM109 156H110V155H109ZM128 156H129V155H128ZM130 156H132V155L130 154ZM142 156H146V155L144 154V155H142ZM142 156H141V157H142ZM154 156H155V155H154ZM158 156L161 157V155H158ZM194 156H195V155H194ZM207 156H208V155H207ZM213 156H216V155H213ZM217 156H218V155H217ZM220 156H218L219 159H221ZM223 156H224V157H223ZM225 156H226V155H224V154L221 156V157H222V160H224L223 158H225ZM261 156H262V154H261ZM4 157H5V155H4ZM45 157H46V156H45ZM69 157H70V156H69ZM102 157H104V156L102 155ZM106 157H107L106 159H107V162H108V156H106ZM110 157H111V156H110ZM115 157H117V156H115ZM123 157H124V156H123ZM123 157H122V158H123ZM133 157H134V156H133ZM150 157H151V154H150ZM150 157H149V154H148V160H149ZM160 157H158V160H159ZM162 157H163V156H162ZM172 157H173V156H172ZM177 157H178V156H176V158H177ZM188 157L192 159V160H191V159H189V158L186 157L187 159H189V161H191V162L194 161L193 158L190 157L189 155H188ZM210 157H211V158H210ZM210 157H208V158H209V159H212V160L218 158V157H216V158L213 159V157H212L211 155H210ZM227 157H228V156H227ZM229 157H231V155H230ZM229 157H228V158H229ZM233 157H234V156H233ZM237 157H238V156H237ZM241 157L244 158L243 155H242ZM253 157H254V156H253ZM262 157H263V156H262ZM262 157H261V158H262ZM27 158H28V157H27ZM31 158H33V157H31ZM35 158H36V154H35ZM57 158H58V159H57ZM104 158H105V157H104ZM104 158H103V159H104ZM127 158H129V157H127ZM127 158L125 157V159H127ZM136 158H137V157H136ZM156 158H157V157H156ZM176 158L174 157V159H176ZM178 158H179V157H178ZM178 158H177V160H178ZM183 158H184V157H183ZM247 158H248V157H247ZM257 158L260 159L259 154H258V157H257ZM36 159H37V158H36ZM36 159H35V160H36ZM95 159H99V156H98V158H97V154H96ZM106 159H104V160H106ZM115 159H116V158H115ZM117 159H118V158H117ZM123 159H124V158H123ZM130 159H131V158H129V162L132 161V160H130ZM134 159H135V157H134ZM160 159H161V158H160ZM162 159H163V158H162ZM166 159H167V158H166ZM166 159H165V160H166ZM179 159H180V158H179ZM197 159H198V157H197ZM209 159H206V160H209ZM225 159L227 160V158H225ZM244 159H245V158H244ZM248 159H251V158H248ZM252 159H253V158H252ZM263 159H264V157H263ZM263 159H261V160H263ZM25 160H26V159H25ZM33 160H34V158H33ZM33 160H31V161H33ZM42 160H43V159H41L40 161H42ZM69 160H70V158H69ZM101 160H102V159H101ZM104 160H103V162H104ZM135 160H136V159H135ZM139 160H141V158H140ZM142 160H144V158H142ZM165 160H164V161H165ZM195 160H196V159H195ZM200 160H201V159H200ZM216 160H217V159H216ZM216 160H215V161H216ZM226 160H224V161H226ZM228 160L231 161V160H232V157H231V160H230V159H228ZM261 160H260V161H261ZM2 161H3V160H2ZM4 161H7V159H5ZM4 161H3V162H4ZM23 161H24V164H23ZM27 161H28V160H27ZM27 161H26V163H27ZM31 161H28V162H31ZM40 161H39V162H40ZM52 161H53V162H52ZM120 161H121V160H120ZM123 161H124V160H123ZM136 161H138V160H136ZM136 161H135V163H136ZM159 161H160V160H159ZM171 161H172V160H169L170 163L168 162V160H166L165 162H168V164L171 165ZM179 161H180V160H179ZM189 161H188V162H189ZM215 161H214V164H215ZM224 161H223V162H224ZM229 161H228V163H229ZM237 161H238V160H237ZM237 161H236V162H237ZM239 161H241V160H239ZM239 161H238V165H241V164H239ZM249 161H250V160H249ZM249 161H248V162H249ZM255 161H256V157H255ZM257 161H258V160H257ZM260 161H258V164H259ZM3 162H2V165H1V166L4 168V167L6 166V163H4V164H5V166H4V165H3ZM35 162H36V161H35ZM37 162H38V161H37ZM65 162H67V161H65ZM99 162H100V161H99ZM132 162H134V161H132ZM138 162L141 163V161H138ZM143 162H144L145 164H147L145 161H143ZM151 162H152V161H151ZM162 162H163V161H162ZM165 162H164V163H165ZM172 162H173V161H172ZM177 162H178V161H177ZM177 162H176V163H177ZM180 162H181V161H180ZM188 162H186V164H187ZM191 162H189V164H191ZM198 162H199V161H197V163H198ZM202 162H204V161H201V163H202ZM206 162H207V161H206ZM209 162H210V161H209ZM209 162H207V163L209 164ZM211 162H212V161H211ZM223 162H221V163L219 164V163H218V160H217V163L219 164L218 166L220 167V165H222ZM226 162H227V161H226ZM226 162H225V163H226ZM263 162H264V161H263ZM263 162H262V164H263ZM40 163H41V162H40ZM40 163H38V164L40 165ZM91 163H92V164H91ZM97 163H98V162H97ZM100 163H101V162H100ZM116 163H117V162H114V164H115L114 166H117V168H118V167H119V166H118L119 164H118V163L116 164ZM122 163H123V162H122ZM124 163H126V162H124ZM140 163L138 164L139 166H140ZM148 163H149V162H148ZM154 163H155V162H154ZM157 163H158V162H157ZM178 163H179V162H178ZM194 163H195V161H194ZM197 163H196V164H197ZM232 163H233V162H232ZM232 163H231V164L229 163V164L232 166ZM243 163H244V162H243ZM246 163H247V162H246ZM0 164H1V161H0ZM42 164H41V165H42ZM68 164H69V163H68ZM108 164H109V163H108ZM108 164H107V165H108ZM110 164H111V163H110ZM145 164H143L144 167H145V166L147 167L148 164H147V165H145ZM150 164H151V163H150ZM152 164H153V163H152ZM162 164H163V163H162ZM166 164H167V163H165V166H166ZM168 164H167V168L172 167L173 165H174V168H175V166H176V164H173V163H172L173 165H171V166H169ZM189 164H187V165H189ZM192 164H193V163H192ZM192 164H191V165H192ZM210 164H211V163H210ZM212 164H213V162H212ZM234 164H235V162H234ZM236 164H237V163H236ZM236 164H235V166H237ZM255 164H256V163H255ZM28 165H29V164H28ZM28 165H27V168H29V170L31 171L30 166H28ZM41 165H40V166H41ZM45 165H44V166H45ZM69 165H71V164H69ZM69 165H68V166H69ZM94 165H95V164H94ZM123 165H125V164H123ZM126 165L128 166L129 164L126 163ZM126 165H125V166H126ZM135 165H136V164H135ZM143 165H142V166H143ZM158 165H159V164H158ZM158 165H157V167H158ZM178 165L180 166V164H178ZM181 165H182V164H181ZM193 165H195V164H193ZM199 165H200V164H199ZM215 165H216V164H215ZM32 166H33V164H32ZM42 166H43V165H42ZM68 166H66V168H67ZM96 166H97V165H96ZM105 166H106V165H105ZM112 166H113V164H112L110 167L108 166V168H110V169H112V170L114 171L116 167H114V169H113ZM142 166H141V167H142ZM155 166H156V165H155ZM155 166H152V168H153V167L155 168ZM182 166H183V165H182ZM201 166H204V164H202ZM201 166H199V167H200L199 169H201ZM207 166H208V165H207ZM209 166H210V165H209ZM212 166H213V165H212ZM224 166H225V168H226V165H224ZM224 166H223V167H224ZM251 166H253V165H251ZM260 166H261V165H260ZM260 166H258V169H259ZM7 167L10 168L11 166H10V167L7 166ZM33 167H34V166H33ZM33 167H31V168H33ZM61 167H60V168H61ZM64 167H65V164H64ZM74 167H75V166H74ZM102 167H103V166H102ZM102 167H100V168H102ZM120 167H121V166H120ZM120 167H119V169H120ZM123 167H124V166H123ZM160 167H161V166H160ZM163 167H164V166H162V170H163ZM186 167H187V166H186ZM186 167H185V168H186ZM190 167H191V166H188V168H190ZM196 167H198V166H196ZM214 167H215V166H213L212 168H214ZM219 167H218V168H219ZM237 167H240V166H237ZM237 167H236V168H237ZM0 168H1V167H0ZM3 168H2V170H3ZM21 168H20V169H21ZM35 168H37V167L35 166ZM41 168H43V167H41ZM44 168H45V167H44ZM96 168H97V167H96ZM100 168H98V169H100ZM105 168H107V167H105ZM117 168H116V170H117ZM132 168H133V167H132ZM138 168H139V167H138ZM154 168H153V169H154ZM180 168H181V167H180ZM191 168H192V167H191ZM206 168H207V167H206ZM208 168H209V167H208ZM210 168H211V167H210ZM210 168H209V169H210ZM215 168H216V167H215ZM215 168H214V170H212V169H211V170L214 171L215 174H216V170H215ZM225 168H224V169H225ZM227 168H229V167H227ZM232 168H233V167H232ZM236 168H235V169H236ZM248 168L250 169V167H248ZM262 168H263V166H262ZM5 169H6V168H5ZM22 169H23V168H22ZM57 169H59V168H57ZM61 169H65V168H61ZM110 169H109L108 171L111 172L112 170H110ZM119 169H118V171H119L118 175H119L120 172H121L120 170H123L122 168H121L120 170H119ZM142 169H145V168H142ZM150 169H151V168H150ZM169 169H170V168H169ZM169 169H168V171H172V172L174 173V172L177 171L178 167H177V169H174L175 171H173L172 168H171V170H169ZM192 169H193V168H192ZM192 169H191V170H192ZM199 169H196V170L199 171ZM221 169H222V171L224 172V169H223V168H221ZM233 169H234V168H233ZM260 169H261V168H260ZM6 170H7V169H6ZM11 170H12V168L10 169V171H11ZM16 170L14 171V173L11 174L12 176H13L14 174H16V173H15ZM25 170H26V169H25ZM29 170H28V171H29ZM36 170H37V169H36ZM36 170H35V173H32V174L34 175L33 177H34L35 179L38 180L39 177H38V176L35 177V176H36L37 174L39 175L40 170H37V171H39V172H37ZM45 170H46V169H45ZM45 170H44V171H45ZM49 170H50V169H49ZM52 170H53V169H52ZM102 170H104V169H102ZM128 170H131V168L128 169ZM128 170H127V171H128ZM164 170H165V169H164ZM202 170L205 171L204 169H201L200 171H202ZM206 170H208V169H206ZM217 170H218V169H217ZM230 170H232V169H230ZM253 170H254V168H253ZM262 170H263V169H262ZM7 171H8V170H7ZM10 171H8V174H9ZM12 171H13V170H12ZM21 171L24 172V170H21ZM41 171H43V170L41 169ZM47 171H48V169H47ZM53 171H54V170H53ZM55 171H56V169H55ZM100 171H101V170H100ZM100 171H99V172H100ZM118 171H116V174H117ZM125 171H126V170H125ZM132 171H133V173H135V172H134L135 170H132ZM143 171H144V170H143ZM145 171H146V172L148 171V172H147L148 174L145 172L147 175H149V176L151 175L149 170H146V169H145ZM168 171H167V172H168ZM186 171L188 172L189 170H187V168H186ZM193 171H195V169H194ZM203 171H202V173H203ZM247 171H248V170H247ZM247 171H246V172H247ZM255 171H256V170H255ZM0 172H1V170H0ZM36 172H37V174H36ZM51 172H52V171H51ZM59 172H60V169L58 170V173H59ZM99 172H98V173H99ZM103 172H104V171H103ZM141 172H142V171H141ZM151 172H152V171H151ZM153 172L156 174L157 171L155 172V171L153 170ZM153 172H152V173H153ZM191 172H192V171H191ZM229 172H232V171H229ZM250 172H252V171H250ZM257 172H258V171H257ZM4 173H5V172H4ZM19 173H21V172L18 171L17 174L19 175ZM24 173L27 174L26 171H25ZM24 173H23V174H20V175H24ZM40 173H41V172H40ZM42 173H43V172H42ZM44 173H45V172H44ZM44 173H43V174H44ZM46 173H47V172H46ZM48 173H50V172H48ZM52 173H53V172H52ZM101 173H102V172H101ZM105 173L108 174V172H106V171H105ZM111 173H113V172H111ZM121 173H122V172H121ZM133 173H132V174H133ZM143 173H144V172H142V174H143ZM168 173L171 174V172H168ZM177 173H178V172H176L175 175H177ZM179 173H180V172H179ZM189 173H190V172H189ZM194 173H195V174H194ZM198 173H199V172H198ZM205 173H207V172H205ZM219 173H220V172H219ZM219 173H217L216 176H217ZM225 173H226V175L224 174L225 176H223V177H226L228 172L226 171ZM253 173H254V172H253ZM258 173H261V174L264 175V173H262L261 171L258 172ZM2 174H3V172H2ZM8 174H6V175H8ZM26 174H25V176H26ZM43 174L41 175L42 177L44 176ZM56 174H57V172H56ZM107 174H106V175H107ZM130 174H131V173H130ZM130 174H128V175H130ZM132 174H131V176H128V177L133 178L134 176L132 177ZM146 174H143V175H146ZM161 174H162V173H161ZM161 174H160V175H161ZM163 174H164V173H163ZM163 174H162V175H163ZM165 174H167V173H165ZM181 174L183 175L182 170H181ZM185 174H186V172H185ZM185 174H184V177H185ZM193 174H194V176H195V175L197 174L196 171L193 172ZM209 174H210V172H208V175H209ZM211 174H212V173H211ZM211 174H210V176H211ZM221 174H222V173H221ZM245 174H246V173H245ZM250 174H251V173H250ZM9 175H10V174H9ZM11 175H10V176H11ZM54 175H55V174H54ZM99 175H100V173H99ZM110 175H111V174H110ZM114 175H115V174H114ZM123 175L126 176L125 174H123ZM134 175H135V174H134ZM156 175L159 176L158 174H156ZM182 175H180V176L182 177ZM190 175H191V174H190ZM197 175H200V177H202V176H201V173H200V174H197ZM204 175H206V174H204ZM204 175H203V176H204ZM219 175H220V174H219ZM229 175H230V174H229ZM229 175H228V176H229ZM247 175L249 176V174H246V176H247ZM253 175H255V174H253ZM259 175H260V174H259ZM4 176H5V174H4ZM4 176L2 175L1 177L3 178ZM16 176H17V175H16ZM56 176H57V175H56ZM59 176H61V175H59ZM100 176H101V175H100ZM139 176H140V175H139ZM139 176H138V178H140ZM152 176H153V175H152ZM164 176H166V175H164ZM168 176H169V174H168ZM187 176H188V175H187ZM194 176L192 175V177H193L192 180H193L195 177H198V176H195V177H194ZM221 176H222V175H220V178H223V177H221ZM250 176H251V175H250ZM250 176H249V177H250ZM256 176H257V174H256ZM1 177H0V178H1ZM14 177H15V175H14ZM21 177L23 178V176H21ZM29 177H30V174H29ZM33 177H32V178H33ZM46 177H47V176H46ZM48 177H49V176H48ZM51 177H52V175H51ZM85 177H86V178H85ZM103 177H105V176H103ZM107 177H108V176H107ZM107 177H106V178H107ZM118 177H119V176H118ZM118 177L115 178V176H114V177H112V178H114V179H118ZM128 177H127V178H128ZM135 177H136V175H135ZM135 177H134V179H133L134 182H135V180L137 181V179H135ZM154 177H155V176H153V177H149V178L151 179V178H154ZM204 177H205V176H204ZM212 177H213V176H212ZM212 177H210V179L214 180L213 178H215V177H213V178H212ZM218 177H219V176H218ZM230 177H231V175H230ZM230 177H229V179L232 178V177H231V178H230ZM251 177H252V176H251ZM4 178H5V177H4ZM17 178H20V177H17ZM22 178H20L21 181L23 180ZM26 178H27V176H26ZM52 178H53V177H52ZM76 178H77V177H76ZM79 178H77V179H79ZM109 178H111V176H109ZM119 178H120V177H119ZM121 178H122V174H121ZM121 178H120V180H121ZM136 178H137V177H136ZM156 178L158 179V177H156ZM160 178H163V176H160ZM172 178L174 179L175 177H172ZM188 178H189V177H187V179H188ZM202 178H203V177H202ZM202 178H201V179H202ZM207 178H208V177H207ZM207 178H206V179H207ZM260 178H262V177L260 176ZM260 178H259V179H260ZM48 179H49V178H48ZM88 179H89V178H88ZM88 179H87L86 181H87L88 183H92V184H93V182L88 181ZM99 179L101 180L102 177H100ZM103 179H104V178H103ZM114 179H113V181H114ZM124 179H126V177H124ZM157 179H155V180H157ZM167 179L169 180L170 177H169V178L167 177ZM184 179H185V178H183V180H184ZM190 179H191V178H190ZM190 179H188L187 181L185 180V181H183V182H186V183L189 184V180H190ZM224 179H226V178H224ZM224 179H223V181H219V180H218V181H219V185H220V184L222 185V182H224ZM245 179H246V178H245ZM249 179H250V178H249ZM251 179H252V178H251ZM257 179H258V178H257ZM263 179H264V178H263ZM24 180H26V179H24ZM31 180H32V179H31ZM31 180H30V181H31ZM39 180H40V179H39ZM52 180H53V179H49V180L45 181V180H44V177H43V179L41 178V180H40L41 184H38V186H39V185L41 186V187L39 186V187L41 188L40 190H42L41 193H43V195H44V197H45L44 199L46 200V201L43 202V203H46V204L49 203V204H51V205H50L51 208H52V206H54V204L56 205L57 209H58V206L60 207V209H58L56 212L54 211L55 213H53L52 216H49V218H47V217H48V215L52 214L51 212H50V214H47V217H46V215L44 216L45 218H47V221L50 219V221L52 220L51 223H52V222H54V224H55V223H59V225H61V223L59 222V221H61V220H65L66 222H68V221H72V222H74V223H72V224H75V227H76V226L78 227V230H77L78 232H81L82 234L85 232V231L83 230L82 226H85V230H86V231H91L92 228H93V227L91 228V226L93 225L92 222L90 223V224H92V225H90V226H89V224H88V225L86 224L88 227H86V225H82V223H83V221H86V220H90V221L93 220V221H94V220H95L94 217H96V216L98 215V213H97L96 216H93V214H91L92 211H93L95 208L98 209V207H96V205H94V204L92 205V204L90 203V201H92L93 198H92V200H89V199H88L89 201L86 199V200L89 202V204H91V206H90L91 208H90V209H91L92 211L86 209V207H83L84 205L81 204V203H82V202H81L82 200L80 201L81 203H78V202H79V201H78V198H80V197L77 198V201H78L77 203H75V199H74V203H72V202H70V201L63 202V200H62L63 204H59V203L61 202V201H59V203H58L59 205L57 206V204H56L57 202H56V199H55V197H54V195H53V194H54L53 192H54V190L56 191V190L59 189V188H58V187H55V184L52 182ZM70 180H72V179H70ZM107 180H108V178H107ZM120 180L118 179L117 181L119 182ZM126 180H127V182H129L128 179H126ZM129 180H131V179H129ZM133 180H132V181H133ZM151 180H152V179H151ZM151 180H150V181H151ZM158 180H160V179H158ZM170 180H171V179H170ZM181 180H182V179H181ZM181 180L178 179L177 181H181ZM207 180H208V179H207ZM207 180H205V182H206ZM1 181H2V182L4 181V182L2 183ZM15 181H16V180H15ZM15 181H14V182L11 181V177H9V180H8L7 178H6L5 180L0 179V182H1L0 184H3L2 186L0 185V193H1V194H3V191H4V193H5L6 190H4V189L7 188L8 185L13 187V188H11L12 190H9V187H8V189H7V191H6V192H8V193H6V195L4 194L3 196H5V197H1L2 199L0 198V199H1V200H0V206H1L3 209H2L1 207H0V208H1V210H3V211L5 212L6 215H8V217H9V215H11L10 212H13V211H11V209H12V206L15 204L14 202L16 201V203L18 204V201H19L18 199H20V201L22 200L20 197L18 198V194L16 195V193H18V191H19L18 188H17V192L15 193L16 188H14V186L17 185V184L14 185V184H15ZM28 181H29V178H28ZM35 181H36V180H35ZM77 181H78V180H77ZM77 181H76V182H77ZM86 181H85V182H86ZM94 181H95V180H94ZM110 181H111V180H110ZM122 181H124V180H121V182H122ZM132 181H131V182H132ZM152 181H153V180H152ZM161 181H162V180H161ZM163 181H165V178H164ZM163 181H162V182H163ZM173 181H174V180H173ZM190 181H191V180H190ZM215 181H216V179H215ZM215 181H214V185L211 184L213 187H215V184H216ZM225 181H227V179H226ZM229 181H230V180H229ZM232 181H233V180H232ZM232 181H231V182H232ZM234 181H235V180H234ZM254 181H255V180H254ZM256 181H257V180H256ZM259 181H260V180H259ZM259 181L256 182L257 185H259V184H258ZM262 181H263V180H261L260 183H262ZM10 182H11V184H9ZM16 182H20V180H19V181H16ZM32 182H34V179H33ZM59 182H60V181H59ZM59 182H56V183H59ZM73 182H74V184L76 183L75 181H73ZM108 182H109V181H108ZM118 182H116V183H118ZM121 182H120V183H121ZM127 182H126V183H127ZM158 182H159V181H158ZM158 182L154 181L153 183H158ZM162 182H160V183L158 184L159 187H160V184H161ZM167 182H169V181H165V183H167ZM200 182H201V181H200ZM207 182H210V181H207ZM207 182H206V183H207ZM220 182H221V183H220ZM22 183H26V181H23ZM30 183H31V182H30ZM60 183H61V182H60ZM79 183H80V181H78V184H79ZM83 183H84V182L80 183L81 186H82ZM88 183L86 184V187L89 188L91 184H90L89 186H87ZM96 183H97V182H96ZM120 183H119V184H120ZM124 183H125V182H124ZM135 183H136V182H135ZM165 183H164V186H165ZM180 183H182V181H181ZM186 183H185V184H186ZM229 183H230V182H229ZM234 183H236V181H235ZM241 183H242V182H241ZM241 183H240V184H241ZM254 183H255V182H254ZM33 184H34V183H33ZM36 184H37V183H36ZM36 184H35V185H36ZM76 184H77V183H76ZM76 184H75V185H76ZM78 184H77V185H78ZM104 184H105V183H104ZM111 184H112V183H111ZM111 184H105V185H110V187L112 188V185H114L115 182H114V184H112V185H111ZM119 184H118V188L121 190L123 187L120 188L119 186H120L121 184H120V185H119ZM133 184H134V183L131 184V188L133 187V186H132ZM137 184H139V183H137ZM162 184H163V183H162ZM162 184H161V185H162ZM173 184H174V183H173ZM173 184H172V185H173ZM185 184H184V185H185ZM197 184H198V183H197ZM225 184H226V183H225ZM230 184H231V183H230ZM230 184H227V185H230ZM18 185H19V184H18ZM24 185H25V184H24ZM35 185H34V186H35ZM58 185H59V184H58ZM58 185H57V186H58ZM65 185H66V184H65ZM67 185H68V184H67ZM84 185H85V183L83 184L82 188L84 187ZM115 185H116V184H115ZM115 185H114L113 187H116ZM127 185H128V183H127ZM139 185H141V184H139ZM155 185H156V184H155ZM155 185H154V186H155ZM158 185H157V187H158ZM167 185H169V184H167ZM205 185H206V184H204V187H205ZM216 185H218V183H217ZM227 185H226V187H227ZM231 185H233V184H231ZM245 185H246V184H245ZM245 185H244V186H245ZM251 185H252V183H251ZM253 185H254V184H253ZM253 185H252V186H253ZM261 185H262V184H261ZM20 186H21V185H20ZM20 186H19V187H20ZM26 186H27V185H26ZM26 186H23V187L25 188ZM29 186H31V185L29 184ZM29 186H28V187H29ZM34 186H33V187H34ZM38 186H35V187L38 188ZM95 186L99 188L100 185L97 186V184H96ZM101 186H104V185L102 184ZM101 186H100V187H101ZM121 186H122V185H121ZM124 186H125V184H124ZM162 186H163V185H162ZM162 186H161V187H162ZM189 186H191V185H189ZM206 186H207V185H206ZM208 186H209V185H208ZM208 186H207V187H208ZM240 186H243V184L240 185ZM249 186H250V185H249ZM249 186H248V184H247V188H248ZM4 187H5V188H4ZM33 187H32V188H33ZM54 187H55V189H54ZM75 187H76V186H75ZM92 187L94 188V185H93ZM96 187H95V188H96ZM126 187H127V186H126ZM126 187H125V188H126ZM138 187H141V186H138ZM155 187H156V186H155ZM157 187H156V188H157ZM159 187H158V188H159ZM165 187H166V186H165ZM169 187H170V186H169ZM169 187H168L167 189H169ZM216 187L218 188V186H216ZM221 187H222V186H221ZM221 187H219V190H220ZM223 187H225V186L223 185ZM223 187H222V188H223ZM226 187H225L224 189H225L226 191H229ZM228 187H229V186H228ZM231 187L233 188V186H231ZM234 187H236V185H235ZM250 187H251V186H250ZM253 187L256 188L255 185H254ZM257 187H258V186H257ZM260 187H262V186H260ZM260 187H258V189H259ZM263 187H264V185H263ZM263 187H262V188H263ZM21 188H22V187H21ZM32 188L29 187L28 189L31 190ZM63 188H65V187H63ZM98 188H96V189H98ZM118 188H117V189H118ZM128 188H130V187H128ZM133 188H134V187H133ZM142 188H143V186H142ZM152 188H153V187H152ZM156 188H153V190L156 191L155 194H157V193H158V190H159V189L156 190ZM190 188H191V187H190ZM194 188H195V187H194ZM197 188H199V187H196V191H195V193H196L197 190H198ZM205 188H206V187H205ZM217 188H215V189L217 190ZM237 188H238V187H237ZM241 188H242V187H241ZM243 188H245V190L242 189V190H244L243 193H245V191H246V193H247L246 187H243ZM262 188H261V189H262ZM26 189H27V188H25V190H26ZM28 189H27V193H28V191H29ZM35 189H36V188H35ZM35 189L33 188V190L30 191V195H32L33 192H34V194H35V191H34ZM60 189H61V188H60ZM67 189H68V188H67ZM96 189H93L94 192L96 191ZM99 189H100V188H99ZM99 189H98V190H99ZM105 189L108 190V188H105ZM109 189H110V188H109ZM115 189H116V188H115ZM123 189H124V188H123ZM123 189H122V190H123ZM146 189H148V188H146ZM167 189H166V190H167ZM188 189H189V188H188ZM192 189H193V188H192ZM192 189H191V190H192ZM200 189H201V188H200ZM208 189H209V192H210V188H209V187H208ZM224 189H222V190H224ZM235 189H236V188H235ZM261 189H260V192L262 191ZM14 190H15V191H14ZM21 190H22V192L24 191L23 188H22ZM36 190H38V189H36ZM83 190H84V189H83ZM110 190H111V189H110ZM124 190H125V189H124ZM140 190H141V189H139V190L137 189V191H140ZM164 190H165V189H164ZM175 190H176V189H175ZM175 190L173 191V190L171 189V190H169V193H170V191H172V193H173V192H176ZM177 190H178V189H177ZM212 190H213V189H212ZM219 190H218V191H219ZM237 190L242 191L240 188H239V189H236V191H237ZM253 190H254V188H253ZM32 191H33V192H32ZM57 191H58V190H57ZM57 191H56V192H57ZM70 191H71V190H70ZM70 191H69V193H70ZM79 191H80V190H79ZM81 191H82V190H81ZM117 191H118V190H117ZM128 191H129V190H127V192H128ZM132 191H133V190H132ZM143 191H145V188H144V190H142V192H143ZM150 191H152V189H151ZM159 191L161 192V190H159ZM186 191H187V190H186ZM189 191H190V189H189ZM199 191H200V190H199ZM202 191H204V188H202ZM213 191H214V190H213ZM231 191H232V189L230 190V192H231ZM233 191H234V190H233ZM248 191H249V190H248ZM257 191H258V190L255 189V191H253V192L255 193V192H257ZM24 192H26V191H24ZM24 192H23V193H24ZM31 192H32V193H31ZM38 192H39V190H38ZM99 192H100V191H99ZM101 192H103L102 189H101ZM101 192H100V193H101ZM108 192H109V191H108ZM111 192H112V191H111ZM114 192H115V191H114ZM146 192H147V191H146ZM193 192H194V191H193ZM204 192H205V191H204ZM204 192H202L201 194H205V193H206V192H205V193H204ZM207 192H208V191H207ZM209 192H208V193H209ZM234 192H235V191H234ZM237 192H238V191H237ZM251 192H252V191H250V193H251ZM258 192H259V191H258ZM258 192L256 193V195L258 194L257 196H258L259 198H261V197H260L261 194L259 195ZM20 193H21V192H20ZM20 193H19V195H20ZM36 193H37V192H36ZM39 193H40V192H39ZM39 193H37V194H39ZM41 193H40V194H41ZM57 193H58L59 196H61V195L64 194L65 192H64V193L62 192V194H61V192H60L61 195L59 194V191H58ZM66 193H67V192H66ZM76 193H77V192H76ZM80 193H82V192H80ZM96 193H97V192H96ZM115 193H116V192H115ZM121 193H123V192H121ZM124 193H125V191H124ZM164 193H165V191H163V194H164ZM166 193H168V192L166 191ZM172 193H171V194H172ZM177 193H178V192H177ZM181 193H183V192L181 191ZM185 193L188 194V191L185 192ZM191 193H192V192H191ZM195 193H194V195H195ZM197 193H198V192H197ZM197 193H196V194H197ZM208 193H207V194H208ZM211 193H212V192H211ZM214 193H215V192H214ZM223 193H224V192H222V195H223ZM235 193H236V192H235ZM239 193H240V192H239ZM254 193H253V194H254ZM261 193H262V192H261ZM34 194H33V195H34ZM40 194H39V195H40ZM82 194H83V193H82ZM103 194H105V192H104ZM125 194H126V193H125ZM133 194H134V193H133ZM152 194H154V193H152ZM152 194H151V195H152ZM155 194L153 195V197L156 196ZM163 194H162L161 198H162V199L164 198L163 200H165V195L163 196ZM173 194H174V193H173ZM175 194H176V193H175ZM183 194H184V193H183ZM183 194H181V195H183ZM216 194H218V193H216ZM248 194H249V193H248ZM248 194H247V197H245V198H247V199H248ZM39 195H38V196H39ZM55 195H56V194H55ZM58 195H57V197H58ZM67 195H68V194H67ZM67 195H64V196L67 197ZM76 195L78 196V194H76ZM84 195H85V194H84ZM122 195H123V197L125 196L124 194H122ZM126 195H127V194H126ZM134 195L136 196V194H134ZM139 195H140V198L142 199L143 197H141V195H143V194H141V192H140ZM157 195H158V194H157ZM166 195H167V194H166ZM168 195H169V194H168ZM176 195H177V194H176ZM178 195H180V194H178ZM181 195H180V197L182 198ZM197 195H198V194H197ZM234 195H235V194H234ZM236 195H237V194H236ZM1 196H2V195H1ZM20 196H22V193H21ZM23 196H24V197H23V199H24V198H25V194H24ZM34 196H36V194H35ZM34 196H33V197H34ZM41 196H42V195H41ZM68 196H69L68 198H69V200H70V197H71V196H70V195H68ZM81 196H83V195H81ZM92 196H93V195H92ZM100 196H102V195H100ZM110 196H111V195H110ZM183 196H184V195H183ZM201 196H204V195H200V196H199V199H200ZM206 196L209 197L210 195H205V197H206ZM213 196H215V195H213ZM213 196H212V197L210 196V198H213ZM216 196H217V195H216ZM216 196H215V197H216ZM230 196H232V195H230ZM249 196H250V195H249ZM262 196H263V193H262ZM26 197H27V196H26ZM30 197H31V196H30ZM33 197H32V198H33ZM85 197H86V195H85ZM90 197H91V196H90ZM102 197H103L104 200H105L106 197H104V196H102ZM108 197H109V196H108ZM132 197H133V196H132ZM132 197H131V198H132ZM150 197H151V196H150ZM166 197H167V196H166ZM178 197H179V196H178ZM178 197L175 196V198H178ZM185 197L188 198V196H185ZM189 197H190V196H189ZM193 197H194V196H193ZM217 197H218V196H217ZM217 197H216V199H217ZM220 197H221V195H220ZM224 197H225V196H224ZM226 197H227V195H226ZM237 197H239V195H238ZM237 197L235 196L234 198H237ZM255 197H256V196H255ZM255 197H253L252 199L254 200ZM263 197H264V196H263ZM71 198H72V197H71ZM82 198H83V197H81V199H82ZM86 198H88V196H87ZM103 198H102V199H103ZM126 198H127V196L125 197V199H126ZM131 198H130V193H129V199L131 200ZM133 198H134V197H133ZM133 198H132V199H133ZM135 198H137V197H135ZM144 198H145V197H144ZM154 198H155V197H154ZM159 198H160V196H159ZM159 198H158V196H157V198H155L156 201H159V200H160ZM170 198H173V197L170 196ZM170 198L168 197V198H166V200H168V199H170ZM181 198H180V199H181ZM203 198H204V197H203ZM210 198H208V199H210ZM234 198H231V200L234 201ZM239 198H241V197H239ZM239 198L236 200V202H239V203H235V202H234L235 204H240V201L243 202V200H242L243 198H242L241 200H240ZM256 198H257V197H256ZM39 199H40V198H39ZM58 199H59V197H58ZM58 199H57V200H58ZM64 199H67V198H64ZM107 199H109V198H107ZM107 199H106V200H107ZM122 199H123V198H122ZM127 199H128V198H127ZM145 199H146V198H145ZM145 199H144V200H145ZM157 199H159V200H157ZM191 199H192V198H191ZM197 199H198V197H197V198L195 197V200H197ZM206 199H207V197H206ZM218 199H219V197H218ZM221 199H222V198H221ZM221 199H219V200H217V201H220ZM17 200H18V201H17ZM30 200H31V199H30ZM71 200H73V199H71ZM83 200H84V199H83ZM96 200H97V199H96ZM96 200H94V202H95ZM115 200H117V198H115ZM118 200H119V199H118ZM134 200H135V199H134ZM153 200H154V199H153ZM170 200H171V199H170ZM182 200H183V199H181V202H182ZM193 200H194V199H193ZM193 200H192V201H193ZM195 200H194V202H195ZM201 200H202V199H200L199 201L197 200L198 203H199ZM204 200H205V199H204ZM214 200H215V199H214ZM214 200H213V201H214ZM224 200H225V199H224ZM224 200L222 199V201H224ZM226 200H227V198H226ZM238 200H239V201H238ZM244 200H245V199H244ZM261 200H262V199H261ZM22 201H23V200H22ZM24 201H26V198L24 199ZM28 201H29V193H28ZM64 201H65V200H64ZM110 201H111V198L109 199V201H107V203H109ZM125 201H127V200H125ZM131 201H132V200H131ZM151 201H152V200H151ZM151 201H150V202H151ZM156 201H155V203H156ZM174 201H175V199H174ZM174 201L171 200L170 202H174ZM178 201H179V200H177V202H175V203H176V204H177V203H181V202H178ZM188 201H191L190 198L188 199ZM188 201H186V199H185V201H183V202L186 203V202H188ZM210 201H212V199H211ZM210 201H209V202H210ZM222 201H221V202H222ZM228 201H230V200L225 201V204H226ZM233 201H230L231 204L233 203ZM247 201H248V200H247ZM26 202H27V201H26ZM26 202H25V205H26ZM30 202H31V201H30ZM32 202H34V198H33V201H32ZM41 202H42V200H41ZM88 202H87V203H88ZM94 202L92 201V203H94ZM101 202H102V201H101ZM112 202H113V201H112ZM112 202H110V204H112ZM117 202H118V201H117ZM123 202H124V199H123ZM123 202H120V204L123 203ZM127 202H129V200H128ZM135 202H136V201H135ZM137 202H138V201H137ZM145 202H146V201H145ZM150 202H149V203H150ZM160 202H162V201L160 200ZM204 202H206V201H204ZM242 202H241V204H242ZM251 202H252V200H250V202H247V203H251ZM253 202H254V201H253ZM256 202H257V201L255 200V204H256ZM23 203H24V202H23ZM38 203L40 204L39 201H38ZM38 203H37V205H38ZM83 203H84V202H83ZM85 203H86V201H85ZM98 203H99V202H98ZM113 203H114V202H113ZM130 203H131V202H130ZM133 203H134V202H132L131 204L133 205ZM139 203H140V207H141V205L143 206V204H141V202H139ZM139 203H138V204H139ZM142 203H143V202H142ZM149 203H148V204H149ZM167 203L170 204L169 202H167ZM191 203L193 204V202H191ZM200 203H201V202H200ZM211 203H212V202H211ZM214 203H216V202H214ZM214 203H213V205H214ZM223 203H224V202H223ZM228 203H229V202H228ZM234 203H233V205H235ZM257 203H259V201H258ZM263 203H264V201H263ZM31 204H32V203H31ZM34 204H35V203H34ZM46 204H44V205H46ZM49 204H48V205H49ZM95 204H96V203H95ZM101 204H104V203H101ZM123 204H124V203H123ZM123 204H122V205H123ZM126 204H127V203H126ZM126 204H124V206H125ZM150 204H151V203H150ZM159 204H160V203H159ZM161 204H162V203H161ZM176 204H175V206L179 205V204H177V205H176ZM204 204H205V203H204ZM204 204L202 203V205H201L202 208H208V209H209V207H210L209 203H207V204L209 205V206L207 205L208 207H203ZM217 204L220 205V203H217ZM217 204H216V205H217ZM255 204H254V205H255ZM19 205L21 206L22 203L19 204ZM25 205H22V206L25 207ZM44 205H43V207H44ZM82 205H83V206H82ZM85 205H87V204H85ZM104 205H106V204H104ZM108 205H109V204H108ZM114 205H116V204H113V208H114V210H115L116 208L114 207ZM127 205H128V204H127ZM135 205L137 206V204H135ZM151 205H152V204H151ZM164 205H165V203H164ZM164 205H163V206H164ZM166 205H167V204H166ZM188 205H190V204H188ZM195 205H196V203H195ZM198 205L200 206V204H198ZM211 205H212V204H211ZM219 205H218V206H219ZM228 205H229V204H228ZM245 205H246V203H245ZM254 205H252V203H251V206H254ZM258 205L261 206V203L256 205L257 208H258ZM17 206H18V205H17ZM17 206H16V207H17ZM20 206H19V207H20ZM28 206H29V205H28ZM31 206L33 207V205H31ZM116 206H117V205H116ZM124 206H122V208H123V209H124V208L126 209V207H124ZM130 206H131V205H130ZM130 206H129V207H130ZM133 206H134V205H133ZM175 206H173V207H175ZM205 206H206V205H205ZM241 206H242V209H243L244 205H241ZM249 206H250V205H249ZM260 206H259V207H260ZM262 206H263V204H262ZM19 207L16 208V211L14 210V213H12V215H15V212H16V214H17V209H19V211H20L21 207H20V208H19ZM45 207H46V206H45ZM56 207H55V208H56ZM88 207H89V205H88ZM99 207H100V206H99ZM101 207H102V206H101ZM101 207H100L97 211H99V210L101 209ZM104 207H105V206H104ZM137 207H138V206H137ZM152 207H153V206H152ZM155 207H156V206H155ZM164 207H165V206H164ZM167 207H168V206H167ZM183 207H184V206H183ZM196 207H198V206H196ZM213 207H214V206H213ZM215 207H216V206H215ZM215 207L213 208V211L215 210ZM236 207H237V206H236ZM41 208H42V206H41ZM41 208H40V211H42V210L44 209V208H42V210H41ZM48 208H49V207H48ZM53 208H54V207H53ZM84 208L87 210V212L89 213V215H90L91 217H90V216L88 217V214L84 212V211H85ZM108 208H109V207H108ZM108 208H107V209H108ZM113 208L111 207L112 211H114ZM131 208H133V207H131ZM134 208H135V207H134ZM142 208H143V207H142ZM153 208H154V207H153ZM160 208H162V207H160ZM160 208H159V209H160ZM177 208H178V206H177ZM179 208H181V205H180ZM187 208H188V207H187ZM191 208H192V207H191ZM210 208H211V207H210ZM251 208H252V207H251ZM13 209H15V207H14ZM13 209H12V210H13ZM103 209H104V208H103ZM105 209H106V208H105ZM105 209H104V210H105ZM109 209H110V208H109ZM139 209H141V208H139ZM169 209H171V208H169ZM172 209H173V208H172ZM172 209H171V210H172ZM185 209H186V208H185ZM185 209H184V210H185ZM193 209H194V206H193ZM220 209H221V208H220ZM225 209L228 210V209H230V207H229V208H228V207H225ZM231 209H232V208H231ZM231 209L229 210V212H231ZM238 209H240V208H238ZM247 209H250V208L248 207ZM247 209H245L244 211H247ZM260 209H261V207H260ZM262 209H263V208H262ZM262 209H261V211H262L261 213H263V210H264V209H263V210H262ZM21 210H22V209H21ZM23 210H24V209H23ZM23 210H22V211H23ZM26 210H27V209H26ZM26 210H25V212H26ZM32 210H33V209H32ZM44 210H45V209H44ZM44 210H43V211H44ZM118 210L120 211V208H119ZM126 210H127V209H126ZM130 210H132V209H130ZM181 210H182V209H181ZM181 210L179 211V209H178L177 211L181 212ZM194 210H196V209H194ZM198 210L201 212L203 209H202V210H201V209H198ZM204 210H206V209H204ZM204 210H203V211H204ZM211 210H212V209H211ZM211 210L209 209L208 211H211ZM216 210H219V208H218V209L216 208ZM233 210H235V209H233ZM240 210H241V209H240ZM251 210H252V209H251ZM251 210H250V211H251ZM254 210H255V209H254ZM254 210H252V212H249V213H251V214L256 213V212H253ZM256 210H257V209H256ZM258 210H259V209H258ZM258 210H257V211H258ZM3 211H2V212H3ZM22 211H21V212H22ZM27 211H30V209L28 208ZM105 211H106V212H109L110 210H109V211L105 210ZM136 211H137V209H136ZM173 211H174V209H173ZM177 211H176V212H177ZM186 211H188V210L186 209ZM191 211H192V210H191ZM203 211H202L201 213H203ZM225 211H226V210H225ZM4 212H3V213H4ZM21 212H20V214H21ZM33 212H34V211H33ZM33 212L31 211L30 213H33ZM93 212H94V211H93ZM106 212H105V213H106ZM127 212H128V211H126V213H127ZM164 212H166V211H164ZM168 212H169V211H168ZM189 212H190V211H189ZM216 212H217V211H216ZM218 212H219V211H218ZM227 212H228V211H227ZM227 212H226V213H227ZM233 212H234V211H233ZM238 212L241 213V211H238ZM0 213H1V211H0ZM9 213H10V214H9ZM22 213H24V211H23ZM28 213H29V212H28ZM45 213H48V212L45 211ZM102 213H103V212H102ZM112 213H113V212L109 213L110 216H111ZM118 213H119V212H118ZM124 213H125V212H124ZM130 213H132V212H130ZM142 213H143V212H141L140 215H142ZM161 213H162V212H161ZM186 213H188V212H186ZM195 213H196V212H195ZM195 213H194V214H195ZM198 213H199V212H198ZM209 213H210V212H209ZM221 213H223V212H221ZM234 213H235V212H234ZM257 213H258V212H257ZM18 214H19V213H18ZM34 214H35V212H34ZM106 214H107V213H106ZM109 214H107V215H109ZM128 214H129V213H128ZM138 214H139V212H138ZM143 214H144V213H143ZM147 214H148V213H147ZM147 214H146V215H147ZM152 214H153V213H152ZM177 214H178V213H177ZM180 214H184V215H186L185 213H180ZM192 214H193V213H192ZM204 214L206 215V214H208V213H206V211H205V213H203V215H204ZM213 214H217V213H213ZM236 214H237V213H235V215H236ZM242 214H243V216H244V212H242ZM245 214L248 215L247 213H245ZM21 215H22V214H21ZM23 215H24V214H23ZM23 215H22V217H23ZM26 215H27V214L24 215V218H27V217H25ZM31 215H32V214H31ZM94 215H95V213H94ZM113 215H114V214H113ZM126 215H127V214H126ZM132 215H133V214H132ZM134 215H135V213H134ZM165 215H166V213L164 214V216H165ZM168 215H169V214H168ZM173 215H175V214H173ZM173 215H172V217H173ZM188 215H190V214L188 213ZM203 215H202V216H203ZM205 215H204V216H205ZM210 215H212V214H210ZM222 215H223V214H222ZM225 215H226V214L224 213V216H225ZM228 215H231V214L228 213ZM235 215H231V216H235ZM239 215H241V214H239ZM246 215H245V216H246ZM254 215H255V214H254ZM263 215H264V214H263ZM15 216H18V215H15ZM15 216H14V217H15ZM27 216H28V215H27ZM42 216H43V214H42ZM129 216H131V214H130ZM135 216L137 217V215H135ZM142 216H143V215H142ZM142 216H141V218H142ZM144 216H145V215H144ZM151 216H152V215H151ZM151 216H150V214H149V216H147V217L149 218V217H151ZM176 216H177V215H176ZM195 216H196V215H195ZM202 216H201V217H202ZM204 216H203L202 218H200L199 220H201V219L203 220V218H205V217H210V219H212V221L215 219L214 217L212 218L211 216H209V214H208L207 216H205V217H204ZM212 216H213V215H212ZM219 216H220L219 218L222 217L220 214H219ZM224 216H223L221 219H223ZM248 216H250V214H249ZM248 216H247V217H248ZM2 217H4V215H3ZM5 217H6V216H5ZM5 217H4V218H5ZM18 217H21V216H18ZM30 217H31V219H32L33 215L30 216ZM100 217H101V216H100ZM100 217H97V218L100 219ZM112 217H114V216H112ZM145 217H146V216H145ZM147 217H146V218H147ZM153 217H154V215H153ZM155 217H156V216H155ZM155 217H154V218H155ZM178 217H180V216H178ZM181 217H182V216H181ZM187 217H188V216H187ZM215 217L218 218L217 215H216ZM229 217H230V216H229ZM229 217L227 216L228 219H230V220H231V218L233 219V217H230V218H229ZM236 217H238V216H236ZM253 217H254V216H253ZM255 217H259V215H258V216H255ZM9 218H10V217H9ZM15 218H16V217H15ZM33 218H34V217H33ZM35 218H36V216H35ZM40 218H41V217H40ZM103 218H104V217H102V219H103ZM122 218H124V217H122ZM122 218H121L120 220H123ZM141 218H140L139 220H141ZM154 218H153V219H154ZM162 218H163V215H162V217H161L160 219H162ZM175 218H176V217H175ZM185 218H186V217H185ZM193 218H194V217H193ZM193 218H192V219L190 218V219L193 220ZM227 218L223 219V220L220 221V223H218V224H221V222H223V221L226 220ZM241 218H242V219H245V218H243L242 216H241ZM262 218H263V217H262ZM5 219H6V218H5ZM5 219H4V220H5ZM11 219H13V218H10L9 221H11ZM19 219H20V218H19ZM27 219H28L29 222H32V221H33V220H32V221L30 220L29 216H28ZM36 219H37V218H36ZM43 219H44V218H43ZM106 219H107V221H109V220H113V219H108L107 217H106ZM106 219H105V220H106ZM115 219H117V218H115ZM115 219H114V220H115ZM128 219H129V217H128ZM135 219H136V218H135ZM142 219H143V218H142ZM151 219H152V218H151ZM153 219H152V220H153ZM160 219H159V220H160ZM181 219H182V218H180V221H182ZM242 219H241V220H242ZM249 219H250V218H249ZM263 219H264V218H263ZM263 219H261V220H263ZM1 220H2V219H1ZM13 220H14V219H13ZM17 220H18V218L16 219V221H17ZM41 220H42V219H41ZM100 220H101V219H100ZM124 220H125V219H124ZM129 220H130V219H129ZM132 220H133V219H132ZM146 220H147V219H145V221H146ZM152 220H151V221H152ZM183 220H184V219H183ZM196 220H197V219H196ZM196 220H195V221H196ZM208 220H209V218H208ZM219 220H220V219H219ZM219 220H218V222H219ZM241 220H240V221H241ZM256 220H258V219H256ZM9 221H7V222H9ZM16 221H15V222H16ZM18 221H20V220H18ZM25 221H27V220H25ZM28 221H27V222H28ZM90 221H89V222H90ZM133 221H134V220H133ZM141 221H142V220H141ZM157 221H158V220H157ZM157 221H156V222H157ZM166 221H167V220H166ZM203 221H204V220H203ZM206 221H207V220H206ZM206 221H205V222H206ZM216 221H217V219H216ZM216 221H214V222H216ZM226 221H227V220H226ZM226 221H224L225 225L228 224V223H226ZM234 221H235V220H234ZM259 221H260V220H259ZM259 221L255 222V221L253 220V223L257 224ZM5 222H6V221H5ZM21 222H23V221H21ZM27 222H26V223H27ZM29 222H28L27 224H29V226H30V223H29ZM40 222H41V221H40ZM66 222H65V223H66ZM95 222H97V221H95ZM104 222H105V221H104ZM118 222H119V220L117 221V225H118ZM124 222H125V221H124ZM131 222H132V221H131ZM139 222H140V221H139ZM147 222H148V220H147ZM177 222H179V219H178ZM196 222H197V221H196ZM198 222H199V221H198ZM210 222H211V221H209V224H210ZM229 222H230V221H229ZM236 222H237V221H236ZM3 223H4V222H2V221L0 222V224H3ZM43 223H44V222H42V224H43ZM47 223H48V222H47ZM47 223H46V224H47ZM65 223H64V224H65ZM100 223H101V221H100ZM100 223H99V224H100ZM102 223H103V222H102ZM102 223H101V224H102ZM110 223H111V222H110ZM129 223H130V222H129ZM135 223H136V222H135ZM144 223H146V222H144ZM164 223H165V222H164ZM166 223H167V222H166ZM171 223H172V222H171ZM173 223H176V222L173 221ZM182 223H183V222H182ZM182 223H181V224H182ZM187 223H188V222H187ZM189 223H191V222H189ZM207 223H208V221H207ZM212 223H213V222H212ZM212 223H211V224H212ZM224 223H223V224H224ZM231 223H232V221H231ZM231 223H230L229 225H231ZM242 223H243V222H242ZM261 223H262V221H261ZM261 223H258V224L260 225V228L263 226V225L261 226ZM6 224H7V223H6ZM32 224L35 225L36 222H34V223L32 222ZM64 224H63V226H64ZM72 224L69 225V224L66 223L65 225H66V227H67V226H70V228H72ZM84 224H85V223H84ZM96 224H97V223H96ZM106 224H107V222H106ZM113 224H114V222H113ZM124 224L127 225L126 223H122V222H121V224H120L121 226L118 225L119 228L122 227V225H124ZM137 224H138V220H137ZM152 224H154V223H152ZM158 224H160V222H159ZM158 224H155V225H158ZM161 224H162V222H161ZM181 224H180V225H181ZM191 224H192V223H191ZM202 224H203V223H202ZM202 224H201V225H202ZM218 224H217V225H218ZM237 224H240V222L236 223V225H237ZM245 224H247V222H246ZM4 225H5V224L1 225L0 227H3ZM7 225H8V224H7ZM33 225H32V226H33ZM102 225H103V224H102ZM110 225H111V224H110ZM110 225H109V228L112 227V226H110ZM114 225H115V224H114ZM131 225H132V223H131ZM144 225H145V224H144ZM155 225H154V226H155ZM183 225H185V223H184ZM187 225H188V224H187ZM198 225L200 226V222L198 223ZM198 225H197V227H196V225L194 224V226H195L196 228L199 229L200 227H199ZM203 225H204V224H203ZM207 225H208V224H207ZM234 225H235V224H234ZM241 225H242V224H241ZM9 226H11L10 223H9ZM13 226L15 227V225L12 224V229H13ZM26 226H27V225H26ZM36 226H38V225H35V228H36ZM41 226H42V225H41ZM53 226H54L53 224L48 223L47 225H44V227H41V228H42L41 231H42L43 238H46V239H47V237H49V236H50V237H55L56 234H54L55 229L53 228ZM55 226H57V224H55ZM55 226H54V227H55ZM99 226H100V225H99ZM107 226H108V224H107ZM118 226H117V227H118ZM132 226H133V225H132ZM137 226H138V225H137ZM149 226H150V224H149ZM152 226H153V225H152ZM159 226H160V225H159ZM161 226L163 227L164 225H161ZM161 226H160V227H161ZM168 226H169V225H168ZM168 226H166V227H168ZM173 226H175V225H173ZM177 226H178V225H177ZM215 226H216V225H215ZM219 226H220V225H219ZM231 226H232V225H231ZM239 226H240V225H239ZM249 226H250V224H249ZM20 227H21V226H20ZM30 227H31V226H30ZM66 227H65V230H66ZM77 227H76V228H77ZM97 227H98V226H97ZM113 227H114V226H113ZM128 227H131V226H128ZM156 227H157V226H156ZM170 227H171V226H170ZM183 227H184V226H183ZM186 227H187V226H186ZM191 227H192V226H191ZM195 227H192V228H195ZM204 227H205V226H204ZM206 227H207V226H206ZM210 227H212V226H210ZM234 227H236V226H234ZM234 227H233V229H234ZM241 227H242V226H241ZM241 227H240L239 229H243L244 231H245V230L248 231L247 228L245 229L244 227H242V228H241ZM255 227H256V225H255ZM255 227H254V228L251 227V228H253V230H254ZM7 228H10V227L7 226ZM7 228H6V229H7ZM17 228H18V226H17ZM32 228H33L32 230H34V226H33ZM39 228H40V227H39ZM39 228L37 227V229H39ZM41 228H40V229H41ZM98 228H99V227H98ZM98 228H97V229L95 228V229H96V230H99ZM100 228H103V227H100ZM124 228H125V226H124ZM134 228H137L135 224H134ZM138 228H140V226H139ZM138 228H137V229H138ZM150 228H151V226H150ZM157 228H158V227H157ZM192 228H191V229H192ZM196 228H195V229H196ZM201 228H203V227H201ZM208 228H209V227H208ZM208 228H207V229H208ZM231 228H232V227H231ZM249 228H250V227H249ZM251 228H250V232H251V230H252ZM260 228H259V229H260ZM21 229H22V228H21ZM28 229H29V228H28ZM40 229H39V230H40ZM112 229H113V228H111V230H110L111 232H112ZM122 229H123V228H122ZM132 229H133V228H132ZM137 229H135V230H137ZM151 229H152V228H151ZM161 229H162V228H161ZM187 229H188V228H187ZM195 229H194V230H195ZM204 229H206V228H204ZM222 229L224 230V228L221 227V230H222ZM237 229H238V227H237ZM3 230H4V229H3ZM10 230H11V228H10ZM30 230H31V229H30ZM32 230H31V231H32ZM68 230H69V227H68V229H67V232H68ZM71 230H72V229H71ZM71 230H70V232H71ZM74 230L76 231V229H74ZM114 230H115V229H114ZM117 230H118V228H117ZM127 230H129V229H127ZM158 230H159V229H158ZM158 230H157V231H158ZM211 230H213V229H211ZM234 230H235V229H234ZM253 230H252V231H253ZM263 230H264V229H263ZM6 231H7V230H6ZM14 231H16L15 228H14ZM14 231H12V232H14ZM20 231H21V230H20ZM22 231H23L24 234L27 233V232L25 233L24 230H22ZM57 231H58V230H57ZM77 231H76V232H77ZM120 231H121V228H120ZM120 231H118V233H119ZM123 231H124V230H123ZM133 231H134V230H133ZM142 231H144V230H142ZM152 231H153V230H151V232H152ZM155 231H156V230H154V232H155ZM159 231H160V230H159ZM165 231H166V230H165ZM207 231H208V230H207ZM235 231L238 233V232H240L241 230H240V231L235 230ZM244 231H243V232H244ZM246 231H245V232H246ZM254 231H256V229H255ZM261 231H262V230H261ZM0 232H1V228H0ZM8 232H9V231H8ZM17 232H18L17 235L19 236V234L21 233V232L19 233V229H18ZM37 232H38V231H37ZM37 232L34 231V233H36V234H37ZM76 232H75V233H76ZM115 232H116V231H115ZM126 232H127V231H126ZM144 232H146V231H144ZM148 232H149V231H148ZM154 232H153V233H154ZM182 232H183V231H182ZM194 232L196 233V231H194ZM211 232H212V231H211ZM214 232H215V231H214ZM218 232H221V231L219 230ZM256 232H257V231H256ZM56 233H57V232H56ZM59 233H60V232H59ZM68 233H69V232H68ZM75 233L73 232V234H75ZM91 233H95V232L92 231ZM103 233H104V232H103ZM123 233H124V232H123ZM127 233H128V232H127ZM132 233H134V232H132ZM149 233H150V232H149ZM153 233H152V234H153ZM157 233H158V232H155L154 236H155ZM160 233H161V232H160ZM191 233H192V231H191ZM195 233H194V234H195ZM228 233L234 234V233H232V232L227 231L226 234H228ZM247 233H249V232H247ZM247 233H246V235H248V237L252 235V232H251V235H249L250 233H249V234H247ZM253 233H254V232H253ZM258 233H260V232H258ZM258 233H257V234L255 233V234L258 235ZM261 233L263 234L264 231L261 232ZM14 234H15V233H14ZM77 234H79V233H77ZM82 234H81V235H82ZM84 234L87 235L86 232H85ZM89 234H90V232H89ZM97 234H99V231L97 232ZM100 234H101V231H100ZM112 234H113V233H111L110 235H112ZM125 234H126V233H125ZM134 234H135V233H134ZM139 234H140V232H139ZM143 234H144V233H143ZM143 234H142V236H143ZM192 234H193V233H192ZM205 234H206V233H205ZM213 234H214V233H213ZM213 234H212V235H213ZM215 234H216V233H215ZM226 234H225V235H226ZM11 235H13V233L10 234V237H11ZM17 235H13V237H12L13 239H12L11 242L14 241V243H13V244H14V245H13L14 248L12 247L14 250H12L11 247L9 248L10 251H11V250H12V251H11V252H10V251H7V252H10V253H8V254H9V256H7L8 258H11V259H13V258L15 259V258H16V259H18V260H22V255H24V257H26L25 259H26V261H27V259H30V260L33 259L32 256H33V255L36 256L37 253H38L37 256H38V255H39V256H42V255L39 253V251H41V250H40L41 248H40V244H39V243H40L42 240H40V239H39L38 237H36V236H35L36 239H33V238H32L33 240H32V239H29V240H31L30 242L25 240L26 243L29 242V244H30V245H29V244L27 243L29 246H27V247L25 246V247H26L25 250H24V247H23L24 244L22 243V244H23V245H21V246L23 247V248H22L23 250L21 249V250H22V255L19 254V249L16 248V246H19V245H15V244H16L15 242H16V241H17V242L19 241V240H17ZM37 235H38V234H37ZM58 235H59V234H58ZM58 235L56 236L57 238H58ZM60 235H61V234H60ZM75 235H76V234H75ZM85 235H84V236H85ZM94 235H95V234H94ZM103 235H105V234H103ZM108 235H109V234H108ZM121 235H122V231H121ZM126 235H127V234H126ZM137 235H138V233H137ZM150 235H151V234H149V236H150ZM158 235H159V233L157 234V236H158ZM200 235H201V234H200ZM202 235H203V234H202ZM217 235L219 236V234H217ZM221 235H222V233L220 234V236H221ZM228 235H229V234H228ZM239 235H242V234H239ZM239 235H238V236H239ZM243 235H244V233H243ZM246 235H245V236H246ZM1 236H2V235H1ZM14 236H15V237H14ZM29 236H30V238H31V235H29ZM63 236H64V235H63ZM76 236H77V235H76ZM87 236H88V235H87ZM90 236H93V235H90ZM105 236H107V231H106V235H105ZM114 236H115V235H114ZM116 236H117V235H116ZM119 236H120V234H119ZM119 236H118V238H119ZM123 236H124V235H123ZM127 236H128V238H130V235H127ZM139 236H141V235H139ZM146 236L148 237L147 234H146ZM146 236H145L144 238H146ZM154 236H152V237H154ZM188 236H189V235H188ZM191 236H192V235H191ZM194 236H195V238L197 237L196 235H194ZM207 236H210V235L208 234V235H206V237H207ZM218 236H217V238H218ZM229 236H230L229 238H232L231 235H229ZM232 236H233V235H232ZM234 236H235V235H234ZM8 237H9V236H8ZM39 237H40V236H39ZM56 237H55V238H56ZM59 237H62V236H59ZM65 237H66V236H65ZM65 237H64V238H65ZM70 237H72V236H70ZM77 237L79 238V236H77ZM81 237H82V241H83V238H84L83 235H82ZM189 237H190V236H189ZM198 237H199V235H198ZM202 237H203V236H202ZM222 237H223V236H222ZM224 237L226 238V237H228V236L226 235V236H224ZM224 237H223V238H224ZM242 237H243V236H242ZM259 237L262 238V236H260V235H259ZM4 238H5V237H4ZM4 238H2V239L4 240ZM22 238H23V237H22ZM62 238H63V237H62ZM62 238H60V239L58 238V239H54V240H53V238H51V239H52L51 242H53V243H54V242L57 243L56 240H57V241L60 240V242H61V240L63 241ZM67 238H68V237H67ZM67 238H66V239H67ZM74 238H75V237H74ZM107 238H108V237H107ZM110 238H111V237H110ZM160 238H161V237H160ZM195 238H193V239H194V240L197 239L196 241L198 242V240H200L201 236L199 237V239H198V238L195 239ZM213 238H214V237H213ZM225 238H224V239L218 238V240H220V239H221V240H225ZM234 238L236 239V237H234ZM244 238H245V237H244ZM244 238H243V239H244ZM2 239H1V240H2ZM8 239H9V238H8ZM38 239H39V240H38ZM41 239H42V238H41ZM46 239H45V241H48V239H47V240H46ZM51 239H50V240H51ZM85 239H86V237H85ZM94 239H95V238H94ZM133 239H134V237H133ZM147 239H149V240L151 241L150 238H147ZM147 239H146V240H147ZM187 239H188V238H187ZM209 239H210V238H209ZM235 239H234V242H236ZM243 239H242L241 242H245V241H246L245 239H244V241H243ZM246 239H247V238H246ZM252 239H253V237H252ZM252 239H251V240H252ZM262 239H264V238H262ZM1 240H0V241H1ZM9 240H10V239H9ZM37 240L40 241V242L37 243ZM87 240H88V239H87ZM108 240H109V238H108ZM113 240H114V239H113ZM130 240H131V238H130ZM142 240H143V238H142ZM142 240H141V241H142ZM190 240H191V239H190ZM190 240H189V241H190ZM206 240H207V239H205V242H206ZM212 240H213V239H212ZM226 240H227V239H226ZM232 240H233V239H232ZM237 240H238V239H237ZM240 240H241V238H240ZM240 240H239V241H240ZM247 240H249V239H247ZM254 240H256V239H254ZM22 241L24 242V239H22ZM43 241H44V239H43ZM45 241H44V242H45ZM95 241H96V240H95ZM114 241H115V240H114ZM118 241H119V240H118ZM122 241H123V240H122ZM139 241H140V240H139ZM141 241H140V242H141ZM147 241H148V240H147ZM203 241H204V239H203ZM203 241L201 242V244L203 243ZM210 241H211V240H210ZM210 241H207V244L205 243V244L207 245V247H208V242H210ZM214 241H216V240L214 239ZM230 241H231V240H230ZM5 242H6V238H5ZM5 242L3 241V243H0V245H2V246L4 247V246L7 244V243H6V244L4 245ZM44 242H43V243H44ZM60 242H59L58 244H55V245H57V246H59L60 244L63 245V244L60 243ZM70 242H71V241H70ZM83 242H84V241H83ZM89 242L92 243L91 241H89ZM89 242H87V243H89ZM185 242H186V241H185ZM187 242H188V241H187ZM192 242H193V240H192ZM221 242H223V241H221ZM227 242L230 244V242H229L228 240H227ZM234 242H231V243L234 244ZM262 242H263V241H262ZM47 243H48L49 245H51L49 242H47ZM53 243H52V245H53ZM141 243H142V242H141ZM145 243H146V242H145ZM145 243H144V245H145V246H144V249H145V247H146V244H145ZM148 243H149V242H148ZM148 243H147V244H148ZM182 243H183V242H182ZM189 243H191V241H190ZM195 243H196V242H195ZM198 243H199V242H198ZM198 243H197L196 246H198ZM223 243H224V242H223ZM253 243H254V242H253ZM255 243H256V242H255ZM257 243H258V242H257ZM9 244L11 245L12 243L9 242ZM18 244H19V243H18ZM48 244H47V245H48ZM68 244H69V243H68ZM72 244H73V243H72ZM93 244H95V243H93ZM116 244H118V242H117ZM184 244H185V243H184ZM201 244H200V245H201ZM203 244H204V243H203ZM203 244H202V245H203ZM213 244H214V243H213ZM213 244H212V247H214ZM217 244H218V243H217ZM224 244H227L226 241H225ZM224 244H222V246H223ZM229 244H228V245H229ZM233 244H232V245H233ZM241 244H242V243H241ZM245 244H247V242H246ZM248 244H249V243H248ZM248 244H247V247H248ZM251 244H252V243H251ZM251 244H250L249 246H253V245H254L255 247H258V246H256V244H252V245H251ZM7 245H8V244H7ZM45 245H46V243H45ZM73 245H74V244H73ZM73 245H72V246H73ZM81 245H82V244H81ZM107 245H108V244H107ZM141 245H142V244H141ZM185 245H187V244H185ZM194 245H195V244H193V246H194ZM214 245H216V244H214ZM234 245H235V244H234ZM258 245H259V244H258ZM2 246L0 247V249L2 248ZM8 246H9V245H8ZM63 246H64V245H63ZM95 246H96V245H95ZM108 246H109V245H108ZM136 246H137V245H136ZM151 246H152V244H151ZM151 246H150V247H151ZM189 246H191V245H189ZM189 246H188V247H189ZM193 246H191V248H192ZM204 246H205V245H204ZM217 246H218V245H217ZM222 246H221V248H222V249L225 248V251H227L228 248L230 247V246H227V247H226V245H225V247H222ZM245 246H246V245H244V247H245ZM254 246H253V248H254ZM50 247H52V246H50ZM53 247H55V246L53 245ZM87 247H90V245H87ZM92 247H93V246H92ZM97 247H98V246H97ZM153 247H154V246H153ZM209 247H210V245H209ZM241 247H242V246H241ZM43 248H44V247H43ZM100 248H102V246H101ZM100 248H99V249H100ZM104 248H106V247H104ZM147 248H148V247H147ZM194 248H195V247H194ZM200 248H201V247H200ZM205 248H206V247H205ZM253 248H252V249H253ZM46 249H47V247L44 248V250H46ZM54 249L56 250L57 247H55ZM63 249H64V248H63ZM95 249H96V248H95ZM124 249H125V248H124ZM139 249L142 250L141 248H139ZM150 249H152V248H150ZM153 249H154V248H153ZM153 249H152V250H153ZM180 249H183V248H180ZM188 249H189V248H188ZM197 249H198V248H197ZM197 249L192 250L193 253H195ZM201 249H203V247H202ZM201 249H200V250H201ZM212 249H215V247L212 248ZM243 249H244V248H243ZM246 249H247V248H246ZM255 249H256V248H255ZM255 249H254V253H255V251H257V250L259 249V247H258L257 250H255ZM47 250H48V249H47ZM50 250H52V249H49V251H50ZM65 250H66V248H65ZM65 250H64V251H65ZM92 250H93V249H92ZM104 250H105V249H104ZM104 250H103V252L105 253V251H106V250L108 251L109 249L107 248L105 251H104ZM189 250H190V249H189ZM189 250H187V251H189ZM203 250H204V249H203ZM203 250H201V255H205V257L209 256V255L206 256L207 253H206V254H202V251H203ZM206 250H208V249H206ZM215 250H216V249H215ZM215 250H214V251H215ZM218 250L223 251V253H224V249L221 250L220 248H218ZM218 250H217V252H218ZM229 250H231V249H229ZM229 250H228V252H229ZM248 250H251V248H250V249L248 248ZM259 250H260V249H259ZM2 251H6V250H2ZM93 251H94V250H93ZM96 251H97V250H96ZM107 251H106V252H107ZM110 251H112V250H110ZM146 251H148V250H146ZM179 251H180V250H179ZM187 251H186V252H187ZM204 251H205V250H204ZM204 251H203V252H204ZM240 251H241V253H244V252H245V251L242 252V248H241ZM260 251H261V252H260V256H261V254H262L264 251H262V249H261ZM7 252H5L6 255H8ZM59 252H61L60 249H59ZM99 252H100V254L102 253V257H103V255H105L103 252H101V250H100ZM99 252H98V253H99ZM152 252H153V251H152ZM177 252H178V251H177ZM177 252H176V253H177ZM180 252H181V251H180ZM180 252H178V254H179ZM184 252H185V251H183L182 254H185ZM197 252H198V250H197ZM197 252H196V253H197ZM208 252H209V251H208ZM217 252H215V254H216ZM247 252H248V254H249L250 251H247ZM257 252H258V251H257ZM0 253H1V252H0ZM41 253H42V252H41ZM45 253H46V252H45ZM54 253H55V252H54ZM63 253L66 255V257H64V258H65V262H63L60 258H55V259H56V260H57V259H60V260H58V261H61V262H63V263H67V262H68L67 264H81V263L83 264V260H82L83 257H82V256H81L82 259H76V258H74V256H70V255H72V254H70V253H69L70 255H68V254H67L68 252H67V253H66V252H63ZM108 253H109V252H108ZM111 253H112V252H111ZM191 253H192V252H191ZM191 253L189 252V254H191ZM213 253H214V252L212 251L211 254H213ZM221 253H222V252H221ZM245 253H246V252H245ZM3 254H4V253H3ZM42 254H43V253H42ZM52 254H53V253H52V251H51V255L49 254V256H53ZM58 254H59V253H58ZM58 254H56V255L58 256ZM64 254H62V255H64ZM100 254H99V256H100ZM114 254H115V253H114ZM141 254H143V253H141ZM144 254H145V253H144ZM147 254H148V253H147ZM211 254H210V255H211ZM217 254H218V253H217ZM231 254H233V253L231 252ZM4 255H5V254H4ZM43 255H44V254H43ZM77 255H78V254H77ZM77 255H76V256H77ZM80 255H81V254H80ZM106 255H107V254H106ZM152 255H153V254H152ZM199 255H200V253H199ZM201 255H200V256H201ZM222 255H226V254L224 253V254H222ZM228 255H229V253H228ZM249 255H250V257H253V256H251V254H249ZM256 255H259V253H257ZM262 255H264V253H263ZM45 256H46V255H45ZM96 256H97V259H98L99 257H98L97 254H96ZM155 256H156V255H155ZM157 256H158V255H157ZM175 256H177V255H175ZM179 256H180V255H179ZM183 256H185V255H183ZM186 256H188V255H186ZM192 256H193V255H192ZM219 256H221V255H219ZM232 256H234V254H233ZM232 256H231V257H232ZM260 256H258V260H261V259L264 260V259L262 258V256H261V258L259 259ZM1 257H3V256H1ZM43 257H44V256H42V259H43ZM46 257L48 258V255H47ZM78 257H79V256H78ZM94 257H95V256H94ZM94 257H93V260H94ZM102 257H100V259H101ZM112 257H113V256H112ZM150 257H152V256H150ZM163 257H165V256H163ZM188 257H189V256H188ZM194 257H195V256H194ZM196 257H198V256H196ZM196 257H195V258H196ZM209 257H210V256H209ZM221 257H222V256H221ZM224 257H225V256H224ZM235 257H236V256H234L233 258H235ZM47 258L44 257V260L47 259ZM53 258H54V257H53ZM79 258H80V257H79ZM104 258H105V257H104ZM104 258H103V259H104ZM157 258L159 259V256H158ZM157 258H156V259H157ZM166 258H167V257H165V259H166ZM169 258L171 259V257H169ZM169 258L167 259L168 262H169V260H170ZM177 258H178V257H176V261H177ZM186 258H187V257H186ZM236 258H237V257H236ZM34 259H35V258H34ZM38 259H39V258L37 257L36 260H38ZM95 259H96V258H95ZM153 259H154V258H152V260H153ZM156 259H155L156 262H155V261H154V262L157 264V261H158V260H156ZM160 259H162V258H160ZM165 259H164V262H165ZM173 259H175V258H173ZM173 259H172V260H173ZM178 259L180 260L181 258H178ZM184 259H185V258H184ZM190 259H191V258H190ZM197 259L200 260V261H203L205 258H204L203 260H201V259H202V256H201V258L198 257ZM207 259H208V258H207ZM214 259H220L219 261L221 262V260H222L223 258H220V257L218 258V256H216V258L214 257ZM214 259H213V260H214ZM225 259H226V258H225ZM254 259H256V258L254 257ZM7 260H8V259H7ZM40 260H41V259H40ZM40 260L37 261V263L40 262ZM56 260H55V261L53 260V262L56 263V262H57ZM89 260H90V259H89ZM185 260H186V259H185ZM194 260H195V259H194ZM194 260H193V259H192L191 261L189 260V262H192V261L194 262ZM209 260H210V261H213L212 258H210ZM223 260H224V259H223ZM223 260H222V261H223ZM232 260L234 261V259H232ZM45 261H49V260L47 259V260H45ZM45 261H44V262H45ZM94 261H95V260H94ZM102 261H104V260H102ZM149 261H151V259H150ZM160 261H161V260H160ZM162 261H163V260H162ZM187 261H188V260H187ZM205 261H206V260H204L203 262L206 263ZM224 261H225V260H224ZM253 261H254V263H255V260H253ZM256 261H257V259H256ZM0 262H1V260H0ZM23 262H25V261H23ZM34 262H35V261H33V262H31V263H34ZM44 262L42 261L41 263L44 264ZM50 262H52V261H50ZM53 262H52V264H53ZM96 262H97V260H96ZM166 262H167V261H166ZM166 262H165V264H166ZM177 262H179V261H177ZM193 262H192V263H193ZM197 262H198V261H197ZM197 262H196V263H197ZM208 262H209V261H208ZM208 262H207V264H208ZM213 262H214V261H213ZM213 262H210V264L213 263ZM234 262H235V261H234ZM263 262H264V261H262V263H263ZM4 263H5V262H4ZM63 263H62V264H63ZM160 263H163V262H160ZM170 263H171V262H169V264H170ZM179 263H180V262H179ZM179 263H177V264H179ZM187 263H188V262H187ZM187 263H185V264H187ZM194 263H195V262H194ZM204 263H202V264H204ZM225 263H227V262H225ZM231 263H232V262H231ZM235 263H236V262H235ZM248 263H249V262H248ZM259 263H261V262L258 261V264H259ZM262 263H261V264H262ZM0 264H1V263H0ZM7 264H10V263L7 262ZM17 264H18V263H17ZM25 264H27V263H25ZM29 264H30V261H29ZM34 264H35V263H34ZM39 264H40V263H39ZM45 264H46V263H45ZM98 264H100V262H98ZM101 264H102V263H101ZM106 264H107V263H106ZM108 264H110V263H108ZM158 264H159V263H158ZM171 264H173V261H172ZM174 264H175V263H174ZM200 264H201V263H200ZM213 264H214V263H213ZM218 264H219V263H218ZM220 264H222V263H220ZM232 264H234V263H232Z\"/></svg>", "mask_w": 264, "mask_h": 264}]
</instances>
